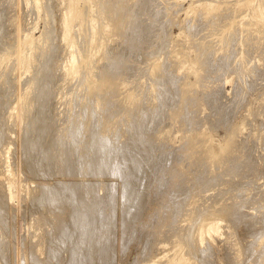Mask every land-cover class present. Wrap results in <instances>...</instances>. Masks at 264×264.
Masks as SVG:
<instances>
[{
	"label": "rangeland",
	"instance_id": "obj_1",
	"mask_svg": "<svg viewBox=\"0 0 264 264\" xmlns=\"http://www.w3.org/2000/svg\"><path fill=\"white\" fill-rule=\"evenodd\" d=\"M2 1V2H1ZM7 1L8 0H0V4L2 5V6H0V24L2 25H0L1 27H0V39H1V43L3 42V43H7V45H6V48H7V51H9L10 53V58H8V59H10V61L11 62H8L9 63V65H7L6 67H3L4 68V70L5 69H9L10 68V70L9 71H6V73H5V71L3 70V68H2V71H1V68H0V73L2 72L4 75H5V77H4V75L1 73L0 74V79L1 80H6V81H8V82H6V81H1L0 80V130L1 129H3L4 128V125L6 124V125H8V124H10V122L12 123V124H10V125H12V126H7V127H5V129L7 130V132L5 133V129H3V130H1L0 131V136L1 135H3V134H5V138H6V140L4 139V135L1 137V138H3V139H1L0 138V144H4V145H2L3 147H1V145H0V154H1V152H2V154H4V156L2 155V157L4 158V160L2 161V159H1V157H0V162H2V163H0V172L1 171H3L4 169H5V171L2 173H0V175H2L1 177H0V264H228V261H229V263H230V260H231V258H232V261H235V262H232L231 261V263L230 264H249V262L251 261V262H257V260H255L256 259V256H257V258H258V256H259V258H258V261L261 263H264L263 261H264V259H263V257H264V255H261L262 253H264V239H262L264 236V209H262V207L264 208V203H262L263 202V198H264V194L262 195V193H264V179H263V177H264V110H263V106H264V41H263V39H264V37L261 39L260 38V36L262 37V36H264V34H262V33H264L263 31H264V24H262V25H257V26H254L253 27V25H251L252 26V28H251V30L249 29V30H247L250 26H247L245 29L243 28V27H241L240 25L242 24V25H244V23L245 24H247L248 22H247V20H248V16H244L245 15V12H246V15H247V13L248 14H250V11L252 12V6L254 7V5H256L258 2L259 3H261V2H264L263 0H257L258 2H256V0H253V2H256V4H252V2H251V4L247 7V8H249V9H247L246 7H244V9H240L239 8V10H241V11H243L244 12V15H243V12H241V11H239V12H235L234 11V7H239V6H241L240 5V3L242 4V0H239V1H241V2H238L237 0L235 1V2H238L237 3V5L235 6L234 4H236V3H234V1L231 3V2H229V0H227V1H218V2H221V3H218L216 0H213V3L212 2H210V4H214L213 6L212 5H209V3H208V5H207V1L209 2L210 0H147V2H146V0H128V2H127V0H118V3H117V5L118 6H116L115 4H116V0H98V2L100 3V4H103V5H99V3L98 4H96L97 5V7L99 8V6H100V9H98V8H96L95 6V3H97V0H95L96 2L95 3H93L94 2V0H89V3L92 5V7H89L90 8V10H91V8L94 10V8H95V10L93 11V12H91L90 11V13H89V8H88V6L89 5H87V6H85V7H87V9H85V7H83V14L84 13H86L87 11L86 10H88V12L86 13L87 14V16H88V14H89V16L91 17V19L89 18V16H88V18L85 16L84 18H85V22H87L88 20V22H90V21H92V22H95L94 21V18H95V16H97L96 18L98 19L96 22H95V25L98 27V25L100 24V26L98 27V29H101L103 32L102 33H100V35L101 36H99V34H97L96 36L98 37L97 39H96V37H95V41H94V43H95V45H93V43H92V45H89V32H90V30H89V28L87 27L86 29H85V27L84 26H86V24L88 25V23H86V24H84L82 27L84 28L83 30H81V31H77V27H75V28H72L71 29V36H73V35H76V36H73V38L74 37H76L75 39H76V45L78 46V44H81V45H79V47H77V50H76V48L74 49V50H76V51H74L73 50V52H74V54H76V57H77V59L79 58V59H82L83 58V60L85 61L84 62V66L82 67V69H81V72L79 73V75H73L71 72H69V69H68V64L66 63V65L64 64L65 62H66V60H67V58H65L64 57V59L62 58L61 59V57L62 56H64V54L66 55V57H68L69 56V54H70V52H72V50L70 49V47H68L67 45H65L62 41H61V39H59L60 37L58 36L59 35V31H58V22H59V20H60V16H61V13H62V10H63V8L66 6V7H69L70 6V1H72V0H63V1H66L67 2V4H65V2H63L62 0H53L54 2H53V4H52V0H40L41 1V3H40V1H38V3H35L33 0H32V2H31V6L29 7V5H30V1L31 0H13V2H12V0H11V2H10V0L8 1V3H7ZM46 1V2H45ZM49 2V4H48V2ZM57 1V2H56ZM59 1H60V3H59ZM107 2V4H109L108 6L105 4V2ZM109 1V2H108ZM121 1V2H120ZM129 1H130V4H129ZM140 1L142 2V4L140 3ZM143 1H144V3H143ZM148 1H149V3H148ZM152 1H154V3L155 4H151V2ZM156 1H157V3H156ZM197 1V3H199L200 2V4L198 5L197 3H195ZM205 4H201L202 2ZM212 1V0H211ZM230 1H232V0H230ZM245 1V0H244ZM4 2V3H3ZM21 2H27L26 3V6H24L25 4L24 3H21ZM111 2V3H110ZM115 2V3H114ZM123 2H125V3H123ZM134 2H135V10H134V8H133V5L132 4H134ZM138 2V3H137ZM159 2H161L160 4H159ZM206 2V3H205ZM223 2V3H222ZM226 2L227 3H231L232 4V6H231V4H228V5H226ZM10 3V4H9ZM42 3H44V4H42ZM112 3H114L113 5H112ZM121 3H123V4H126V8L128 9V10H130L131 12H132V9L134 10L132 13H129L130 11H124V9H126L125 8V6L122 4L121 5ZM132 3V4H131ZM140 3V4H139ZM145 3L146 4H149V5H146V6H149V7H152V6H155L156 4L159 6V9L157 8L158 6L156 5V7H152V8H154L153 10H152V8H149V7H145ZM196 5H195V4ZM216 3H218V4H216ZM7 4L9 5V6H7ZM13 4V5H12ZM41 4L43 5V6H41ZM45 4H47V5H45ZM57 4V5H56ZM262 4H264V3H262ZM35 5V6H34ZM44 5H45V9H43V7H44ZM56 5V6H55ZM60 5V6H59ZM79 6L80 5H82L80 2H79V4H78ZM108 7H106V6ZM129 7H128V6ZM140 5V6H139ZM151 5V6H150ZM163 5V6H162ZM198 5V6H197ZM219 6L220 7V10H218V9H216V11H214L215 10V8H217V6ZM221 5H223V6H225V7H223V6H221ZM234 5V6H233ZM24 6V7H23ZM36 6H37V9H36ZM39 6H41V8L43 9V10H46L47 11V13H49V11L51 12V10H52V12H51V14L49 13V15H50V17H49V15L47 14V13H45V11L43 12L42 10H41V8L39 7ZM48 6V8H49V6H50V8L51 9H47L46 7ZM52 6V7H51ZM57 6H59L58 8H59V10H58V8H57ZM62 6H63V8H62ZM83 6V5H82ZM113 6H115L114 7V9L112 8ZM120 6V7H119ZM130 6H131V8H130ZM143 6H144V8H143ZM199 7V10L197 9V7ZM204 6L206 7V8H204ZM212 6V7H211ZM216 6V7H215ZM230 7V10L232 11V12H230V10H229V8L228 7ZM264 6V5H263ZM11 7V8H10ZM27 7V8H26ZM33 7H35L34 9H33ZM106 9H105V8ZM141 7V11H139V8ZM192 7V8H191ZM209 7H211V9H214V10H212V12L214 11V13L216 12V15H217V17H216V15L213 13V14H210V13H212L211 12V9L209 8ZM218 7V8H219ZM8 8V9H7ZM23 8H25V9H23ZM38 8H39V11H38ZM55 9V11H57L56 13H55V11L53 12V10ZM101 8H103V9H101ZM110 8H111V10H110ZM120 9V10H122L121 12H120V10H118V12L117 11H115L116 9ZM124 8V9H123ZM146 8H148V10L146 9ZM156 8H157V11L159 10V13L156 11ZM194 8V9H193ZM209 8V9H208ZM225 9V11H224V9ZM228 8V9H227ZM235 8V9H236ZM241 8H242V6H241ZM1 9H2V11H1ZM28 9H30V10H28ZM126 9V10H127ZM162 9H163V11H162ZM189 9V10H188ZM191 9V10H190ZM196 9V10H195ZM202 9V12L204 13L203 14V16H204V18H203V20H202V18L201 17H203V16H201L202 15V12L200 11ZM222 9V10H221ZM228 10V12H229V14L231 15L232 14V18L230 17V15H229V17L231 18V23H230V20H229V17L227 16V14H226V16H227V18H226V16H225V13H224V16H223V13L221 12V13H219V11H223V12H226L227 10ZM238 9V8H237ZM236 9V10H237ZM254 9V8H253ZM7 10V11H6ZM8 10H10V11H8ZM24 10V11H23ZM33 10V11H32ZM49 10V11H48ZM96 10H97V12L99 11V12H102V14H100L99 12L98 13H96ZM106 10H107V12L110 14V15H112V16H110L108 13H106ZM137 10V11H136ZM144 10V11H143ZM148 11V13L150 12L151 13V15L154 13H152V11H155V13H156V15H157V17H156V15L155 14H153L152 16L151 15H149L148 13H145V12H147ZM149 10H151V11H149ZM195 10V11H194ZM204 10V11H203ZM205 10H207V11H205ZM208 10H209V12L210 13H208ZM217 10H218V12H217ZM27 11V12H26ZM32 13H30V12ZM41 11V12H40ZM85 11V12H84ZM110 11V12H109ZM115 11V12H114ZM135 11L136 12H138V13H140V14H138V13H135ZM189 11V12H188ZM190 11H194L193 13L192 12H190ZM199 12V14H201L200 15V17H198L199 16V14H195V12ZM254 11V10H253ZM6 12V13H5ZM8 12V13H7ZM10 12V13H9ZM12 12V13H11ZM35 12H36V14H35ZM58 12H60V15H59V13ZM104 12V13H103ZM125 12V15L127 14V16L128 17H131V15H129V14H133V16L131 17V18H133L134 16L137 18H135L134 17V19H136V21H132V19L131 18H129V19H131V20H129L128 18H127V16H124L123 15V13ZM197 12V13H198ZM201 12V13H200ZM14 13H16V14H14ZM18 13V14H17ZM24 13V14H23ZM25 13H29V14H27V15H25ZM45 15H44V14ZM52 13H54V15H52ZM95 14V16H94V14ZM108 14V17H107V15L106 14ZM113 13V14H112ZM115 13V14H114ZM122 13V14H121ZM142 13H144V15H143V17H140V16H142ZM161 13H163V15L161 14ZM187 13H191L190 15H194L193 16V18H192V16H190L189 14H187ZM234 13V14H233ZM14 14V15H13ZM31 14V15H30ZM33 14H35V15H33ZM57 14V15H56ZM86 14H84V15H86ZM98 14V15H97ZM138 16H137V15ZM205 14H210L213 18H211V16L210 15H205ZM235 14H236V18H235ZM238 14V15H237ZM239 14H240V16H239ZM241 14H242V16L243 17H245V18H243L244 20H242V19H239V18H242L241 17ZM12 15V20L10 19V16ZM42 15V16H41ZM48 15V19L46 18H44V16L46 17ZM93 15V16H92ZM100 15V16H99ZM114 15V16H113ZM118 15V16H117ZM140 15V16H139ZM158 15H160L159 16V18H158ZM163 17H162V16ZM196 15V16H195ZM198 15V16H197ZM213 15H215V16H213ZM233 15H234V18H235V20H233L234 18H233ZM5 18L6 19V22L7 21H10L9 22V26H8V22L6 23L4 20H3V18ZM16 16V17H15ZM51 16H53L54 17V20H53V18L52 19H50L51 18ZM105 16V18L107 17L109 20H107V18H106V20L103 18ZM148 16H151V17H148ZM154 16L156 17V18H154ZM206 16H207V19H206ZM221 16H223L224 18H222ZM7 17H9V18H7ZM23 17V18H22ZM26 17V18H25ZM116 17V18H115ZM140 17V18H139ZM148 19H147V18ZM191 17V18H190ZM197 17V18H196ZM239 17V18H238ZM59 18V19H58ZM92 18H93V20H92ZM103 20H101V19ZM113 18V21H111V19ZM122 18H123V21H122ZM126 18V19H125ZM149 18H151V20L149 19ZM156 19L155 21L153 20V19ZM162 18V20H160ZM201 18V21L199 22V19ZM221 18V19H220ZM56 19H58V21L56 20ZM88 19V20H87ZM102 21V22H100V20ZM116 19L118 20V22L116 21ZM121 20V22H120V20ZM125 19V20H124ZM133 19V20H134ZM138 19H140V20H138ZM142 19V20H141ZM158 19V20H157ZM193 19V20H192ZM196 21H195V20ZM205 19V20H204ZM210 19V20H209ZM223 19V20H222ZM228 19V22L226 21V20ZM239 19V20H238ZM246 19V20H245ZM17 20V21H16ZM44 20H47V22L45 21V22H43ZM49 20H51V21H49ZM96 20V19H95ZM127 20H128V22H127ZM143 20H144V22L145 23H143ZM148 20V21H147ZM189 20V21H188ZM212 20H214V22H212ZM215 20H217V21H215ZM242 20V21H241ZM16 21V22H15ZM55 21V22H54ZM107 23H106V22ZM111 21V22H110ZM137 21H138V24H137ZM140 21V22H139ZM151 22V24H150V22ZM160 22V23H157V22ZM161 21H163L162 23H161ZM193 21V22H192ZM210 21V22H209ZM222 21V22H221ZM234 21H239V23L238 24H235V27L234 26H232L233 27V30L231 29L232 27L231 26H229V25H232L233 23H236V22H234ZM249 21V20H248ZM11 22L12 23H14L13 24V26H12V24H11ZM21 22H22V24H21ZM104 22H105V24H104ZM114 24H113V23ZM120 22V23H119ZM124 22H125V24H124ZM155 22H156V24H155ZM189 23V25H188V23ZM190 22H192L191 23V25H190ZM202 22V23H201ZM206 23V25H208L209 26V24H210V26H209V28H206L207 26L205 25V23ZM208 22H209V24H208ZM4 23V24H3ZM46 23V24H45ZM54 23V24H53ZM101 23L102 24H104V26L103 25H101ZM127 23V24H126ZM128 23H129V25H128ZM132 25H131V24ZM141 23V24H140ZM195 23L197 24V25H195ZM212 23V24H211ZM220 23V24H219ZM224 23V24H223ZM6 24V25H5ZM47 24H49L48 26H50V27H48L47 26ZM56 24V25H55ZM91 24V23H90ZM98 24V25H97ZM108 24V25H107ZM109 24H111V26H112V28H110L109 27V29H113L112 31H117L116 33L118 34V35H120L119 34V32H120V29H121V32H122V34H123V36L121 37V35L119 36V41H118V39H116V36H117V34H115V32H109V35L107 34V31H109L108 29L105 31V28L104 29H102V27H105V26H110ZM117 24V25H116ZM148 26H150V27H148ZM152 24H155V25H157V26H154V25H152ZM194 25V27H192L193 25ZM228 24V26L229 27H231V28H228L226 25ZM55 27H54V26ZM121 27H120V26ZM122 25L124 26L123 28H122ZM128 25V26H127ZM133 25H136V26H133ZM138 25H141V26H139V29H138ZM143 25V26H142ZM147 26V28H145V26ZM151 25H152V27H154V29L156 28V30H157V34L159 33V30H160V34L161 35H163V34H165V36L163 35L162 36V38H161V36L158 34V36H157V34H156V32H155V30L151 27ZM158 25H159V27L161 28V29H159V27H158ZM161 25V26H160ZM214 25V26H213ZM219 25V26H218ZM222 25V27H220ZM234 25V24H233ZM238 25V26H237ZM7 27V29H5L6 27ZM15 26V27H14ZM102 26V27H101ZM133 26V27H132ZM240 26V27H239ZM245 26V25H244ZM259 26V27H258ZM263 26V27H262ZM4 27V28H3ZM46 27H48L47 28V30H48V32H52V34L51 35H53L54 36V39H55V41L56 42H54V39H53V42H52V39L50 38V36H49V33L47 32V34H48V36H47V39H49V41H48V45L50 44V42H52L53 44H51V45H49L50 46V48H48L49 46L46 44V46H48L47 48L48 49H51V50H48L47 49V55L42 59V61H39V59H40V57L39 56H41V55H39V52H41V48L39 49V47H38V50H37V52H36V55L37 56H34V65H35V67H32V71L31 70H29V71H25V69L24 68H22V65H21V63H20V56H21V53H23V51H24V46H25V44H26V41L28 40V39H37L36 37H38V39L40 38V35H42V33L41 32H43V29H45ZM52 27H54L53 29H52ZM126 27H131V28H126ZM137 27V28H136ZM140 27H142V28H140ZM202 28V29H204V31L202 30V29H199V33H197L198 31H197V29L198 28ZM203 27H205V28H203ZM217 27V28H216ZM224 27H227V28H224ZM240 30V31H243L242 32V34H240L242 37H244V38H242L240 35H239V31L237 32L236 30H237V28ZM1 28H3L2 30H3V32H6V34L5 33H3V34H1ZM10 28V29H9ZM115 28H116V30H115ZM127 29V31H128V33L130 34H128V33H126V29ZM132 28H133V30H132ZM152 29V31H150L149 32V30H151ZM212 28V29H211ZM218 28H220V29H218ZM257 28V29H256ZM260 28V29H259ZM9 29V30H8ZM12 29V30H11ZM88 29V30H87ZM123 29H124V31H123ZM132 31H131V30ZM193 29H195V30H193ZM211 29V30H210ZM215 29V30H214ZM216 29H218L219 30V32H218V30H216ZM224 29V30H223ZM225 29H227L228 30V33L226 32V34H225V31H227V30H225ZM242 29H244L246 32L247 31H251L250 33L249 32H244V30H242ZM254 30V32H252L253 30ZM5 30V31H4ZM7 30V31H6ZM10 30L12 31V32H10ZM50 30V31H49ZM53 30V31H52ZM141 30H143V33H144V35H139L142 31ZM148 30V31H147ZM162 30V31H161ZM208 30V31H207ZM215 32H217V34H215L214 33V31ZM223 30V31H222ZM229 30L231 31H234V32H232L233 34H234V36H231V32H229ZM258 32H260V33H258ZM260 30V31H259ZM9 31V32H8ZM15 31V32H14ZM45 31V30H44ZM74 31V32H73ZM77 31V32H76ZM83 31H85V34H86V36H83L82 35V33L84 34V32ZM111 31V30H110ZM141 31V32H140ZM145 31V32H144ZM195 31H197L196 32V34H194L195 33ZM207 31V32H206ZM209 31H212V33L211 32H209ZM255 31H256V33H255ZM14 32V33H13ZM50 32V33H51ZM54 32H57V33H54ZM132 32H134V33H132ZM140 32V33H139ZM154 33L152 36L150 35V34H152V33ZM201 32V33H200ZM205 32V33H204ZM223 32V33H222ZM9 33V34H8ZM10 33H13V34H15V36L17 37V39H18V41H17V39L15 38V37H13V38H15L16 39V41H15V39H14V41H12V39H10V41H12L13 43H14V45L12 46V42H11V45H8V44H10V41H8V42H5V41H7V39H9L10 37L12 38V34H10ZM41 33V34H40ZM75 33V34H74ZM77 33V34H76ZM89 33V34H88ZM105 34V37H104V34ZM132 33V34H131ZM135 33H137V34H135ZM143 33H141V34H143ZM146 33H147V35H146ZM206 33H207V35L208 34H210V35H208V36H206L205 37V35H206ZM221 33H222V35L224 36H222L221 35ZM238 33V35L236 36V34ZM244 33H246V36H245V34ZM7 34H8V36H7ZM56 34H58V35H56ZM78 34H80L79 36H78ZM84 34V35H85ZM107 34V35H106ZM111 34H112V36H113V34H114V38L111 36ZM127 34V35H126ZM134 34V36H137L138 35V37H139V39L137 38V37H135L136 39H132L134 36H131V35H133ZM156 34V35H155ZM214 34V36L215 35H217V37L218 36H220V37H222V38H220V37H218V38H220L221 39V42L220 41H218V43H217V39L218 38H216V36L215 37H211V35H213ZM232 34V35H233ZM255 35V36H253V35ZM257 34H258V36H257ZM261 34V35H260ZM10 35V36H9ZM21 35V36H20ZM46 35V34H45ZM56 35V36H55ZM87 35H88V37H87ZM91 35V34H90ZM116 35V36H115ZM129 35V36H128ZM148 35H150L151 37H149ZM244 35V36H243ZM252 37H251V36ZM260 35V36H259ZM4 36V37H3ZM78 36V37H77ZM81 36V38H79ZM86 39V43H83V45H82V43H81V39L83 38V37ZM144 36V37H143ZM153 36H155L156 38H153ZM160 36V39H161V41H160V39L159 38H157V37H159ZM209 36L211 37V39H212V42H211V39L209 38ZM239 36H240V38H239ZM248 36V37H247ZM6 37H8V38H6ZM34 37V38H33ZM52 37V36H51ZM88 39H87V38ZM101 37H103L104 39L106 38V39H108V43H109V41L111 42V43H109V44H107V42H106V39H105V43H106V46H105V44H104V41L102 42L101 41ZM112 37V38H111ZM121 37V38H120ZM123 37H125V39L123 38ZM127 37V38H126ZM147 39H146V38ZM163 37H165V39H163ZM209 38V41L210 42H207L208 41V38ZM226 37V39H225V42H224V39L223 38H225ZM228 37H229V39H228ZM232 39H231V38ZM245 37H247V39L245 38ZM3 38V39H2ZM4 38H6V39H4ZM53 38V37H52ZM84 38L82 39V42L84 41ZM102 38V39H103ZM112 39V41H111V39ZM122 38L124 39V41L126 42H122ZM130 38L132 39V41H130ZM143 38H145L146 39V42H144V39ZM151 38V39H150ZM207 38V39H206ZM214 38V39H213ZM235 38V39H234ZM241 38L243 39V41H246V42H243L242 43V41H241ZM254 39V41H253V39ZM255 38H259V39H256V41H260L261 43H263V44H261L260 45V42L258 43V42H256L255 41ZM57 39H58V41H57ZM74 39V40H75ZM126 39H129V41H126ZM140 39H141V41H140ZM149 39H150V41H152L151 43H150V45L148 44V42H150L149 41ZM154 39H155V41H154ZM166 39H167V41H166ZM222 39H223V41H222ZM233 39H234V41H237V39H239V42L237 41V42H233ZM248 39H250V41H248ZM46 41V40H45ZM89 41V42H88ZM100 41V42H99ZM117 41V44H119V42H121L119 45H117L115 42ZM136 41V42H135ZM138 41H140V44L138 45ZM162 41H164V43L162 42ZM168 41H169V43H168ZM226 41H228V43H230L231 44V41H232V47H234V49L232 48V47H229V46H231V45H228L227 43H226ZM230 41V42H229ZM256 42L255 44L253 43V45H251L250 43H252V42ZM263 41V42H262ZM61 43V45H62V47L59 45L60 43ZM77 42H79L78 44H77ZM132 42H134V43H132ZM138 42V43H137ZM154 42V43H153ZM157 42H160V43H162V44H158ZM166 42V43H165ZM195 42H197L196 44H195ZM198 42L201 44V46H200V44H198ZM202 42H207L206 44L207 45H205V43H203V45H202ZM213 42H214V44H213ZM224 42V43H223ZM248 42H249V44H248ZM0 43V44H1ZM102 44V45H100V47H99V49H98V44ZM115 43V44H114ZM124 43H125V45H124ZM132 44V46H135V48L137 49H133V47H129V46H131V44ZM137 43V44H136ZM148 44V45H145L146 46V48L148 49V47L150 46V47H152V50L150 49V47H149V49L146 51V48H143L142 47V49L140 48V49H138L139 48V46L141 47V46H143L144 44ZM219 43H223V44H225V45H218ZM234 43V44H233ZM236 43V44H235ZM239 43V44H238ZM243 45H242V44ZM258 43V44H257ZM55 44H57L56 46H60V48H59V46L56 48L55 47ZM63 44L65 45V46H63ZM88 44V45H87ZM112 46H117V47H112L111 48V45ZM134 44V45H133ZM156 44V46H151V45H155ZM157 44L159 45L158 47H157ZM169 46V48H168V46ZM194 44H195V47H194ZM209 44H211V47H212V44H213V47L211 48L210 46H209ZM216 44V45H215ZM241 44V45H240ZM247 44L249 45L248 46V48H247ZM2 45V44H1ZM0 45V47H2V48H0L1 50V52L0 53H6L7 51H6V48H5V46H4V44L1 46ZM17 45V46H16ZM24 45V46H23ZM42 45V44H41ZM85 45H86V47H85ZM105 47H107V48H105ZM122 45V46H121ZM128 45V46H127ZM136 45H138L137 47H136ZM163 46L164 47V45H165V49L163 48V47H161V46ZM193 45V46H192ZM197 45V46H196ZM259 45V46H258ZM8 46V47H7ZM84 47L83 49H81L82 47ZM94 47V48H91V49H93V50H89V47ZM101 46L103 47V48H105V49H103V48H101ZM144 46V47H145ZM199 46H200V48H202V46H203V49H200L199 48ZM207 46H209V47H207ZM214 46H220L219 48L218 47H214ZM225 47V48H223V47ZM236 46H238V48H239V52L238 51H236L235 49H238ZM246 46V47H245ZM251 46H252V48H251ZM13 47H15V48H13ZM24 47V48H23ZM42 47V46H41ZM53 47H55V48H53ZM69 48V49H67V48ZM81 47V48H80ZM88 47V48H87ZM121 47H125L123 50L124 51H122V49H120ZM156 47V48H155ZM160 47V49L158 50V48ZM263 47V48H262ZM9 48V49H8ZM59 48V49H58ZM63 48H65V49H63ZM97 48V49H96ZM116 48H119L118 50L116 49ZM129 48V50H127ZM132 48V49H131ZM156 49V51L158 50V52L159 51H161V52H159L160 54H158V52H157V54L159 55V59L158 58H156L158 55H156L155 53H156V51H154V55L156 56H154L153 54H150L149 52H152L153 51V49ZM167 48H168V50H167ZM199 48V49H198ZM205 48H206V51H205ZM208 48H211V50H213V52H211V50L209 51V49ZM219 49V51H222V49H223V54H221V52L220 53H217V52H219L217 49ZM222 48V49H221ZM229 48H230V50H229ZM245 48H247V51L249 52V53H247L246 52V49ZM251 48V49H250ZM4 49V50H3ZM13 49V50H12ZM22 49H23V51H22ZM37 49V48H36ZM52 49H55V53H53V51L54 50H52ZM63 49V50H62ZM86 49H87V51H86ZM111 49V50H110ZM147 52H144V50ZM154 49V50H155ZM224 49H225V51H224ZM233 51H235V52H233ZM263 49V50H262ZM12 50V51H11ZM15 50H16V52H15ZM40 50V51H39ZM58 50V51H57ZM61 50H62V53L61 54H63V55H59L60 54V52H61ZM69 51V53L67 52V51ZM79 50H82L81 52H82V54H80L81 52H79ZM96 50H97V52H96ZM102 50V51H101ZM106 50V51H105ZM113 50H115V51H113ZM120 50V51H119ZM139 52L140 50H142L143 52H144V55H143V53L142 52H140V53H142L141 55L142 56H144L145 57V55L146 54H148V56L149 57H151V58H153V57H155V59L156 60H154L155 61V63L158 65H155V63L154 62H152L153 61V59H149L150 61H148V59H146L145 60V58H149L147 55H146V57L144 58H142V56L140 55V53H138L137 54V52ZM164 50V51H163ZM195 50V51H194ZM201 50V51H200ZM215 50H216V52H215ZM245 50V51H244ZM252 50H254V51H252ZM4 51V52H3ZM49 51H50V53H49ZM52 51V52H51ZM84 51V52H83ZM92 51V52H91ZM108 51V52H107ZM117 51H119V52H117ZM127 51V52H126ZM132 51H134V52H136V54L134 53V52H132ZM149 51V52H148ZM163 51V52H162ZM209 51V52H208ZM228 51H229V54H231V53H233V54H231V55H228ZM18 55H16L15 53ZM63 52H66V53H63ZM91 52V53H90ZM101 52V57H100V53ZM102 52H105L104 54H106V55H104L103 54V56H102ZM112 52V53H111ZM121 52V53H120ZM125 52V53H124ZM130 52H132V53H130ZM202 52H204V53H207L208 52V54L210 53V55L211 56H208V54H205L207 57H209V58H207L206 59V56L205 57H203V53H202V55H201V53ZM215 52V53H214ZM226 52V53H225ZM241 52H243L242 54H244V55H242V57H240L241 56ZM5 53H4V55H5ZM14 55V57H13V55ZM48 53H49V55H48ZM56 53H57V55L59 56V58L61 59V60H63V61H61L59 58H57L56 56ZM85 53H89V54H91L92 56H93V58H92V56L91 55H88V56H90V58L89 57H87V54H85ZM119 54L120 55V57H118V55H115V54ZM162 53V54H161ZM198 53V54H197ZM200 53V54H199ZM213 53V54H212ZM216 53H217V56H219V57H217L216 56ZM35 54V53H34ZM109 54H111V55H109V57H108V55ZM123 54H127V56L125 55H123ZM130 54H132V55H130ZM133 54H134V61L132 60L133 58ZM196 54V55H195ZM219 54V55H218ZM225 54H226V56H227V58H226V56H225ZM238 54H240V56H237V58H239L240 57V59H241V61H239L240 59H237L236 58V55H238ZM4 55H2L1 56V54H0V57H1V59L3 58V56ZM15 55L17 56V59L15 58ZM54 55V56H53ZM78 55V56H77ZM83 55H85V57H82L81 58V56H83ZM130 55V56H129ZM139 55V56H138ZM153 55V56H152ZM167 55V56H166ZM197 55H198V57H197ZM201 55V56H200ZM214 55H215V58L216 59H219L220 57V59H219V61H217L216 63H213V62H215V60H214ZM225 56V57H223V56ZM235 55V56H234ZM245 55H247V57H248V55L251 57V58H247ZM9 56V55H8ZM50 56H52V57H50ZM61 56V57H60ZM107 56V57H106ZM118 58H117V57ZM129 56V58H128V61L129 62H131V64L133 63L134 64V62L136 63V61H137V63H138V61H140L139 62V65L140 66H137V63L133 66V64L132 65H130L129 63H128V61H127V63L129 64H127V63H125L126 65H128L129 66V68L130 67H132L133 68V70H132V68H128L127 69V67L128 66H124V63H122V61L123 62H125V60L127 59V57ZM135 56H137V57H135ZM163 58H162V57ZM195 56L197 57V58H195ZM213 56V57H212ZM234 57V59L236 58V60L235 61H232V59H233V57ZM11 57L14 59V60H16L15 62H14V60L12 59L11 60ZM39 57V58H38ZM54 57H55V59H57V60H54V61H56V64H55V62L53 61V59H54ZM113 57V58H112ZM114 57H115V59H114ZM131 57V58H130ZM138 57H139V60H137L138 59ZM141 57V58H140ZM201 57H202V62L200 61V59H201ZM211 57V58H210ZM246 57V61L248 60V62H249V64L250 65H252V66H254V67H252V66H248V62L247 63H245V60H244V58ZM36 58V59H35ZM38 58V59H37ZM86 60H85V59ZM100 58V59H99ZM108 58V59H107ZM196 59V62H197V60H199L198 62H200V63H196V62H194V60ZM205 58V59H204ZM222 58H224L225 59V61H226V64H229V63H232V65H228L229 67H227V65L224 63H222V61H224V60H221ZM1 59H0V62H1ZM51 59L52 61H50V63L48 62L49 60ZM58 59L60 60V62L58 61ZM66 59V60H65ZM78 59V60H79ZM88 59H90V60H92L90 63L92 64L93 63V66L91 65V64H88V66H87V64L86 63H88V61H90V60H88ZM102 59V60H101ZM111 59H113L112 61H111ZM119 59V62H116L115 61V65H117L118 63V67H120L119 69H117L116 70V67L117 66H111V64L112 65H114V60H118ZM123 59V60H122ZM140 59H142V60H140ZM144 59V60H143ZM161 59H163L162 60V62H161ZM164 59H165V62H164ZM166 59H167V62H166ZM169 59V60H168ZM203 59H204V61H203ZM210 59H212V60H210ZM38 61L37 63H35V61ZM103 60H105V63H106V65H105V63H104V61ZM110 60V61H109ZM122 60V61H121ZM131 60V61H130ZM159 60V61H158ZM206 60H208V61H206ZM229 60V61H228ZM242 60H243V62H242ZM252 60V61H251ZM257 60V61H256ZM259 60H261V62H258ZM12 61H13V63L14 64H16V65H14L13 63H12ZM87 61V62H86ZM111 62V63H109V65L107 64L108 62ZM209 62L208 63V65L206 66V63H204V62ZM213 61V62H212ZM236 61H238V62H236ZM53 62V63H52ZM58 62V63H57ZM62 62V63H61ZM145 62H147V65H148V62H150L151 64L153 63V65L155 66V67H157V68H155L153 65H151L150 63H149V66H147L146 65V63ZM158 62H159V64H158ZM163 63L164 62V65L163 64H161V63ZM192 62H194V63H192ZM211 62L213 63L212 65H211ZM234 62V63H233ZM239 62H242L241 64L239 63ZM20 63V64H19ZM42 63V65H40ZM45 63H48V64H46V66H45ZM64 64V65H62L61 66V64ZM83 63V62H82ZM120 63H121V66H120ZM143 63H144V65H143ZM169 63H171V65L169 64ZM220 63V64H219ZM236 63V64H235ZM241 66H239L238 64ZM10 64L12 65V67H10ZM36 64H37V67H36ZM50 64H52L51 66H52V71H51V69L48 67V66H50ZM58 64V65H57ZM60 64V65H59ZM86 64V65H85ZM122 64H123V66H122ZM169 64V66H166L165 67V65H168ZM190 64V65H189ZM193 64V68H191L192 65ZM204 64V65H203ZM216 64H218V71L215 69V68H217L216 67ZM221 64H223L222 65V67L220 66ZM235 64V65H234ZM244 64H246V66H248V67H245V65ZM33 65V66H34ZM45 67H44V66ZM48 65V66H47ZM55 65H57V67L55 66ZM91 65V66H90ZM95 65V66H94ZM102 65V67H100ZM104 65V66H103ZM108 65V66H107ZM143 67H146V68H144V71H142V73H141V70H143V68L141 69V67L142 66ZM199 65V66H198ZM209 65H210V67H209ZM42 66V67H41ZM50 66V67H51ZM59 66H61V67H59ZM64 66H66V67H64ZM106 66V67H105ZM139 67V68H137V69H139V70H137L135 67ZM152 66H153V72L151 71L152 69ZM159 66H161V69H160V67ZM162 66H164L165 68H164V70H165V72L162 74V76H161V73L163 72V71H161V70H163L162 69ZM170 66H174L173 68H169ZM242 66H243V68H242ZM2 67V66H1ZM9 67V68H8ZM17 67V68H16ZM49 68L50 69V72H52V73H50L49 72V69L47 70V68ZM87 67V69H85ZM92 67H94V69L95 70H93V68ZM96 67H100V68H96ZM109 67H111V70H109L110 68ZM113 67V68H112ZM151 67V68H150ZM159 67V68H158ZM199 67H200V69H199ZM202 67V68H201ZM214 67V68H213ZM220 67V68H219ZM223 67H225V68H223ZM12 68V69H11ZM14 68V69H13ZM25 71H23L22 69ZM37 68V69H36ZM41 68H45V71H44V69H43V71L41 70ZM55 68V69H54ZM63 68H65V70L63 69ZM88 68H89V70L90 71H88ZM92 68V69H91ZM105 68L106 69H108V71L106 70V72H105ZM123 69V71H122V69ZM124 68H125V70H124ZM169 68V69H168ZM177 68V69H176ZM194 68H196V69H194ZM205 68H207V69H205ZM239 68V69H238ZM245 68V69H244ZM18 69V70H17ZM35 69H36V71H35ZM39 69V70H38ZM56 69H58V70H56ZM60 69H63L61 72H60ZM84 69H85V71H84ZM99 69V70H98ZM112 69L114 70V72L112 71ZM135 69V70H134ZM141 69V70H140ZM147 71H146V70ZM148 69H150L149 71H148ZM157 69H159V71L160 72H158L159 73V75L156 73L155 75H153V73H155L156 71L155 70ZM198 69V70H197ZM203 69V70H202ZM210 69L211 70H215L214 72H209L210 71ZM16 70V71H15ZM41 70V71H40ZM53 70H54V72H55V70H56V72L54 73L53 72ZM88 72H87V71ZM92 70V71H91ZM104 70V71H103ZM119 70V71H118ZM129 70V72L131 71V73L129 74V72H127ZM137 70V71H136ZM168 70L170 71V73L168 72ZM172 70V71H171ZM202 70V71H201ZM33 71H35V72H33ZM39 71V72H38ZM96 71H97V73H96ZM122 71V72H121ZM137 73H135V72ZM140 71V72H139ZM152 72V75L154 76V77H152L151 75H150V77L152 78H150L149 77V73L151 74V72ZM155 71V72H154ZM193 71V72H192ZM203 71L204 72H206V73H204V74H206V76L205 75H203ZM11 72H12V74L14 73V75H12L11 74ZM29 74H28V73ZM48 72V73H47ZM59 72V73H58ZM83 72V73H82ZM94 74H92V73ZM120 72V73H119ZM125 72V73H124ZM146 72H148V76L146 75L147 73ZM167 72V73H166ZM9 73V74H8ZM50 73V74H49ZM82 73V74H81ZM90 74V76H89V74ZM102 75H101V74ZM112 73V74H111ZM114 73V74H113ZM121 74L122 76L121 77H118V76H120L119 74ZM123 73V74H122ZM127 73H128V75H127ZM145 74V75H142V78H141V75L140 74ZM172 73V75H174V77L172 76V77H170L171 74ZM198 73V74H197ZM11 74V75H10ZM64 74H65V77H64ZM98 74V75H97ZM99 74H100V76H99ZM109 74H111V75H109ZM135 74V75H134ZM201 74L203 75L202 77H200L201 76ZM207 74H209L208 76H210V78L208 77L207 78ZM8 75V76H7ZM9 75L11 76V77H9ZM34 75V76H33ZM46 75H47V77H46ZM48 75H51V80H50V77L48 76ZM55 75V76H54ZM62 75V76H61ZM66 75H68L67 76V78L68 79H66ZM81 75V76H80ZM92 75V76H91ZM104 75V76H103ZM113 75H115V76H113ZM116 75H117V77H116ZM126 75V76H125ZM163 75H165V77H163ZM171 79V78H173V79H175L174 81H172V80H170V79H168V77ZM170 75V76H169ZM200 75V76H199ZM223 75H225V76H223ZM31 77V79H30V77ZM96 76H98V78L96 77ZM101 76L102 77H104L103 79H101ZM124 76V78L121 80V78ZM131 77V79H130V77ZM133 76V77H132ZM134 76L135 77H137L138 76V78L140 77V79H138V78H134ZM144 76V77H143ZM149 77V78H146V77ZM159 76V77H158ZM195 76H197L196 77V80L197 79H199V81L197 82L196 80H195ZM200 78H199V77ZM2 77H3V79H2ZM11 79V80H9V78ZM54 77H56L57 78V81H58V83L61 81V77H62V79H63V81H61L58 85H57V81H55L56 80V78L53 80V78ZM58 77H60L59 79H58ZM72 77H73V79H75V81L73 80V84L75 85V87H76V84H77V86H78V83L80 82V80H83V81H81L80 83H82L83 85H81V84H79V86H78V88L76 89V91L79 89V91H78V93L75 91H73L74 90V85L71 83V81L72 80H70V79H72ZM79 77V78H78ZM82 77V78H81ZM115 79H114V78ZM158 78V80H156V78ZM179 77H180V79H179ZM230 77V78H229ZM34 78V79H33ZM44 78H46V79H44ZM51 81L50 83L48 82L49 80ZM64 78L67 80L66 82H67V84L65 83V80H64ZM129 78V79H128ZM144 78H146L145 80H144ZM162 78V80H160V79ZM164 78H166V79H164ZM205 78V79H204ZM229 78V79H228ZM31 81H30V80ZM98 79V80H97ZM101 79V80H100ZM129 80V82H128V80ZM136 79H138V80H136ZM143 79V80H142ZM156 81H155V80ZM200 79H203L204 81H202V83H201V81H200ZM29 80V81H28ZM127 80V81H126ZM134 80L136 81V82H134ZM142 80V81H141ZM146 80H149V81H151V82H145ZM165 80H167V82L168 83H166V81ZM170 80V81H169ZM178 80V81H177ZM180 80V81H179ZM183 80V81H182ZM196 82H195V81ZM12 81V82H11ZM14 81V82H13ZM52 81H54L55 82V84H54V82H52ZM70 81V82H69ZM86 81L88 82V86L87 85H85V83H86ZM101 81V82H100ZM130 81L132 82V86H131V83H130ZM143 81H144V84H143ZM152 81H153V83H152ZM155 81V82H154ZM193 81H194V83L195 84H193ZM206 81H207V85H208V83H209V85L208 86H206L205 84L203 85V83H206ZM209 81V82H208ZM214 82V83H212V82ZM227 81V82H226ZM229 81V82H228ZM2 82H4V84L2 85ZM31 82V83H30ZM32 82H34V84L32 83ZM78 82V83H77ZM157 82V83H156ZM158 82L160 83V84H158ZM162 82V83H161ZM170 82V83H169ZM171 82L173 83L172 85H171ZM177 82V83H176ZM199 82L204 86H202L201 84L199 85V87H200V89H199V87L198 88H196L198 85H197V83L199 84ZM7 83V84H6ZM8 83H10V84H12L11 86H12V88H11V86H10V84H9V86H8ZM30 84V86H29V84ZM47 83V86L48 85H51L52 83L54 84H52L51 86H48V88H46L47 86L46 85H44V84H46ZM64 83V84H63ZM69 83V84H68ZM92 83H95L94 85H92ZM134 83V84H133ZM139 83V84H138ZM145 83L148 85L149 84V86H147V87H145L146 85H145ZM150 83H151V85H150ZM155 83H156V85L158 84V86H157V89L159 90H155L156 88H155ZM168 84V85H166V84ZM176 84V86H175V84ZM178 83H181V84H179L178 85ZM191 83H192V85H194V89H192V85H191ZM15 86H14V85ZM26 84H28V85H26ZM31 84H33L34 86H32ZM60 84H63V85H65L66 86V88H64L63 87V85H61L60 86ZM70 84H72V85H70ZM113 84H114V87H115V89L117 88L118 89V91H119V94H118V91H117V89H116V91H115V89H114V87H113ZM136 84H138L139 85V88H138V86L136 85ZM163 84V85H162ZM213 84V85H212ZM3 87H2V86ZM69 85V86H68ZM85 85V86H84ZM116 85V86H115ZM133 85H136L137 86V88H136V90L134 89V88H132V87H136V86H133ZM155 85V86H154ZM170 85V86H169ZM182 85L184 86V87H182ZM191 85V86H190ZM8 86V87H7ZM14 86V87H13ZM32 86V89L30 88ZM36 86V87H35ZM45 86V87H44ZM54 86H55V88H54ZM60 86V87H59ZM84 86V87H83ZM140 86H141V88H140ZM161 86V87H160ZM163 86V87H162ZM166 86V87H165ZM170 87V89H171V91H170V89H169V87ZM178 86V87H177ZM191 88H190V87ZM196 86V87H195ZM26 87V88H25ZM27 87H29L31 90H33L34 91V89H36L35 90V92H33V91H31L30 89H28ZM50 87H51V89H53V91L52 90H50ZM53 87V88H52ZM69 87V88H68ZM72 87V88H71ZM88 87V88H87ZM111 87V88H110ZM112 87H113V89H114V91H112ZM145 87V88H144ZM152 89V87H153V89L155 90V93H154V90L152 91V90H150V88ZM172 87H175V92H178V93H180V95L179 96H176V97H179V98H176L177 100H175V98H171V100H170V97L172 96V97H175V96H173L172 94H168L167 95V93L170 91V92H174V90L172 89ZM189 87V88H188ZM201 87H203L202 88V90L204 89V91H202L201 90ZM207 87V88H206ZM14 88V90H11V89H13ZM25 88V89H24ZM60 89V91H58L59 89ZM83 88V89H82ZM85 88H87V90H85ZM103 88V89H102ZM105 88H106V90H105ZM110 90V91H108V93L106 92L108 89ZM167 88V89H166ZM186 88V89H185ZM206 88V89H205ZM56 89V90H55ZM72 89V90H71ZM83 90V93H81L80 92V90ZM147 89V90H146ZM149 89V90H148ZM160 89H161V91H160ZM164 89V90H163ZM168 89H169V91H168ZM190 91H192V90H194V91H192L191 92V95H192V93H193V96H191L190 95V92L188 91V90ZM199 89V90H198ZM211 89V90H210ZM11 91V92H9V91ZM27 90V91H26ZM42 90V91H41ZM47 90H49V93H48V91ZM101 90H103L102 92H101ZM135 90V91H134ZM138 90L139 91H143V93L142 94H145V95H142L141 94V92H138ZM165 90H167V91H165ZM185 90H187V91H185ZM208 90V91H207ZM3 91V92H2ZM28 91H30V93H29V97H28ZM55 91V92H54ZM67 91V92H66ZM86 91V92H85ZM97 91V92H96ZM130 91H132V92H130ZM152 91V93H150ZM162 91H165V94H164V92H162ZM195 91H196V93H195ZM199 91V92H198ZM13 92H14V94H13ZM26 92V93H25ZM39 92H42V93H40L39 94ZM43 92H45V93H43ZM46 92H47V94H46ZM52 92V93H51ZM58 92H59V94L60 95H58ZM72 92V94H70V93ZM85 92V93H84ZM88 92V93H87ZM93 92H94V94L96 93V94H98L97 95V97H96V94L94 95L93 94ZM106 92V93H105ZM114 94H116L115 95V97L117 96V95H119L118 97H116V99L117 98H119V101L118 100H116L115 99V97H114V95L112 94V93ZM145 92V93H144ZM157 92V93H156ZM162 92V93H161ZM167 92V93H166ZM182 92H184V94H185V92H187L186 94H188L187 96H186V94L185 95H183V93ZM198 92V93H197ZM200 92H201V95H199L200 94ZM205 93V94H202V93ZM210 92V93H209ZM8 93H10L9 95H8ZM12 93V94H11ZM16 93V94H15ZM24 93V94H23ZM65 93H67V94H65ZM68 93L71 95H68ZM103 93V94H102ZM113 95H111V94ZM125 93V94H124ZM129 95H128V94ZM130 93H132V95H130ZM135 93H136V95H135ZM138 93V94H137ZM147 93V94H146ZM153 93H154V95H153ZM161 93V94H160ZM182 93V94H181ZM194 93H195V95H194ZM23 94V98H22V95ZM26 94V95H25ZM31 94V95H30ZM34 94V95H33ZM55 94H56V96L57 97H59V99H57V97H55ZM62 94H65V96L67 95V97H65V96H63ZM76 94V96H74ZM77 94H80V96L79 95H77ZM81 94H82V99L80 98L81 97ZM86 96H85V95ZM110 94V95H109ZM150 94V95H149ZM160 96H158V95ZM164 94V95H163ZM177 94H175V95H177ZM197 94V95H196ZM210 94V95H209ZM7 95V96H6ZM13 97H12V96ZM15 95V96H14ZM25 95V96H24ZM51 95V96H50ZM89 95V96H88ZM99 95H101L100 97H102V98H100V99H103V97L105 98L104 100H102L103 102H105V103H103V105L106 107V104L108 103V105L110 106V105H113L114 106V108H113V106H110V107H112V108H110L108 105H107V107H108V109H106V108H104V107H102V108H99V109H97L96 110V108H97V106H98V104L97 103H100V104H102V101L101 100H98L99 99ZM102 95H104V96H102ZM105 95H107V98L105 97ZM126 96V95H128V97L126 96V97H122V100H121V96ZM141 96V97H145L143 100L141 99V98H139V101H140V103L141 104H144V105H140L139 104V101L138 100H136L133 96ZM151 95H153V96H151ZM163 95V96H162ZM167 95V96H166ZM170 95V96H169ZM31 96V97H30ZM64 97V98H61V97ZM77 96H78V98H77ZM90 99H93V100H95L96 98V100H98V101H100V102H98V101H92V100H89V98ZM93 96V97H92ZM110 96H112V98L110 97ZM157 96V97H156ZM184 96V97H183ZM185 96H186V98H185ZM194 96H195V100H194ZM198 96V98H196ZM206 96V97H205ZM9 97V98H8ZM26 97H28L29 98V100L27 101V98ZM32 97H35V98H32ZM55 97V98H54ZM71 97V98H70ZM74 97H76V100H75V98ZM87 97V98H86ZM92 97V98H91ZM95 97V98H94ZM108 97H110L111 98V103L109 102L110 101V98L108 99ZM132 97V98H131ZM152 97H154V99H152ZM181 97V98H180ZM190 97H192L191 98V100H194V101H192L191 102V100H189L190 99ZM200 97L202 98V100H200ZM20 98H22V99H20ZM24 98H26V99H24ZM31 98V99H30ZM38 98V99H37ZM49 98V99H48ZM54 98V99H53ZM66 98V99H65ZM69 98H70V100H69ZM83 98H84V100H83ZM86 98V99H85ZM124 98H126V99H124ZM130 98V100H132V99H134V100H136V103H133L134 104V106L132 105L131 107H130V110H128L129 109V106H127L126 104H130V100H128ZM150 98H151V102H149L150 101ZM182 98H185L186 99V101L188 102H186V101H184ZM36 99V100H35ZM57 99V100H56ZM68 99V100H67ZM73 99V100H72ZM78 99H81V100H78ZM127 101V102H129V103H126L125 101ZM168 99V100H167ZM174 99V100H173ZM180 99H182V101H180ZM198 99V100H197ZM23 100V101H22ZM24 100H25V102H24ZM32 100V101H31ZM49 100V101H48ZM53 100V101H52ZM60 100H61V102H60ZM76 101V104H75V101ZM81 101L82 102V104H80L81 102H79L78 103V101ZM83 100V101H82ZM85 100H89L88 102L87 101H85ZM106 100V101H105ZM115 100L116 101H118V103H115ZM160 100V102H158ZM162 100V101H161ZM163 100H164V102L166 103H163ZM179 100V101H178ZM35 103H34V102ZM58 101V102H57ZM63 101V102H62ZM65 101V102H64ZM68 101H71V102H68ZM74 101V102H73ZM113 101H114V103H113ZM121 101V102H120ZM133 101V100H132ZM138 101V102H137ZM142 101V102H141ZM145 101H147V102H145ZM183 101H184V104L186 105H184L183 104ZM200 101V102H199ZM31 103L29 106H28V104L29 103ZM52 102V103H51ZM84 102H85V105L83 106V104H84ZM86 102H87V104H86ZM92 102V103H91ZM94 102V103H93ZM154 102H157V103H154ZM161 102H162V105H161ZM168 102H173L175 105H173V106H176V107H174V109H173V106H172V104L173 103H171V105L169 104L168 105ZM176 102V103H175ZM177 102H179L178 103V106H177ZM182 102V103H181ZM186 102V103H185ZM189 102H191V103H189ZM56 103V104H55ZM60 103V104H59ZM67 103V104H66ZM70 103V104H69ZM88 103H90L89 105H88ZM113 103V104H112ZM140 105V106H135V104L136 105H138V104ZM151 103V104H150ZM159 103V104H158ZM196 103V104H195ZM200 103V105H203V108H202V106H201V108L203 109H197L196 107L198 106L199 107V104ZM263 103V104H262ZM26 105V107H25V105ZM53 104V105H52ZM63 104H66V106H64ZM93 104L95 105V109L93 108ZM121 104V105H120ZM123 104V105H122ZM147 104V105H146ZM150 104V105H149ZM154 104V105H153ZM159 106H157V105ZM165 104V105H164ZM180 104V105H179ZM187 104H188V106H189V104H190V106L191 105H193L194 107H195V105H196V107L194 108H192V106L190 107H188L187 106ZM262 104V105H261ZM5 105V106H4ZM21 105H22V107H21ZM57 105V106H56ZM76 105V106H75ZM92 105V106H91ZM131 105V104H130ZM146 105V106H145ZM162 107H161V106ZM164 105V106H163ZM184 105V106H183ZM17 106V107H16ZM49 106V107H48ZM56 106V107H55ZM60 107V109H59V107ZM68 106H71V108H69ZM74 106L76 107V108H74ZM78 106H79V108H78ZM116 106V107H115ZM118 106V107H117ZM143 106V107H142ZM149 108H148V107ZM152 106V107H151ZM153 106H155V107H153ZM170 106V109L169 108H167V109H162V108H166V107H169ZM183 106L184 108H185V111H184V109H183V107L181 108V107ZM262 106V107H261ZM51 107V108H50ZM66 109V111L64 112V108ZM74 108V110H73V108ZM87 107V109H85ZM88 107H90V109L91 108H93V109H91V110H95V111H93V113H92V111L90 110V109H88ZM121 107H123V109L124 110H122L121 109ZM125 107V108H124ZM134 107V108H133ZM145 107V108H144ZM147 107V108H146ZM179 107H180V109L182 110V113L183 112H185L186 113V111H187V109H188V111L189 110H191V112L192 111H194L195 113H196V115L198 114V112L200 111V110H202L201 112H199V115H197V116H194L195 114H194V112H188L187 111V113L184 115V114H182L180 111V109H179ZM188 107V108H187ZM206 107V108H205ZM259 107H261V108H259ZM14 109V111H12L13 109ZM54 108L56 109V110H54ZM116 108V109H115ZM123 111V114L122 115H119V113H118V111L117 110H119L120 111V109ZM138 108V109H137ZM144 108V109H143ZM158 108V109H157ZM161 108V109H160ZM178 109V111H177V109ZM190 108V109H189ZM200 108V107H199ZM205 108V109H204ZM259 108V109H258ZM11 109V111L9 112V110ZM16 109V110H15ZM25 109H27V110H25ZM29 109V110H28ZM49 109V110H48ZM59 109V110H58ZM70 109V110H69ZM71 109H72V112H71ZM78 109H79V111H78ZM81 109V110H80ZM84 109V110H83ZM111 109V110H110ZM133 109V111H134V113H135V115L131 112V110ZM137 109V110H136ZM141 110V114H140V110ZM145 109H150L151 111L152 110H155V113H153L152 112V114H151V112H150V110H148V112L145 110ZM193 109H196L197 111H195V110H193ZM259 110V115H258V113L257 114H255L258 110ZM260 109H261V112H260ZM23 110H25V112L23 111ZM54 111V112H51V111ZM76 110V111H75ZM87 110H89V112L92 114V115H90V113L87 111ZM100 110H101V112H100ZM128 110V112L129 113H127V112H125V111H127ZM139 110V111H138ZM143 110V111H142ZM144 110H145V112H144ZM164 110V111H163ZM168 110L170 111V112H168ZM172 110H174V112L176 113V111L178 112V113H176V114H172ZM180 110V111H179ZM257 110V111H256ZM28 113H27V112ZM59 114V116L57 115V113ZM62 111V112H61ZM81 111V112H80ZM82 111H84V112H82ZM86 111V112H85ZM99 111V112H98ZM103 111V112H102ZM105 111V112H104ZM107 111V112H106ZM112 111H115V113L114 112H112ZM122 111H120V114L122 113ZM137 111V112H136ZM204 111V112H203ZM256 111V112H255ZM7 112V113H6ZM11 112H12V114H13V116L11 115ZM15 112H16V114H15ZM64 112V113H63ZM69 114H68V113ZM96 112H98V113H96ZM112 112V113H111ZM125 112V113H124ZM139 112V113H138ZM143 112H144V114H146V115H144L143 114ZM158 112V113H157ZM165 112H167V115H166V113ZM179 112L181 113V114H179ZM9 113H10V115L12 116H10L9 115ZM22 113V114H21ZM73 113V115H71ZM75 113V114H74ZM79 113V114H78ZM82 113L84 114V113H86V115L84 114V116H82L81 117V115H82ZM100 113H103V114H107L106 116L105 115H103V114H100ZM117 113V114H116ZM149 113H150V117H151V119H150V117L149 116H147V114L149 115ZM159 113L161 114L160 115V121H158V119H157V116L159 115ZM171 113V115L169 116V114ZM191 113V114H190ZM201 113V114H200ZM204 113V114H203ZM25 114H27L26 115V117L24 116ZM53 114V115H52ZM54 114L55 115H57V116H54ZM60 114H63V115H61V118H60ZM65 114V115H64ZM68 114V115H67ZM81 114V115H80ZM95 114H97L96 116H95ZM101 115V117H102V115H103V117L102 118H99V116ZM115 114V115H114ZM133 114V115H132ZM138 114V115H137ZM158 114V115H157ZM190 114V115H189ZM263 114V115H262ZM51 115V116H50ZM153 116V118H152V116ZM157 115V116H156ZM166 115V116H165ZM175 117H173V116ZM178 116V118L181 120V122H180V120L177 118V116ZM183 117H182V116ZM187 115V116H186ZM9 118H8V117ZM49 116V117H48ZM64 116H66V117H64ZM74 116H76V117H74ZM78 116V117H77ZM89 116H90V120L88 119L89 118ZM92 116V117H91ZM94 116V117H93ZM98 116V117H97ZM113 116V119L111 118ZM115 116V117H114ZM118 116V119L121 121H123V123H122V121H121V123H120V121L116 118ZM120 116V117H119ZM122 116V117H121ZM125 116H126V118H125ZM146 118H145V117ZM156 116V117H155ZM162 116H164V118L162 117ZM187 119H189V123L187 122L186 123V118ZM189 116V117H188ZM191 116H193L194 117V120H192L193 119V117H192V119H191ZM263 116V117H262ZM8 119H7V118ZM21 117H23V121L21 120L22 118ZM60 118V120H58V119H56V118ZM80 117V118H79ZM87 117V118H86ZM96 117V118H95ZM105 117L107 118V120L105 119ZM123 117H124V119H123ZM131 119H133V121L131 120V121H129L130 120V118ZM144 117V118H143ZM150 119V120H148L147 121V119L148 118ZM166 117H168V119L166 118ZM173 119H172V118ZM196 117V118H195ZM3 118V119H2ZM55 118V119H54ZM77 119V121L78 120H80L81 121V126H82V132H81V136H79L78 135V139H76V141L75 142H77L78 143V145L79 146H77V144H72L71 146H70V143H72V141H71V139H70V131H71V129L74 127L73 125H76L75 123H77V121H76V119ZM88 119L87 120V122L85 121L86 119ZM92 118V119H91ZM93 118H95V122L96 121H98V120H100V121H98V122H96L97 124H95V122L93 121L94 119ZM110 118H111V120H110ZM141 118V119H140ZM155 118V119H154ZM162 118H163V120H164V122L162 121ZM170 118V119H169ZM185 119V123L183 122V120ZM26 119V120H25ZM53 119H54V121L57 123V124H55V122H53ZM62 119V120H61ZM63 119H64V121H63ZM69 119H71V120H69ZM97 119V120H96ZM103 119V120H102ZM117 119V120H116ZM128 121H127V120ZM136 119H137V121L140 123L141 122V124H139V123H135V122H137L136 121ZM143 119H145L146 121H143ZM153 119V120H152ZM167 119V120H166ZM45 120V121H44ZM48 120V121H47ZM51 120V121H50ZM73 120L75 121V122H73ZM84 120V121H83ZM104 120H106V122L104 121ZM109 120V123L110 124H108L107 123V121ZM126 120V121H125ZM155 120V121H154ZM171 121V122H169V121ZM179 120V123L177 122ZM190 120H192V121H190ZM9 121V123H7ZM69 121H71V124L69 123ZM83 121V122H82ZM117 121V122H116ZM150 121V122H149ZM153 121V125L154 126H152V122ZM158 121V122H157ZM4 122V123H3ZM51 122H53L52 124L49 123ZM59 122V123H58ZM64 122V123H63ZM70 124H68V123ZM86 122V124H84ZM93 124H92V123ZM111 122L113 123V122H115V123H113L112 125H111ZM125 122V123H124ZM126 122H132V126L134 125V127L135 128H133V127H130L131 125H130V123H129V125H126V124H128V123H126ZM134 122V123H133ZM144 123V125H143V123ZM145 122L147 123V125L145 124ZM151 123L150 125L152 126V128H151V126H149V123ZM183 122V123H182ZM190 122L192 123V122H194V123H192L191 125H190ZM254 123V125H253V123ZM258 124H257V123ZM25 123V124H24ZM35 123V124H34ZM104 123V124H103ZM116 123H117V125L119 126V124H124V125H120L119 126V128H120V130H118L117 129V127H116ZM166 123H167V125H166ZM184 124V125H182V124ZM49 124V125H48ZM57 126V128L54 126ZM64 124H65V126H64ZM88 124V125H87ZM90 124V125H89ZM95 124V125H94ZM99 124V125H98ZM100 124L101 125H103V126H100ZM115 124V126L113 127V125ZM136 124V125H135ZM163 124H165L166 126H168V124L171 126H168V128L167 127H165V125H163ZM177 125V127H176V125ZM185 124H186V126H185ZM2 125V126H1ZM51 125H53V126H51ZM92 125V126H91ZM94 125V126H93ZM108 125V126H107ZM128 127H126V126ZM140 125H141V127H140ZM159 125V126H158ZM179 125V126H178ZM190 125V126H189ZM193 125V126H192ZM256 125V126H255ZM68 126H69V129H68ZM72 126V127H71ZM91 127V129H90V127ZM96 126H99V127H101V128H99V127H96ZM104 126H106V127H108V129L106 128V127H104ZM112 126V127H111ZM121 126H122V128H121ZM143 126V127H142ZM145 126H146V128H145ZM156 126H158V127H156ZM162 128H161V127ZM188 126H189V130H186V129H188ZM192 126V127H191ZM11 127H13L14 129L12 130L11 129ZM51 127H52V129H51ZM83 127H85V128H83ZM89 127V128H88ZM96 127V128H99V129H101V132H100V130H98V129H96L95 128V130H94V128ZM138 127L140 128V130L142 129V128H145L144 130L142 129L141 131H142V133H141V131L140 130H138ZM165 127V128H164ZM170 127V128H169ZM176 127V128H175ZM182 127H184V128H182ZM56 128V129H55ZM60 128V129H59ZM93 128V129H92ZM103 128H105L104 130H103ZM109 128H113L112 130L111 129H109ZM117 129V131H116V129ZM124 128H127V129H124ZM132 130H131V129ZM148 128H150L149 130H148ZM154 128V129H153ZM156 128V129H155ZM173 128V129H172ZM178 128V129H177ZM186 128V129H185ZM9 129H10V131H9ZM65 129H68L69 130V133H68V130H66L67 131V133H66V131H64L65 133H62L63 132V130ZM83 129H85V130H83ZM138 131H137V130ZM147 129V130H146ZM167 129V130H166ZM168 129H169V131H168ZM182 129H184V130H182ZM46 130H49L50 132H48L47 131V133H46ZM55 130H57V131H55ZM61 130V131H60ZM88 130V131H87ZM90 130H93L92 132H90ZM97 130H98V133H97ZM105 132V134H104V132ZM109 130V131H108ZM115 131V133H114V131L110 134V132L111 131ZM127 130V131H126ZM137 131V132H135V131ZM2 131H4L3 132V134H2ZM12 131V132H11ZM55 133H54V132ZM61 132V134L63 135V136H61V134L59 133V132ZM87 131V132H86ZM106 131H107V133H106ZM118 131H120V132H118ZM134 134V133H136L137 135H133L131 132ZM134 131V132H133ZM147 133V134H144L145 132ZM147 131H149L150 133H152L153 135H155V137L154 136H152L150 133H148ZM156 131V132H155ZM158 131V132H157ZM165 131V132H164ZM168 131V132H167ZM188 131V132H187ZM189 131H190V133H189ZM43 132V133H42ZM58 132V133H57ZM84 132V133H83ZM86 132V133H85ZM109 132V133H108ZM118 132V133H117ZM124 132L128 135H126V134H124ZM130 132V133H129ZM8 133V134H7ZM9 133H11V134H9ZM51 135H50V134ZM53 133V134H52ZM91 133H95V136L93 135V138H96L97 137V140H99L98 138H101L102 136H103V138L104 137H111V135L112 136H114V135H116L115 137H117V139L120 137V136H122V138H119V140H121L120 142H119V140H116V143L118 144H116V148H118V146H119V149H117V152H118V150H120V152H119V154L117 153V157H119V159L121 160H119L118 161V158H116L117 159V163L119 164V162H121L120 164V166H122V168H124V169H122L121 171V176H123V178H122V182H117L116 183V181H120V180H117L116 179V177H118V175L116 174V173H114L115 175H113V173H107V171H102V172H100V170H101V166H99L100 165V163L102 164V161L103 160H105V159H107V156L106 157H104L103 156V158L102 157H100L99 158V156H97V155H93L92 154V152L93 153H95L92 149H94L93 147H94V144L92 143V141L93 142H95V140L96 139H93L91 136ZM101 133H103V135H100ZM120 133L122 134V135H120ZM164 133H166V135L164 134ZM170 133H172V134H170ZM7 134V135H6ZM49 135L47 138H46V136L47 135ZM56 134V135H55ZM58 134V135H57ZM68 135V137H67V135ZM80 134V133H79ZM83 134V135H82ZM87 136H86V135ZM89 134L91 135V136H89ZM100 135L101 137H99V136H96V135ZM107 134V135H106ZM130 134V135H129ZM138 134H139V136H140V138H139V136H138ZM170 136H169V135ZM11 135V136H10ZM45 136V138L47 139V141H46V139H44L42 136ZM55 135V136H54ZM86 137H85V136ZM123 135H124V138H123ZM132 135L135 137L136 136V138H133L132 137ZM167 136V137H164V138H162V136ZM172 135V136H171ZM202 136V138L204 137V140L203 139H201L200 138V136ZM9 136V137H8ZM51 136H53V137H51ZM56 136H57V138L59 139V138H61V140H60V142L62 143H60L59 142V140H57V138H56ZM66 136V140H65V137ZM84 136V137H83ZM89 136V137H88ZM125 136H127V137H125ZM138 136V137H137ZM146 136V137H145ZM149 136H150V138H151V136H152V138L153 139H155V141L153 140V139H151L150 140V138H149ZM160 136H161V139H160ZM195 136H197L196 138H195ZM237 136V137H236ZM9 139H8V138ZM90 137H91V140L89 141V139H90ZM143 137L145 138V139H143ZM148 137V138H147ZM169 137H171L170 139L172 140H170V139H167V138H169ZM14 141H12L11 139ZM40 138V140H38ZM54 139L55 141H53L52 139ZM56 138V139H55ZM64 138V142L65 143H63V141H62V139ZM85 138L87 139V143H89L88 145L90 146L91 144V147H89L88 145H87V143H85L86 142V140H85ZM129 140H128V139ZM130 138H132V139H130ZM200 138V141L199 140H196V139H199ZM232 138H234L235 140H237V145L235 144V140L234 139H232ZM239 140H238V139ZM249 138V139H248ZM8 139V140H7ZM39 141L38 143H37V140ZM49 139H51L54 143H57V144H59L58 146H57V144L55 145L54 143H53V145H52V141L51 140H49ZM69 139V140H68ZM81 139H82V141H81ZM125 139V140H124ZM134 139V140H133ZM138 141H137V140ZM140 139V140H139ZM148 139V140H147ZM164 139V140H163ZM231 139L232 140H234V141H231ZM243 139V140H242ZM244 139H246V140H244ZM9 140H10V145H12V147L9 145ZM33 141L34 140V142H32V144H34L33 145V147H35V149H36V152H35V149L30 145L31 144V142L30 141ZM36 140V141H35ZM68 140V141H67ZM124 140V141H123ZM127 140V141H126ZM130 140H132L130 143H132V144H129V141ZM136 140V142H134V143H136L135 144V146H133V141H135ZM162 140H163V142H162ZM165 140L167 141V142H165ZM242 140V141H241ZM3 141H6V143H7V141H8V144H6L5 142H3ZM41 141H43L44 142V146H46V145H51V146H53V147H48V146H46V147H44L43 145H42V142ZM51 143H49V142ZM126 141V142H125ZM146 141V142H145ZM169 141H171V142H169ZM197 141H199V143L197 142ZM205 141V142H204ZM239 141V142H238ZM256 141V142H255ZM40 142H41V146H40ZM81 143V145H80V143ZM82 142H83V144H82ZM91 142V143H90ZM125 142V143H124ZM148 142H150V145H149V143ZM155 142V143H154ZM160 142H162V144L163 143H167V144H163V146H162V144L160 143ZM195 142H197L196 144H195ZM231 142H234V144L233 143H231ZM245 142V143H244ZM30 143V144H29ZM37 143V144H36ZM47 143V144H46ZM67 143V144H66ZM69 143V144H68ZM127 143V146L125 145ZM146 143V144H145ZM153 143V144H152ZM192 144V145H190V144ZM229 143L231 144V145H229ZM8 146H6V145ZM35 144H36V146H35ZM46 144V145H45ZM63 144H64V146H63ZM185 144V145H184ZM187 144L189 145V146H191V147H188L187 146ZM232 144H233V146H234V148H233V146H232ZM17 145V146H16ZM30 146V148L32 149H30V148H28L29 146ZM37 145H39L38 146V148H37ZM54 145L55 146H57L56 147V149L58 148V147H60L61 148V150H65V151H59L58 149L56 150V151H58V153H59V155L61 156L60 158H59V155H58V153L56 152V151H54L53 149L55 148L54 147ZM67 145H69V146H67ZM76 147H75V146ZM84 145H87L86 147L84 146ZM124 145H125V147H124ZM199 145H201V146H199ZM202 145H204V146H202ZM208 147H206V146ZM245 145V146H244ZM64 148H66V149H64ZM121 146H123V148L124 149H122V147ZM131 146H133L132 148H131ZM138 146V147H137ZM152 146V147H151ZM160 146V147H159ZM162 146V147H161ZM184 146H186V147H184ZM194 146V147H193ZM199 146V147H198ZM227 146H229V148L227 147ZM232 146V148L231 149H235V150H237V151H235V150H230V147ZM7 147V148H6ZM14 147L16 148V150L17 151H15L14 150ZM41 147V148H40ZM47 147L48 148H50L49 150L47 149ZM70 147H72V149L70 148ZM74 147V148H73ZM83 147V148H82ZM84 147H85V150H84ZM101 148H104L105 146H100ZM107 147V146H106ZM115 147V146H114ZM130 148V149H126V148ZM137 147V149H134V150H132L133 148H136ZM149 149H148V148ZM158 147H159V149H158ZM181 147V148H180ZM188 147V149L189 150H191L190 152H189V150L188 149H186ZM201 147H203L202 148V150L200 149ZM237 147V148H236ZM244 147H246V149L244 148ZM5 148V149H4ZM9 148H10V150H9ZM42 148H43V150L44 151H42ZM45 148V149H44ZM51 148H52V151H51ZM77 150H76V149ZM81 150H80V149ZM90 148H92L91 150H90ZM185 148V149H184ZM192 148H194L195 150H193L192 151ZM227 148V149H226ZM27 149H28V151L30 150V151H34L33 153L32 152H30L29 151V154L32 156H30L29 154H28V151H27ZM40 149H41V151H40ZM74 149L76 150L75 151V154L73 153V151H74ZM107 150H108V147L106 148ZM151 149V150H150ZM153 149H155L154 151H152ZM179 149H180V151H179ZM184 151H182V150ZM208 149V150H207ZM2 150H4V151H2ZM11 150H13V151H11ZM69 150V151H68ZM82 150H84V151H82ZM87 150H90V152L89 151H87ZM121 150L123 151H125L124 152V155L122 154V156L120 155V153H123V152H121ZM136 150V151H135ZM197 150H199V152L197 151ZM201 150V151H200ZM204 150V151H203ZM210 150V152H207V151H209ZM225 150H229V152H233L232 154L231 153H227V155L225 154L226 153V151ZM238 150H239V152H238ZM8 151V152H7ZM13 152V153H11V152ZM47 152L48 151V153L49 154H47V155H49V157L46 155V154H44L43 152ZM77 151H79V152H77ZM81 151L83 152V153H81ZM92 151V152H91ZM132 151L134 152V153H132ZM186 151L188 152V153H190L189 155H188V153L186 154ZM194 151H195V153H194ZM235 151V152H234ZM241 151V152H240ZM243 151V152H242ZM4 152V153H3ZM15 152V153H14ZM51 152L53 153V154H51ZM56 154H55V153ZM65 152V153H64ZM130 154H129V153ZM181 152H182V155H181ZM192 152V153H191ZM196 152H198V153H202L201 155H199L198 153H196ZM206 152V153H205ZM223 153V155H222V153ZM237 152V153H236ZM8 153H10V154H13V156L12 155H10V154H8ZM26 153H27V155H29L30 156V158H28L27 156H26ZM35 153H37V154H35ZM63 153H64V155H63ZM78 153H80L81 154V158H82V160H83V158H84V160H83V162L81 161L80 162V159L78 158V157H80L79 155L80 154H78ZM88 153H90L91 154V156H89L88 155ZM183 153H185V154H183ZM209 153V154H208ZM25 154V155H24ZM39 154V155H38ZM51 154V155H50ZM55 154V155H54ZM126 154V155H125ZM132 154V155H131ZM145 156H144V155ZM193 154H195V155H193ZM209 155V158L211 157V155H214V156H212V157H215V158H213V160H212V157L209 159L208 158V160H206V158L204 159V155L206 156V157H208L207 155ZM220 154H221V156H220ZM228 154H230V156L228 155ZM241 154H243V155H241ZM248 154V155H247ZM7 155H10L11 156V158L9 157V156H7ZM39 156V157H37L36 158V156ZM54 155V157L52 158L51 156H53ZM57 155V156H56ZM62 155L64 156V157H62ZM82 155H85L86 156V158L84 157V156H82ZM88 155V156H87ZM99 155H101V154H99ZM127 155H128V158H125V157H127ZM129 155H131V156H129ZM169 155V156H168ZM184 155H185V157H184ZM197 156V158L199 157L200 159H198V161L199 160H205V162L203 163V162H196V157H193V156ZM199 155V156H198ZM203 155V158H201V156ZM236 155H238V156H236ZM241 155V156H240ZM244 155H245V157H244ZM24 158L25 156H26V158H24V160H23V158ZM44 156H46V157H44ZM95 156V157H94ZM182 156V157H181ZM188 156V159L186 158ZM191 156V157H190ZM216 156H218V157H216ZM229 156V157H228ZM7 157H9L10 158V161H9V158H7ZM35 159H34V158ZM49 158V160H43V158ZM50 157H51V159L53 160V159H56L55 161L56 162H53V163H51L50 164V161L52 162V160H50ZM89 157H91L90 159H87V158H89ZM121 157H123V158H121ZM137 157V158H136ZM138 157H140V158H138ZM143 157V158H142ZM145 157V158H144ZM150 157V158H149ZM169 157V158H168ZM226 157H228L227 159V163H228V161H229V163H228V166H227V163L225 164V162H223L225 159H226ZM230 157H232V158H230ZM241 157V158H240ZM249 157V158H248ZM13 158V159H12ZM105 158V159H104ZM125 158V159H124ZM130 158H132V161H131V159ZM136 158V159H135ZM142 158V159H141ZM166 158V160H164ZM179 158V159H178ZM181 158H182V160H181ZM185 158H186V160H185ZM189 158H190V160L191 161H193V162H195V163H193V162H191L190 160H189ZM194 158V159H193ZM218 158H220L221 160V162L219 161V160H217ZM244 158V159H243ZM12 159V160H11ZM34 159V160H33ZM37 159V160H36ZM58 159H61V160H63V159H65L64 160V162L63 161H60V160H58ZM77 159V160H76ZM85 159H87V160H85ZM103 159V160H102ZM124 159V160H123ZM127 159V160H126ZM145 159V160H144ZM175 162H179L178 160H181L180 162H182V161H186V164H184V162H182V163H180V165H179V163L177 164L176 162L174 163V162H172V160ZM235 159V160H234ZM236 159H238V160H236ZM241 159V160H240ZM33 160V161H32ZM57 160H58V162H57ZM88 160H90V166L88 165V163L87 162H89ZM99 160H100V163H99ZM126 160V161H125ZM130 160V161H129ZM169 160V161H168ZM195 160V161H194ZM209 160H211V162L209 161ZM215 160H217V162L215 161ZM15 161V162H14ZM21 161H23L22 163H21ZM78 161V162H77ZM85 161V162H84ZM125 161V162H124ZM129 161V162H128ZM137 161L139 162L138 164V166H137V164H135L134 165V163H137ZM141 161V162H140ZM144 161V162H143ZM169 162V164H168V162ZM209 161V162H208ZM213 161H215L216 163H214ZM233 161V162H232ZM235 161V162H234ZM244 161V163H242ZM247 161V162H246ZM13 164H12V163ZM80 162V163H79ZM126 162H128L129 164H127L126 165ZM132 162H134V163H132ZM189 162H191V163H189ZM219 162L221 163V164H223V165H225L226 166V170L228 171V172H223V174H222V171H226V170H224V167L225 166H223V165H221V164H219ZM223 162V163H222ZM230 162H232V163H230ZM237 162V163H236ZM9 163H11V164H9ZM36 163V164H35ZM56 163H58L57 164V166L55 165ZM79 163V164H78ZM83 163H85V164H83ZM124 165H123V164ZM141 163V164H140ZM142 163H143V165H142ZM151 163V164H150ZM171 163V164H170ZM187 163H188V165H187ZM199 163H200V167H202V166H204V164L206 163H213V164H216V166H218V167H216L215 169L213 168V167H215V165L213 166V165H211L210 164V167H211V169H208V168H210V167H208L209 165H207V167H206V169H205V166L201 169L200 167H198L199 166ZM4 165V167H3V165ZM15 164V165H14ZM31 164V165H30ZM33 164V165H32ZM50 164V165H49ZM63 165V166H61V165ZM83 164V165H82ZM98 164V165H97ZM150 164V165H149ZM164 164V165H163ZM174 164H176V165H174ZM202 164V165H201ZM7 165H8V167H9V169L7 168ZM11 165V166H10ZM24 165V166H23ZM27 165V166H26ZM30 165V166H29ZM36 167H35V166ZM53 165V166H52ZM81 165L84 167V165H85V167L87 168H83V169H81L82 170V172L80 171V173H79V167H81ZM168 165V166H167ZM179 165V166H178ZM182 165H184L183 167V171H182ZM187 165V166H186ZM194 165H198L197 167L196 166H194ZM230 165H231V169H230ZM234 165V166H233ZM23 166V167H22ZM37 168L38 167V169H36V171L34 170V168ZM56 166V167H55ZM97 166H99V172H100V175H98L99 174V172H98V167ZM129 166V167H128ZM131 166V167H130ZM190 166H191V170H193V172H194V174H193V172L190 170ZM195 167V168H193L192 169V167ZM236 166V167H235ZM256 166H257V168H256ZM28 168V170H29V172H28V170H26L27 168ZM30 167V168H29ZM32 167V168H31ZM61 167H62V169H61ZM97 167V168H96ZM171 167H172V169H171ZM187 167V169H188V171L187 170H185V168ZM221 168V169H218V168ZM232 167H233V170H232ZM22 168H26V169H22ZM130 168H132L131 170H130ZM198 168H199V170H198ZM57 169V170H56ZM60 169H61V171H60ZM96 169V170H95ZM128 169V171L129 172H124L123 170H127ZM165 169V170H164ZM168 169V170H167ZM171 169V170H170ZM204 169V170H203ZM217 169V170H216ZM25 170H26V173H25ZM32 170H33V172H32ZM39 172H38V171ZM55 170H56V172H55ZM63 170V171H62ZM65 170V171H64ZM67 170V171H66ZM68 170H71V172L73 171V173H71V172H69ZM84 170V171H83ZM96 171V173H95V171ZM132 170H134V171H132ZM146 170V171H145ZM176 170V171H175ZM201 170H203L202 172L205 174H202V172H201ZM206 170H207V172H208V170L210 171H212L213 170V172L211 173V172H206ZM214 170H216V171H218V172H216V171H214ZM222 170V171H221ZM254 172H253V171ZM24 171V173L27 175H25L24 173H22ZM58 171V172H57ZM88 171V172H87ZM90 171V172H89ZM133 172V174H132V172ZM137 171V172H136ZM161 171V172H160ZM163 171H165V172H163ZM196 171V172H195ZM219 171H221L220 172V174L218 175V173H219ZM232 171V172H231ZM234 171H236V172H234ZM9 174H8V173ZM28 172V173H27ZM33 174V177H32V174ZM37 172V173H36ZM40 172H42V174L40 173ZM65 172H68V174L67 173H65ZM98 172V173H97ZM188 172V173H187ZM214 172L216 173V177L217 178H215V176H213V175H215L214 174ZM30 173V174H29ZM35 173V174H34ZM61 173V174H60ZM65 173V174H64ZM71 173V174H70ZM123 173H126L127 174V176H125L126 174H123ZM128 173L129 174H131V176L130 175H128ZM138 173V174H137ZM147 173V174H146ZM196 173V174H195ZM202 175H201V174ZM211 173V174H210ZM225 173V174H224ZM226 173H227V175H226ZM251 173V174H250ZM24 174V175H23ZM39 175V177L42 179V181L40 182L41 184H42V187L43 188H41L40 186H39V184L40 183H38L39 181H40V179L37 177V175ZM56 174V176H54ZM59 174V175H58ZM111 174H112V176H114L113 178L111 177ZM190 175L191 176V178L192 179H190L189 178V176L188 175ZM200 174V175H199ZM208 174H210V175H208ZM229 174H230V177H229ZM236 174H238V175H236ZM53 175V176H52ZM63 175V176H62ZM65 175V176H64ZM198 175H199V177H198ZM207 175V176H206ZM213 176V178L211 179L210 177H208V176ZM232 175H234V176H232ZM30 176L32 177V179L30 178ZM37 178H36V177ZM59 176V177H58ZM62 176V177H61ZM67 176H70V177H73V178H75V176H76V179H74V182H73V179L71 180L70 179V177H67ZM116 176V177H115ZM143 176V177H142ZM153 176V177H152ZM197 176V177H196ZM201 176H202V178L204 179L205 177V179L203 180V182H201V180H202V178H201ZM205 176V177H204ZM211 176V177H212ZM2 177H4L3 179H2ZM54 177V179H52V178ZM56 177V178H55ZM108 177H110V178H112V179H110V178H108ZM159 177V178H158ZM194 177H196V178H194ZM228 177V178H227ZM234 177H236V178H238V179H236V178H234ZM57 178H59L58 180H56ZM115 178V179H114ZM143 178V179H142ZM207 178H209V179H207ZM233 180H232V179ZM2 179V180H1ZM30 179V180H29ZM34 179H37V180H39L38 182L35 180V181H32V180H34ZM78 179V181L76 182V180ZM130 179V180H129ZM159 179V180H158ZM179 179V180H178ZM183 181H182V180ZM194 179V181H192ZM227 179V180H226ZM232 181H231V180ZM52 181V183H50L51 181ZM71 180V181H70ZM144 180V181H143ZM150 180V181H149ZM159 182H158V181ZM187 180H189L188 182H187ZM199 180V181H198ZM229 180V181H228ZM238 180V181H237ZM3 181V182H2ZM30 181H32V182H30ZM49 181V182H48ZM125 183H124V182ZM142 181H143V184H142ZM163 181V182H162ZM191 181V182H190ZM237 181V182H236ZM30 182V183H29ZM42 182H44V183H42ZM46 182H48V183H46ZM57 182H59V184H55V183H57ZM69 182H72L71 184H75L74 186L73 185H71L70 186V184H69ZM103 182V184H101ZM187 182V183H186ZM193 182H194V184H193ZM197 182V183H196ZM206 182V183H205ZM233 182H234V184H233ZM238 182H239V184L241 185H239L238 184ZM163 183V184H162ZM190 183V184H189ZM35 184V185H34ZM38 184V185H37ZM44 184H47V185H44ZM68 184H69V186H68ZM92 184L93 185H95L96 184V186H92ZM98 184V185H97ZM99 184H101V186L99 185ZM112 184H114L113 186H112ZM193 184V185H192ZM200 184V185H199ZM231 186H230V185ZM236 184H237V186H236ZM31 186V188H30V186ZM50 185V186H49ZM51 185H53V186H51ZM55 185V186H54ZM110 185H111V187H110ZM116 185V186H115ZM180 185H181V188H180ZM233 185H235V187H236V189H235V187L233 186ZM246 185V186H245ZM248 185V186H247ZM261 185L263 186V187H261ZM47 186V187H46ZM50 188H49V187ZM59 188H58V187ZM67 186V187H66ZM73 186V187H72ZM99 186V187H98ZM105 186H106V188H105ZM177 188H176V187ZM193 186H195L196 187V189H195V187L193 188ZM202 188H201V187ZM230 186V187H229ZM33 187H34V189H33ZM45 187H46V189H45ZM61 187V188H60ZM68 187H70L69 189V193H67L68 192ZM75 187V188H74ZM88 187H89V189H88ZM92 187V188H91ZM103 187V188H102ZM113 187V188H112ZM163 187V188H162ZM179 187V188H178ZM185 187H186V189H185ZM232 187V188H231ZM38 188H39V190H38ZM53 188V190H54V188H55V191H52L51 189ZM112 190H111V189ZM187 188H188V190H187ZM190 188H192L191 189V193H190ZM229 188V189H228ZM231 188V189H230ZM41 189H43V190H41ZM48 189H50V190H48ZM57 189V190H56ZM62 189V190H61ZM107 189V190H106ZM163 189V190H162ZM178 189H183L184 190V192L182 191V190H178ZM195 189V190H194ZM234 189V190H233ZM243 189V190H242ZM261 189H263V191L261 190ZM30 192H29V191ZM44 190H46V191H44ZM64 190H66V191H64ZM228 190H230L232 193H230V191L228 192ZM32 191H34V192H32ZM37 191V192H36ZM57 191V192H56ZM58 191H60V192H62V191H64L65 193H67V195L64 193V192H62L61 193V195L62 196H59L57 193H60V192H58ZM106 191H108V192H106ZM113 193H112V192ZM158 191V192H157ZM189 191V192H188ZM233 191H234V193H233ZM239 191V192H238ZM242 191V192H241ZM257 191V192H256ZM262 191V192H261ZM41 192H45L44 194L43 193H41ZM26 193H33V194H26ZM37 193H39V194H37ZM111 193H112V195H111ZM134 193V194H133ZM160 193V194H159ZM44 196H43V195ZM57 196H59V197H55L56 195ZM63 194H65L64 196H63ZM173 194V195H172ZM191 195V196H189V195ZM229 194H231V195H229ZM255 194V195H254ZM37 195H40V196H38V197H36ZM54 195V196H53ZM111 195V196H110ZM158 195V196H157ZM28 196H29V198H28ZM31 196H32V198L34 199V200H38L39 198V201H35V205H34V200H33V202H32V198H31ZM44 198H43V197ZM187 196H188V198L189 197H191L192 199V201L190 200V199H188L187 198ZM229 196H231V197H229ZM235 196V197H234ZM27 197V198H26ZM35 197L36 198H38V199H35ZM55 197V199H53V202H51L52 201V198H54ZM63 197V198H62ZM170 197V198H169ZM194 197V198H193ZM31 198V199H30ZM41 198H42V200H41ZM228 198V199H227ZM233 198V199H232ZM234 198L236 199L235 201H233L234 200ZM238 198V199H237ZM172 199L174 200L173 202H172ZM230 199V200H229ZM232 199V200H231ZM242 199V200H241ZM31 200V201H30ZM50 200V201H49ZM186 200H188L187 201V203L185 204V202H186ZM229 202H231L232 203V201L233 202H235V203H239L240 204V206L238 207V205L236 206V204H231V203H228V201ZM241 202H240V201ZM30 201V202H29ZM49 201V202H48ZM181 201H185L184 203H181ZM239 201V202H238ZM243 201V202H242ZM48 202V203H47ZM189 202V203H188ZM191 202H192V204H191ZM28 203V204H27ZM31 203V204H30ZM37 203V204H36ZM50 203V204H49ZM175 203V204H174ZM225 204V207H227V208H225L224 207V209H225V211H224V209H222V207L224 206V205H222V204ZM261 203L263 204V206L261 207ZM70 204V205H69ZM174 204V205H173ZM180 204H182L183 206H181ZM193 204H195L194 206H193ZM230 204V206H228V205ZM28 205V206H27ZM36 205H37V207H36ZM172 205V206H171ZM176 205V206H175ZM179 205V206H178ZM235 205V207H233ZM33 206V207H32ZM35 206V207H34ZM40 206L42 207L41 209L42 210H40V211H42V212H40L39 211V209H40ZM49 208H48V207ZM164 206V207H163ZM174 207V208H173ZM176 207H182L183 209L181 210L180 208H176ZM188 207H190V208H188ZM228 207H230V208H232V210L230 209V211L229 210H227L228 209ZM239 209L238 211H236L237 210V208ZM260 208V209H258V208ZM37 210H36V209ZM25 209H27V210H25ZM33 209H35L34 211L35 212H38L39 211V213L38 214H36L35 212V217L33 216L34 215V213H32L33 212ZM69 209H70V213H69ZM176 209L178 210V212H179V209H180V212L179 213H177V211H176ZM258 209V210H257ZM262 209V210H261ZM30 210L32 211V212H30ZM59 210V212H57ZM190 210V211H189ZM223 212H225V213H223ZM235 212H234V211ZM262 212H261V211ZM25 211H27V212H25ZM193 212V214L192 215H190L192 212ZM31 214H33V215H31ZM49 212V214H48V216H47V214L46 213H48ZM52 214H51V213ZM57 212V213H56ZM62 212V213H61ZM176 214H175V213ZM189 212H191L190 214H189ZM219 212H220V215H219ZM260 212V215L258 214V213ZM54 213H56V214H58V213H61L60 215H59V217H58V215H55ZM201 213H203L204 215H202ZM222 213V214H221ZM228 213V214H227ZM230 213V214H229ZM236 215H235V214ZM262 213V214H261ZM41 216H40V215ZM199 214V215H198ZM201 214V215H200ZM226 216H224V215ZM238 214H240V215H238ZM30 215V216H29ZM40 216L39 217V219H37L38 217L37 216ZM46 215V216H45ZM51 215V216H50ZM53 215V216H52ZM195 215H196V217H195ZM200 216V217H198V216ZM207 215V216H206ZM230 215V216H229ZM247 215V216H246ZM259 215V216H258ZM261 215H263V218L262 217H260ZM27 216H29V217H31V218H28ZM33 216V217H32ZM60 216H62V218L60 217ZM203 218H202V217ZM237 216V217H236ZM239 216V217H238ZM243 216V217H242ZM256 216V217H255ZM257 216H258V218H257ZM42 217H46V218H43V220L41 221L40 219H42ZM50 218V219H48V218ZM56 217V218H55ZM58 217V218H57ZM204 217L205 218H207V219H204ZM227 217H229V218H227ZM240 217H241V219H240ZM53 218H54V220H53ZM61 219V221L64 223L63 224V227L64 228H62L63 230L61 231L60 229H59V231L58 230H56L57 228H58V224H57V227L56 226H54V224H56L57 222H54L55 220L56 221H59V220H57V219ZM176 218V219H175ZM191 218V219H190ZM195 218V219H194ZM196 218H198V220L196 219ZM202 218V219H201ZM235 218V219H234ZM237 218V219H236ZM242 218H243V220H247V222L248 223H250V224H248L247 222H245V221H243V224H242ZM255 218H257V219H255ZM260 218H262V219H260ZM27 219H30L31 221H26ZM39 220V221H35V220ZM48 219V220H47ZM189 219H190V221L191 220H193L194 222H196L197 223V225H199V227H200V224H201V222H203L202 224H203V226H206L208 223H212V224H214L213 225V229H212V232L210 233V236H206V234H204L205 236H206V238H203L204 239V241H203V243L202 244H200L199 242H198V235L195 233L196 232V230L198 229V227L196 226V224L193 226L192 225V223L191 222H193V221H191V222H189ZM199 219H201L200 221H199ZM224 219V220H223ZM226 219H228V220H226ZM232 219V220H231ZM239 219V220H238ZM32 220H33V222H35L34 224H36V225H34L33 223H31L32 222ZM47 220V221H46ZM203 220H205V221H203ZM253 220V221H252ZM263 220V221H262ZM176 221V222H175ZM257 221V222H256ZM39 222V223H38ZM200 224H199V223ZM241 222V223H240ZM27 223H28V225H27ZM38 223V224H37ZM43 223V224H42ZM189 223V224H188ZM237 223V224H236ZM240 223V224H239ZM254 223V224H253ZM259 223H261V224H259ZM33 226H32V225ZM40 224L43 226H40ZM189 226H191L192 225V228L190 227H188V225ZM202 224H201V226H202ZM234 224H236V225H234ZM259 224V225H258ZM239 225H240V227H239ZM251 226V227H247V226ZM29 228H28V227ZM34 226H36L35 228L37 229V232H34L35 234V236H33V231H34ZM39 226V227H38ZM32 227V228H31ZM56 227V228H55ZM235 227H237V228H235ZM262 227H263V229H262ZM38 228H40L41 230H39ZM43 228H44V230H43ZM197 228V229H196ZM261 228V229H260ZM29 229H31V230H29ZM36 229H35V231H36ZM243 229V230H242ZM248 229V230H247ZM251 229V230H250ZM33 230V231H32ZM55 231V233L54 234H52L54 231ZM245 230V231H244ZM28 231L30 232V233H28ZM40 231H41V233H40ZM46 231V232H45ZM60 232V233H58V232ZM195 231V232H194ZM242 231H244V232H242ZM248 231V232H247ZM251 231V232H250ZM263 232V234H261L262 232ZM2 232V233H1ZM38 232L42 235V232H45V233H43L44 235H42V237H40L39 235H38ZM48 232L50 233V234H48ZM58 234H57V233ZM187 232L190 234V236L188 237L187 236ZM192 232V233H191ZM245 232H247V233H249L250 232V234H246ZM257 232H260V234L259 233H257ZM28 233V234H27ZM37 233V234H36ZM195 233V234H194ZM31 234V235H30ZM46 234V235H45ZM195 235V237H196V239H195V237H194V235ZM253 234H255L256 235V237L258 238H256L255 237V235H253ZM261 235V236H258V235ZM49 235H52L54 238H52V236H49ZM30 236V237H29ZM39 236V237H38ZM43 236H45L46 237V240H45V237H43ZM47 236H49V237H47ZM56 236H57V238H56ZM203 236V235H202ZM32 237V238H31ZM33 237H34V239H33ZM192 237H193V239H192ZM204 237V236H203ZM261 237V238H260ZM35 238H37V239H35ZM41 238V239H40ZM43 238H44V240H43ZM184 238V239H183ZM260 238V239H259ZM50 239H52L51 241H50ZM253 239V240H252ZM38 240V241H37ZM56 240V241H55ZM195 240V241H194ZM232 240V241H231ZM234 240V241H233ZM246 240H248V241H246V243H245V241ZM256 242H255V241ZM260 240V241H259ZM262 240V241H261ZM37 241V242H36ZM182 241H184V242H182ZM237 241V242H236ZM254 241V242H253ZM39 242V243H38ZM48 242V243H47ZM52 242V243H51ZM232 244V246H236V247H234V248H232V247H230L231 246V244ZM235 242H236V244L239 242V247L242 249L241 251H239L240 250V248L235 244ZM252 242V243H251ZM261 242V243H260ZM43 243V244H42ZM184 243V244H183ZM246 245H245V244ZM253 243H254V246H256V245H260V247L259 246H257V247H254L253 246ZM256 243V244H255ZM258 243V244H257ZM36 244L38 245V248H36L37 246H36ZM227 244H229V245H227ZM250 244V245H249ZM252 244V245H251ZM39 245H45V246H39ZM47 245V246H46ZM209 245V246H208ZM211 245V246H210ZM249 246V249H248V246ZM263 245V246H262ZM243 246V247H242ZM261 246H262V248H261ZM202 247H203V250H202ZM205 247H207L208 249H209V251H208V249L207 248H205ZM209 247H211V248H209ZM230 248V250L231 251H233V253L229 250V248ZM245 247V248H244ZM252 247H254V249L256 248V253H253V255H256V256H254L253 257V259L255 260H253V259H251L252 258V251L253 252H255L254 251V249L252 248ZM40 248V249H39ZM191 248H192V251H193V253L191 252ZM197 248V249H196ZM198 248L199 249H201V250H198ZM259 248H261V251L259 250ZM46 249V250H45ZM207 249V250H206ZM235 249H236V251H235ZM252 249V250H251ZM33 250V251H32ZM246 250H248V251H250V252H248V251H246ZM257 250H258V252H259V254L257 253ZM45 253H44V252ZM50 251L52 252V253H50ZM194 251H195V253H194ZM198 251H200V252H198ZM201 251H202V253L204 254L205 253V251H206V253H205V255H202V253H201ZM204 251V252H203ZM207 251L209 252V253H207ZM228 251V252H227ZM44 254H43V253ZM197 252V253H196ZM235 252L237 253V252H241L242 254H240V255H237V254H239V253H237V254H235ZM190 253H192L193 254V256L194 255H196V257L195 258H193V256H191V254ZM201 254V255H199V256H197V254ZM228 253V256L226 257V254ZM231 253L233 254V255H231ZM243 253H246V254H244L245 256L246 255H250V253H251V258H249L250 260H248L247 259V257H244V255H243ZM247 253H249V254H247ZM207 254V255H206ZM258 254V255H257ZM209 255V256H208ZM261 255V256H260ZM204 257L205 256V258H206V256L209 258V257H211V258H209V260H208V258H206V259H204V258H201V257ZM231 256H236L235 258H236V260H233L234 259V257H231ZM200 257V258H199ZM261 257V258H260ZM198 258V259H197ZM43 259V260H42ZM228 259V260H227ZM230 259V260H229ZM196 260H198V261H196ZM200 260V261H199ZM206 262H205V261ZM246 260H247V262H246ZM253 260V261H252ZM210 261V262H209ZM208 262V263H207ZM246 262V263H245ZM259 263V264H260ZM261 263V264H262ZM251 264V263H250ZM253 264V263H252ZM255 264H258V262L257 263H255Z\"/></svg>",
	"mask_w": 264,
	"mask_h": 264
},
{
	"label": "bare ground",
	"instance_id": "obj_2",
	"mask_svg": "<svg viewBox=\"0 0 264 264\" xmlns=\"http://www.w3.org/2000/svg\"><path fill=\"white\" fill-rule=\"evenodd\" d=\"M8 1H9V0H8ZM8 1H7V3H8ZM23 1H24V0H23ZM28 1H29V0H28ZM33 1H34V0H33ZM38 1H40V0H35L34 2H35V3H38ZM62 1H63V0H62ZM110 1H111V0H110ZM124 1H125V0H124ZM131 1H132V0H131ZM170 1H171V0H170ZM204 1H205V0H204ZM206 1H207V0H206ZM216 1H217V0H216ZM218 1H220V0H218ZM218 1H217V2H218ZM221 1H224V0H221ZM225 1H227V0H225ZM225 1H224V2H225ZM233 1H234V0H232V1L229 0V2H231V3H232ZM235 1H236V0H235ZM235 1H234V3H236V4H234L235 6L237 5L238 2H241V1H239V0H237L238 2H235ZM258 1H259V0H258ZM258 1L256 0V2H258ZM263 1H264V0H263ZM1 2H2V1H1ZM10 2H11V0H10ZM12 2H13V0H12ZM31 2H32V0L30 1V5H29V7L31 6ZM45 2H46V1H45ZM47 2H48V1H47ZM51 2H52V4H53L54 1L52 0ZM56 2H57V1H56ZM63 2H65V4H67L66 1H63ZM79 2H80L83 6H82V5L79 6V5H78ZM95 2H96V1L94 0L93 3H95ZM99 2H100V1H99ZM99 2H98V0H97V3H95V5L98 4ZM104 2H105V1H104ZM108 2H109V1H108ZM115 2H116L115 5L118 6V5H119V4L117 5L118 0H116ZM115 2H114V3H115ZM120 2H121V1H120ZM127 2H128V0H127ZM146 2H147V0H146ZM201 2H202V1H201ZM210 2L213 3V0H212V1L210 0L209 2L207 1V5H208V3H209V5H212V6H213L214 4H210ZM251 2H252V4H253V3L256 4V2H253V0H245V1L242 0V4L240 3V5L242 6V8H241V6L237 7L238 9H237L236 7H234V11H235V12H236V11L239 12V11H241V10H239V8H240V9H244V7L247 8V7L251 4ZM3 3H4V2H3ZM21 3H24V4H25L24 6H26V3H27V2H26V3H25V2H21ZM40 3H41V1H40ZM59 3H60V1H59ZM61 3H62V2H61ZM61 3H60V4H61ZM110 3H111V2H110ZM114 3H112V5H113ZM123 3H125V2H123ZM123 3H121V5H122ZM137 3H138V2H137ZM140 3L142 4L141 1H140ZM140 3H139V4H140ZM143 3H144V1H143ZM148 3H149V1H148ZM156 3H157V1H156ZM160 3H161V2H159V4H160ZM195 3H197V1H196ZM195 3H194V4H195ZM205 3H206V2H205ZM218 3H221V2H218ZM218 3H216V4H218ZM222 3H223V2H222ZM231 3H227V2H226V5L231 4ZM262 3H264V2H261V3L258 2L256 5L253 4L254 7L252 6V12L250 11V14L247 13V15H246V12H245V15H244V12L241 11V12H243V15H244V16H248V15H249V16H248V20H249V21L247 20L248 23L245 24V23H246V22H245V23H244L245 26L242 25V24H243V23H242V24L240 25L241 27H243V28L245 29L247 26H250L249 28L247 27V28H248L247 30H249V29L251 30V28H252L251 25H253V27H254V26H257V25L260 26V25L264 24V6H263L264 4H262ZM9 4H10V3H9ZM27 4H28V3H27ZM42 4H44V3H42ZM42 4H41V6H43ZM48 4H49V2H48ZM105 4H106L107 6L109 5V4H107V2H105ZM129 4H130V1H129ZM131 4H132V3H131ZM151 4H152V5L155 4L154 1H152ZM197 4L199 5L200 2L197 3ZM201 4H204V3L202 2ZM12 5H13V4H12ZM45 5H47V4H45ZM45 5H44L43 9H45ZM49 5H50V4H49ZM53 5H54V4H53ZM56 5H57V4H56ZM56 5H55V6H56ZM87 5H89L88 8H89V7H92V5L89 3V0H72V1H70V6H69V7H66V6H65V7L63 8V6H62L63 10H62V13H61V16H60V20H59V22H58V26H57V27L59 28V29H58V31H59V35H58V34H56V35H58V36L60 37L59 39H61V41H62L65 45H67L68 47H70V49L72 50V52H70V54H69L68 57H66L65 54H64V56H62V57L60 56V57H61V59H62V58L64 59V57L67 58V60L65 59L66 62H65L64 64H65V65H66V63L68 64L69 72H71L74 76H75V75H79V73L81 72V69H82V67L84 66L83 64H84V62H85V61L83 60L82 57H85V55L81 56L82 59H79V58H78V59H79V60H78L77 57H76V54H74L73 50H74L75 48H76V50H77V47H79V45H81V44H78L79 42H77L78 46L76 45V42H75V41H76V39H75L76 37L73 38V36H76V35L71 36V29L77 27V28H76L77 31H78V30L81 31V30L84 29L82 26H83L84 24L88 23V25L86 24V26H84V27H85V29L88 27L89 30H90L89 33H90L91 35L88 33V34H89V39H90V40H89L90 42L88 41V42H89V45H92V43H93V45H95V43H94L95 40H94V39H95V37H96V39L98 38L96 35L99 34V36H101L100 33L103 32L101 29H98V27L100 26V24H99V25L97 24L98 27L95 25V22L98 20V19H97L98 17L95 16L94 13H93V14H94V16H95V18H94V21H95V22H92V21L88 22V21H89L88 19H87L88 21L85 22V18H84V17L86 16V17L88 18V16H89V14H88V16H87V14H86V13L88 12V10H89V13H90L91 10H92L91 12H93V11L95 10V8H94V10L92 9L93 7L91 8V10H90V8H89L88 10H86L87 12L84 13V14H86V15H84V14H83V7H85V6H87ZM99 5L101 6V5H103V4H100V3H99ZM106 5H105V6H106ZM123 5H124L125 8H126V4H123ZM132 5H133V8H134V10H135V6H134V5H135V2H134V4H132ZM142 5H143V4H142ZM146 5H149V4H146V3H145V7H149V6H146ZM156 5H157V4H156ZM156 5H155V6H152V7H156ZM195 5H196V4H195ZM198 5H197V6H198ZM204 5H205V4H204ZM234 5H233V6H234ZM0 6H2V5L0 4ZM7 6H9V5L7 4ZM24 6H23V7H24ZM34 6H35V5H34ZM41 6H39V7L41 8ZM59 6H60V5H59ZM59 6H57V8H58ZM100 6H99V8L97 7V5H96L95 7L98 8V9H100ZM107 6H106V7H107ZM127 6H128V5H127ZM139 6H140V5H139ZM150 6H151V5H150ZM157 6H158V5H157ZM162 6H163V5H162ZM197 6H196V7H197ZM212 6H211V7H212ZM216 6H217V5H216ZM216 6H215V7H216ZM221 6H223V5H221ZM231 6H232V4H231ZM51 7H52V6H51ZM101 7H102V6H101ZM114 7H115V6H113L112 8L114 9ZM119 7H120V6H119ZM128 7H129V6H128ZM152 7H149V8H152ZM199 7H200V6H199ZM199 7H197L198 10H199ZM211 7H209V8L211 9ZM218 7H219V6H217V8H215V10H214V9H211V12H212V10L216 11V9L220 10V7H219V8H218ZM223 7H225V6H223ZM227 7H228V6H227ZM10 8H11V7H10ZM26 8H27V7H26ZM34 8H35V7H33V9H34ZM46 8H47V9H51L50 6H49V8H48V6H47ZM104 8H105V7H104ZM107 8H108V7H107ZM130 8H131V6H130ZM143 8H144V6H143ZM143 8H142V9H143ZM157 8L159 9V6H158ZM157 8H156V11H157ZM191 8H192V7H191ZM204 8H206V7L204 6ZM209 8H208V9H209ZM228 8H229V10H230V7H228ZM228 8H227V9H228ZM235 8H236L237 10H236ZM246 8H245V9H246ZM253 8H254V9H253ZM7 9H8V8H7ZM23 9H25V8H23ZM36 9H37V6H36ZM43 9L41 8V10H42L43 12L45 11V13H47V11H46V10H43ZM53 9H54V8H53ZM85 9H87V7H85ZM101 9H103V8H101ZM105 9H106V8H105ZM123 9H124V8H123ZM126 9H127V8H126ZM126 9H124V11H126V12H127V11H130V10H128V9L126 10ZM140 9H141V7L139 8V11L142 10V9H141V10H140ZM146 9L148 10V8H146ZM153 9H154V8H152V10H153ZM193 9H194V8H193ZM223 9H224V8H223ZM227 9H226V10H227ZM245 9H244V10H245ZM247 9H249V8H247ZM28 10H30V9H28ZM58 10H59V8H58ZM110 10H111V8H110ZM118 10H120V9L117 8L115 11L118 12ZM134 10L132 9V12H133ZM147 10H146V11H147ZM154 10H155V9H154ZM159 10H160V9H159ZM159 10L157 11L158 13H159ZM188 10H189V9H188ZM190 10H191V9H190ZM195 10H196V9H195ZM195 10H194V11H195ZM218 10H217V12H218ZM221 10H222V9H221ZM238 10H239V11H238ZM249 10H250V9H249ZM253 10H254V11H253ZM1 11H2V9H1ZM6 11H7V10H6ZM8 11H10V10H8ZM23 11H24V10H23ZM32 11H33V10H32ZM38 11H39V8H38ZM48 11H49V10H48ZM54 11H55V9L53 10V12H54ZM115 11H114V12H115ZM121 11H122V10H120V12H121ZM136 11H137V10H136ZM136 11H135V13H138V12H139V11H138V12H136ZM143 11H144V10H143ZM149 11H151V10H149ZM162 11H163V9H162ZM194 11H193V12H194ZM200 11L202 12V9H201ZM203 11H204V10H203ZM205 11H207V10H205ZM214 11H213L212 13H210L209 10H208V13L213 14ZM224 11H225V9H224ZM26 12H27V11H26ZM29 12H30V11H29ZM40 12H41V11H40ZM51 12H52V10H51ZM51 12L49 11L50 14H51ZM56 12H57V11H55V13H56ZM84 12H85V11H84ZM98 12H99V11H98ZM98 12H97V10H96V13H98ZM109 12H110V11H109ZM132 12L130 11L129 13H132ZM153 12H154V13H153ZM157 12H156V13H157ZM163 12H164V11H163ZM188 12H189V11H188ZM190 12H192V11H190ZM193 12H192V13H193ZM197 12H198V11H197ZM197 12H195V14H199V12H198V13H197ZM201 12H200V13H201ZM221 12L223 13V16H224V13H225V16H226L227 13H228V14H227L228 17H229V15H230L229 12H228V10H227L226 12L219 11V13H221ZM230 12H232V11L230 10ZM5 13H6V12H5ZM7 13H8V12H7ZM9 13H10V12H9ZM11 13H12V12H11ZM30 13H31V12H30ZM49 13H47V14L49 15ZM58 13H59V15H60V12H58ZM99 13L102 14V12H99ZM103 13H104V12H103ZM106 13H108L107 10H106ZM106 13H105V14H106ZM140 13H141V12H140ZM140 13H138V14H140ZM145 13H148V11L145 12ZM149 13H150V12H149ZM149 13H148V14H149ZM152 13L156 15L155 11H152ZM14 14H16V13H14ZM14 14H13V15H14ZM17 14H18V13H17ZM23 14H24V13H23ZM27 14H29V13H25V15H27ZM31 14H32V13H31ZM31 14H30V15H31ZM35 14H36V12H35ZM35 14H33V15H35ZM43 14H44V13H43ZM108 14H109V13H108ZM108 14H106L107 17H108ZM110 14H111V13H110ZM110 14H109V15H110ZM112 14H113V13H112ZM114 14H115V13H114ZM121 14H122V13H121ZM153 14H152V15H153ZM161 14L163 15V13H161ZM187 14L190 15L191 13H187ZM203 14H204V13L202 12V15L199 14V16H198V15H197V16L200 17V15L203 16ZM210 14H205V15L208 16V15H210ZM214 14L216 15V12H215ZM233 14H234V13H233ZM44 15H45V14H44ZM48 15H47L46 17L44 16V18L46 19V18L48 17ZM52 15H54V13H52ZM56 15H57V14H56ZM97 15H98V14H97ZM123 15H124V16H127V14L125 15V12L123 13ZM129 15H131V17L133 16V14H129ZM136 15H137V14H136ZM140 15H141V14H140ZM140 15H139V16H140ZM143 15H144V13H142V16H140V17H143ZM145 15H146V14H145ZM145 15H144V16H145ZM149 15H151V13H150ZM152 15H151V16H152ZM162 15H161V16H162ZM215 15H213V16H215ZM237 15H238V14H237ZM9 16H10V15H9ZM41 16H42V15H41ZM54 16H55V15H54ZM92 16H93V15H92ZM99 16H100V15H99ZM110 16H112V15H110ZM113 16H114V15H113ZM117 16H118V15H117ZM137 16H138V15H137ZM151 16H148V17H151ZM159 16H160V15H158V18H159ZM190 16H192V18H193L194 15H190ZM195 16H196V15H195ZM207 16H206V19H207ZM210 16H211V15H210ZM223 16H221V17L224 18ZM227 16H226V18H227ZM239 16H240V14H239ZM1 17H2V16H1ZM11 17H12V15L10 16V19L12 20ZM15 17H16V16H15ZM49 17H50V15H49ZM96 17H97V18H96ZM107 17H106V18H107ZM131 17H128V16H127L128 19L131 18ZM134 17H135V16H134ZM134 17L131 18L132 21H136L137 18L135 17L136 19H134ZM140 17H139V18H140ZM156 17H157V15H156ZM156 17L154 16V18H156ZM162 17H163V16H162ZM216 17H217V15H216ZM230 17L232 18V14L230 15ZM230 17H229V20H230V23H231V18H230ZM241 17H242V18H239V17H238V18L244 20L243 18H245V17H243L242 14H241ZM2 18H3V17H2ZM5 18H6V17H5ZM5 18H3V20H4ZM7 18H9V17H7ZM22 18H23V17H22ZM25 18H26V17H25ZM52 18H53V20H54V17H53V16H51L50 19H52ZM89 18L91 19L90 16H89ZM103 18L106 20L105 16H104ZM110 18H111V17H110ZM110 18H109V19H110ZM115 18H116V17H115ZM146 18H147V17H146ZM190 18H191V17H190ZM196 18H197V17H196ZM201 18H202V20H203L204 16L201 17ZM201 18L199 19V22L201 21ZM211 18H213V17L211 16ZM233 18H234V15H233ZM235 18H236V14H235ZM235 18H234L233 20H235ZM47 19H48V18H47ZM58 19H59V18H58ZM58 19H56V20L58 21ZM95 19H96V20H95ZM100 19H101V18H100ZM100 19H99V20H100ZM109 19L107 18V20H109ZM125 19H126V18H125ZM125 19H124V20H125ZM131 19H129V20H131ZM133 19H134V20H133ZM147 19H148V18H147ZM149 19L151 20V18H149ZM152 19H153V18H152ZM220 19H221V18H220ZM239 19H238V20H239ZM92 20H93V18H92ZM101 20H102V19H101ZM101 20H100V22L103 21V20H102V21H101ZM119 20H120V19H119ZM138 20H140V19H138ZM141 20H142V19H141ZM153 20L155 21L156 19H153ZM157 20H158V19H157ZM160 20H162V18H161ZM192 20H193V19H192ZM194 20H195V19H194ZM196 20H197V19H196ZM196 20H195V21H196ZM204 20H205V19H204ZM209 20H210V19H209ZM222 20H223V19H222ZM225 20H226V19H225ZM242 20H241V21H242ZM245 20H246V19H245ZM4 21L6 22V19H5ZM16 21H17V20H16ZM16 21H15V22H16ZM45 21L47 22V20H44L43 22H45ZM49 21H51V20H49ZM111 21H113V18L111 19ZM111 21H110V22H111ZM116 21L118 22L117 19H116ZM122 21H123V18H122ZM147 21H148V20H147ZM188 21H189V20H188ZM197 21H198V20H197ZM215 21H217V20H215ZM226 21L228 22V19H227ZM7 22H8V26H9V22H10V21H7ZM7 22H6V23H7ZM54 22H55V21H54ZM105 22H106V21H105ZM105 22H104V24H105ZM107 22H108V21H107ZM107 22H106V23H107ZM120 22H121V20H120ZM120 22H119V23H120ZM127 22H128V20H127ZM139 22H140V21H139ZM149 22H150V21H149ZM162 22H163V21H161V23H162ZM192 22H193V21H192ZM192 22H190V25H191ZM209 22H210V21H209ZM209 22H208V24H209ZM212 22H214V20H212ZM217 22H218V21H217ZM221 22H222V21H221ZM234 22H236V23H233L234 25L232 24V25H229V26H231V27L234 26V27H235V24H238V23H239V21H234ZM237 22H238V23H237ZM47 23H48V22H47ZM90 23H91V24H90ZM96 23H97V22H96ZM108 23H109V22H108ZM112 23H113V22H112ZM143 23H145L144 20H143ZM157 23H160V22L158 21ZM187 23H188V22H187ZM201 23H202V22H201ZM204 23H205V22H204ZM1 24H2V23H1ZM1 24H0V25H1ZM3 24H4V23H3ZM11 24H12V26H13L14 23L11 22ZM21 24H22V22H21ZM45 24H46V23H45ZM53 24H54V23H53ZM104 24L101 23V25H103V26H104ZM113 24H114V23H113ZM124 24H125V22H124ZM126 24H127V23H126ZM130 24H131V23H130ZM137 24H138V21H137ZM140 24H141V23H140ZM150 24H151V22H150ZM155 24H156V22H155ZM155 24H152V25L157 26V25H155ZM211 24H212V23H211ZM219 24H220V23H219ZM223 24H224V23H223ZM5 25H6V24H5ZM48 25H49V24H47V26H48ZM55 25H56V24H55ZM107 25H108V24H107ZM109 25H110V26H108V27H107V26H105V27H102V26H101L102 29L105 28V31H106L107 29L109 30V31H107V34H108V35H109V32H115V31H112L113 29H109V27L112 28L111 24H109ZM116 25H117V24H116ZM128 25H129V23H128ZM128 25H127V26H128ZM131 25H132V24H131ZM146 25H147V24H146ZM152 25H151V27H152ZM188 25H189V23H188ZM192 25H193V24H192ZM195 25H197V24L195 23ZM205 25H206V23H205ZM246 25H247V26H246ZM1 26H2V25H1ZM1 26H0V27H1ZM10 26H11V25H10ZM10 26H9V27H10ZM50 26H51V25H50ZM50 26H48V27H50ZM53 26H54V25H53ZM119 26H120V25H119ZM129 26H130V25H129ZM133 26H136V25H133ZM133 26H132V27H133ZM139 26H141V25H138V29H139ZM142 26H143V25H142ZM144 26H145V25H144ZM147 26H148V25H147ZM147 26H145V28H147ZM160 26H161V25H160ZM206 26H207L206 28H209L210 24H209V26H208V25H206ZM213 26H214V25H213ZM218 26H219V25H218ZM226 26H227L228 28H231V27L228 26V24H227ZM237 26H238V25H237ZM240 26H239V27H240ZM259 26H258V27H259ZM5 27H6V26H5ZM14 27H15V26H14ZM48 27H46L45 29H43V32H41L42 35H40V38H39V39H38L39 36L36 37V38H37L36 40H35V39H34V40H33V39H28V40L26 41L25 46L23 45L25 48L23 47V48H24V51H23V49H22L23 53H21V56H20V63H21V65H22V68L25 69V71H29V70L32 71V67H35V65L33 64V63H34V56H37V55H38V54L36 55V52H37V50H38V47H39V49L41 48V52H39V55H41V56H39V57H40L39 61H42V59L47 55V49L50 48L49 45L53 44L52 42H53V39H54V36H53L54 34L51 35L52 32H51L50 30H49V31H50L51 33L48 32V30H47ZM54 27H55V26H54ZM54 27H52V29H53ZM120 27H121V26H120ZM123 27H124V26L122 25V28H123ZM148 27H150V26H148ZM158 27H159V25H158ZM192 27H194V25H193ZM220 27H222V25H221ZM227 27H224V28H227ZM262 27H263V26H262ZM3 28H4V27H3ZM3 28H1V31H2L1 34H3V33L6 34V32H3V30H2ZM126 28H131V27H126ZM126 28H125V29H126ZM136 28H137V27H136ZM140 28H142V27H140ZM152 28L154 29V27H152ZM197 28H198V27H197ZM203 28H205V27H203ZM216 28H217V27H216ZM228 28H227V29H228ZM236 28H237V27H236ZM5 29H7V27H6ZM9 29H10V28H9ZM9 29H8V30H9ZM147 29H148V28H147ZM150 29H151V28H150ZM159 29H161V28L159 27ZM199 29H202V28H198V29H197L198 32L195 31L194 34H196V32L199 33ZM211 29H212V28H211ZM211 29H210V30H211ZM218 29H220V28H218ZM218 29H216V30H218ZM227 29H225V30H227ZM231 29L233 30V27H232ZM239 29H240V28H239ZM239 29L237 28L236 31H237V32L239 31V32H240L239 35H240V34H242L243 31H240L241 29H240V30H239ZM244 29H242V30H244ZM256 29H257V28H256ZM259 29H260V28H259ZM11 30H12V29H11ZM11 30H10V32H12ZM44 30H45V31H44ZM87 30H88V29H87ZM110 30H111V31H110ZM115 30H116V28H115ZM130 30H131V29H130ZM132 30H133V28H132ZM132 30H131V31H132ZM154 30H155V32H156V34H157V30H158V29L156 30V28H155ZM193 30H195V29H193ZM202 30L204 31V29H202ZM214 30H215V29H214ZM214 30H213V31H214ZM220 30H221V29H220ZM223 30H224V29H223ZM223 30H222V31H223ZM232 30H231V31H232ZM252 30H253V29H252ZM4 31H5V30H4ZM6 31H7V30H6ZM52 31H53V30H52ZM77 31H76V32H77ZM79 31H78V32H79ZM123 31H124V29H123ZM133 31H134V30H133ZM141 31H142V32H141ZM141 31H140V32L143 33V30H141ZM147 31H148V30H147ZM150 31H152V29L149 30V32H150ZM161 31H162V30H161ZM207 31H208V30H207ZM207 31H206V32H207ZM231 31L229 30V32H231ZM256 31H257V30H256ZM256 31H255V33H256ZM259 31H260V30H259ZM8 32H9V31H8ZM14 32H15V31H14ZM14 32H13V33H14ZM47 32L49 33V36H50V38L52 39V42H50L49 45L47 44L48 41H49V39H47V36H48ZM73 32H74V31H73ZM83 32H84V34H85V31H83ZM116 32H117V31H116ZM116 32H115V34L118 33V32H117V33H116ZM140 32H139V33H140ZM144 32H145V31H144ZM152 32H153V31H152ZM152 32H151V33H152ZM155 32H154V33H155ZM209 32L212 33V31H209ZM218 32H219V30H218ZM226 32L228 33V30L225 31V34H226ZM232 32H234V31H232ZM232 32H231V33H232ZM244 32H246V31L244 30ZM247 32H249V31H247ZM247 32H246V33H247ZM250 32H251V31H250ZM250 32H249V33H250ZM252 32H254V30H253ZM257 32H258V31H257ZM260 32H261V31H260ZM260 32H258V33H260ZM263 32H264V31H263ZM13 33H10V34H12V38L10 37V38L7 39V41H5V42L10 41V39H12V41H14L15 38L17 39V37H16L15 34H13ZM41 33H40V34H41ZM54 33H57V32H54ZM120 33H121V34H120ZM124 33H125V32H124ZM124 33H123V34H124ZM126 33H128L127 29H126ZM129 33H130V32H129ZM129 33H128V34H129ZM132 33H134V32H132ZM132 33H131V34H132ZM141 33H140L139 35H144V33H143V34H141ZM154 33H152V34H150V35L152 36ZM200 33H201V32H200ZM204 33H205V32H204ZM211 33H210V34H211ZM214 33L217 34V32H215V31H214ZM222 33H223V32H222ZM222 33H221V35H222ZM246 33H244L245 36H246ZM8 34H9V33H8ZM8 34H7V36H8ZM45 34H46V35H45ZM74 34H75V33H74ZM76 34H77V33H76ZM84 34L82 33L83 36H86V34H85V35H84ZM103 34H104V33H103ZM107 34H106V35H107ZM119 34L121 35V37L123 36V34H122V32H121V29H120ZM135 34H137V33H135ZM156 34H155V35H156ZM158 34L161 36V38H162L163 35L165 36V34H163V35L160 34V30H159V33H158ZM158 34H157V36H158ZM210 34H208V35H210ZM232 34H233V33H232ZM232 34H231V36H234V34H233V35H232ZM235 34H236V33H235ZM250 34H251V33H250ZM262 34H264V33H262ZM3 35H4V34H3ZM56 35H55V36H56ZM79 35H80V34H78V36H79ZM120 35H118V34H117V36L115 35V36H116V39H118ZM126 35H127V34H126ZM129 35H130V34H129ZM129 35H128V36H129ZM146 35H147V33H146ZM150 35H148V36L151 37ZM196 35H197V34H196ZM208 35H207V33H206L205 37L208 36ZM237 35H238V33L236 34V36H237ZM252 35H253V34H252ZM260 35H261V34H260ZM260 35H259V36H260ZM9 36H10V35H9ZM20 36H21V35H20ZM51 36H52L53 38H52ZM78 36H77V37H78ZM83 36H82V37H83ZM109 36H110V35H109ZM111 36H112V34H111ZM113 36H114V34H113ZM113 36H112V37H113ZM131 36H134V34L131 35ZM160 36L157 37V38L160 39ZM166 36H167V35H166ZM166 36H165V37H166ZM215 36H216V38L220 37V36L217 37V35H215ZM215 36H214V34L211 35V37H215ZM222 36H223V35H222ZM240 36H241V35H240ZM240 36H239V38H240ZM243 36H244V35H243ZM250 36H251V35H250ZM253 36H255V35H253ZM257 36H258V34H257ZM0 37H1V36H0ZM3 37H4V36H3ZM13 37H15V38H13ZM87 37H88V35H87ZM87 37H86V38H87ZM104 37H105V34H104ZM112 37H111V38H112ZM121 37H120V38H121ZM135 37H137V38L139 39L138 35H137V36H134L132 39H136ZM143 37H144V36H143ZM165 37H163V39H165ZM211 37L209 36L210 39H211ZM223 37H224V36H223ZM241 37H242V36H241ZM247 37H248V36H247ZM247 37H245V38L247 39ZM251 37H252V36H251ZM263 37H264V36H262V37L260 36L261 39H262ZM6 38H8V37H6ZM6 38H4V39H6ZM33 38H34V37H33ZM79 38H81V36H80ZM83 38H84V37H83ZM83 38H82V39H83ZM102 38H103V37H101L100 39H101L102 42L104 41V44H105V46H106L105 39H106L107 37H106L105 39H104V38L102 39ZM111 38H110V39H111ZM113 38H114V37H113ZM123 38L125 39V37H123ZM123 38H122V42L124 41ZM126 38H127V37H126ZM145 38H146V37H145ZM145 38H143V39H144V42H146V39H147V38H146V39H145ZM153 38H156V37L153 36ZM207 38H208V37H207ZM207 38H206V39H207ZM209 38H208V41H207V42H210V41H209ZM220 38H222V37H220ZM220 38L217 39V43H218V41L221 42V39H220ZM230 38H231V37H230ZM232 38H233V37H232ZM232 38H231V39H232ZM242 38H244V37H242ZM242 38H241L242 43H243V42H246V41H243ZM2 39H3V38H2ZM16 39H15V41H16ZM55 39H56V38H55ZM55 39H54V42H56ZM74 39H75V40H74ZM82 39H81V43H82V45H83V43H86V39L84 38V41H83V42H82ZM87 39H88V38H87ZM132 39L130 38V41H132ZM150 39H151V38H150ZM150 39H149V41H150ZM213 39H214V38H213ZM223 39H224V42H225L226 37L223 38ZM223 39H222V41H223ZM228 39H229V37H228ZM234 39H235V38H234ZM234 39H233V42H237V41L239 42V39H237V41H234ZM252 39H253V38H252ZM256 39H259V38H255V41H256ZM45 40H46V41H45ZM12 41H10V44H8V45H11V42H12ZM15 41H14V42H15ZM17 41H18V39H17ZM17 41H16V42H17ZM57 41H58V39H57ZM107 41H108V39H106V42H107ZM111 41H112V39H111ZM118 41H119V39H118ZM126 41H129V39H126ZM140 41H141V39H140ZM140 41H138L139 43L137 42L138 45L140 44ZM154 41H155V39H154ZM160 41H161V39H160ZM166 41H167V39H166ZM241 41H240V42H241ZM248 41H250V39H248ZM253 41H254V39H253ZM263 41H264V39H263ZM263 41H262V42H263ZM99 42H100V41H99ZM124 42H125V41H124ZM135 42H136V41H135ZM151 42H152V41L148 42V44L150 45ZM155 42H156V41H155ZM162 42L164 43V41H162ZM207 42H206V43H207ZM211 42H212V39H211ZM224 42H223V43H224ZM229 42H230V41H229ZM240 42H239V43H240ZM251 42H252V41H251ZM256 42L259 43L260 41H256ZM256 42H255V43H256ZM0 43H1V39H0ZM8 43H9V42H8ZM12 43H13V42H12ZM59 43H60V42H59ZM109 43H111V42L109 41ZM109 43L107 42V44H109ZM115 43L117 44V41H116ZM115 43H114V44H115ZM120 43H121V42H119V44H120ZM125 43H126V42H125ZM125 43H124V45H125ZM132 43H134V42H132ZM137 43H136V44H137ZM146 43H147V42H146ZM146 43H145L143 46H141V47L139 46V48L137 47L138 45H136V47H137L138 49H140V48L142 49V47H143V48H146L145 45H148V44H146ZM153 43H154V42H153ZM157 43L159 44L160 42H157ZM165 43H166V42H165ZM168 43H169V41H168ZM196 43H197V42H195V44H196ZM203 43H205V42H202V45H203ZM206 43H205V45H207ZM223 43H222V44H223ZM226 43H227L228 45H231V46H229V47H232V41H231V44L228 43V41H226ZM239 43H238V44H239ZM242 43H241V44H242ZM246 43H247V42H246ZM253 43H254V42H252V43H250V44L253 45ZM255 43H254V44H255ZM258 43H257V44H258ZM1 44H2V45L4 44V46H5V48H6L7 43H3V42H2ZM1 44H0V45H1ZM5 44H6V45H5ZM41 44H42V45H41ZM46 44H47L49 47L46 46ZM64 44H63V46H65ZM119 44H117V45H119ZM130 44H131V43H130ZM158 44H157V47L159 46ZM160 44H162V43H160ZM195 44H194V47H195ZM198 44H200V43L198 42ZM213 44H214V42H213ZM213 44H212V47H213ZM222 44L219 43L218 45H222ZM233 44H234V43H233ZM235 44H236V43H235ZM241 44H240V45H241ZM248 44H249V42H248ZM248 44H247V48H248V46H249ZM261 44H263V43L260 42V45H261ZM2 45H1V46H2ZM13 45H14V43L12 44V46H13ZM53 45H54V44H53ZM56 45H57V44H55V47H56V48H57L59 45L62 47L61 43H60L58 46H56ZM87 45H88V44H87ZM98 45H99V46H98V49H99L100 45H102V44L100 43V44H98ZM110 45H111V44H110ZM133 45H134V44H133ZM166 45H167V44H166ZM215 45H216V44H215ZM223 45H225V44H223ZM242 45H243V44H242ZM263 45H264V44H263ZM16 46H17V45H16ZM41 46H42V47H41ZM51 46H52V45H51ZM60 46H59V48H60ZM95 46H96V45H95ZM95 46H94V47H95ZM103 46H104V45H103ZM105 46H104V47H105ZM121 46H122V45H121ZM127 46H128V45H127ZM144 46H145V47H144ZM151 46H156V44H155V45H151ZM160 46H161V45H160ZM167 46H168V45H167ZM192 46H193V45H192ZM196 46H197V45H196ZM200 46H201V44H200ZM200 46H199V48H200ZM209 46L211 47V44H209ZM209 46H207V47H209ZM253 46H254V45H253ZM258 46H259V45H258ZM261 46H262V45H261ZM2 47H3V46H2ZM2 47H0V48H2ZM7 47H8V46H7ZM47 47H48V48H47ZM55 47H53V48H55ZM81 47H82V46H81ZM81 47H80V48H81ZM85 47H86V45H85ZM94 47H91V46H90V47H89V50H90L91 48H94ZM107 47H108V46H107ZM107 47H105V48H107ZM112 47L115 48V47H117V46H115V45L112 46V45H111V48H112ZM129 47H133V49H136L135 46H132V44H131V46H129ZM149 47H150V46H149ZM149 47H148V49H149ZM161 47H163V46H161ZM164 47H165V45H164ZM164 47H163V48H164ZM212 47H211V48H212ZM214 47H218V48H219L220 46H214ZM222 47H223V46H222ZM236 47L238 48V46H236ZM245 47H246V46H245ZM13 48H15V47H13ZM36 48H37V49H36ZM59 48H58V49H59ZM66 48H67V47H66ZM83 48H84V47H82L81 49H83ZM87 48H88V47H87ZM101 48H103V47L101 46ZM105 48H103V49H105ZM122 48H123V47H121L120 49H122ZM124 48H125V47H124ZM124 48H123V49H124ZM155 48H156V47H155ZM155 48H154V49H155ZM168 48H169V46H168ZM168 48H167V50H168ZM199 48H198V49H199ZM211 48H208L209 51L211 50ZM223 48H225V47H223ZM232 48L234 49V47H232ZM247 48H245V49H246V52L249 53V52H248L249 50L247 51ZM251 48H252V46H251ZM251 48H250V49H251ZM262 48H263V47H262ZM8 49H9V48H8ZM63 49H65V48H63ZM63 49H62V50H63ZM67 49H69V48H67ZM84 49H85V48H84ZM96 49H97V48H96ZM116 49L118 50L119 48H116ZM123 49H122V51H124ZM125 49H126V48H125ZM131 49H132V48H131ZM148 49L146 48V51H147ZM150 49L152 50V47H150ZM154 49H153L152 52H149V51H148V52H149L150 54H153L154 51H156V49H155V50H154ZM159 49H160V47L158 48V50H159ZM164 49H165V48H164ZM200 49H203V46H202V48H200ZM216 49H217V48H216ZM221 49H222V48H221ZM225 49H226V48H225ZM225 49H224V51H225ZM263 49H264V48H263ZM263 49H262V50H263ZM0 50H1V49H0ZM3 50H4V49H3ZM12 50H13V49H12ZM12 50H11V51H12ZM48 50H51V49H48ZM52 50H54L53 53L56 52L55 49H52ZM62 50H61V52H60L59 55H63V54H61V53H62ZM76 50H74V51H76ZM91 50H93V49H91ZM110 50H111V49H110ZM127 50H129V48H128ZM136 50H137V49H136ZM136 50H135V51H136ZM143 50H144V49H143ZM158 50H157L156 53H155L156 55L160 54L159 52H161V51L158 52ZM213 50H214V49H213ZM213 50H211V52H213ZM217 50L219 51V49H217ZM229 50H230V48H229ZM231 50H232V49H231ZM235 50L238 51L239 48H238V49H235ZM1 51H2V50H1ZM1 51H0V52H1ZM6 51H7V48H6ZM39 51H40V50H39ZM57 51H58V50H57ZM66 51H67V50H66ZM81 51H82V50H79V52H81ZM86 51H87V49H86ZM101 51H102V50H101ZM105 51H106V50H105ZM113 51H115V50H113ZM119 51H120V50H119ZM119 51H117V52H119ZM146 51L144 50V52H146ZM163 51H164V50H163ZM163 51H162V52H163ZM194 51H195V50H194ZM200 51H201V50H200ZM205 51H206V48H205ZM209 51H208V52H209ZM232 51H233V50H232ZM244 51H245V50H244ZM252 51H254V50H252ZM3 52H4V51H3ZM15 52H16V50H15ZM15 52H14V53H15ZM51 52H52V51H51ZM67 52L69 53V51H67ZM83 52H84V51H83ZM91 52H92V51H91ZM91 52H90V53H91ZM96 52H97V50H96ZM107 52H108V51H107ZM126 52H127V51H126ZM132 52H134V51H132ZM132 52H130V53H132ZM136 52H137V51H136ZM136 52H134V53L136 54ZM140 52H142L143 55H144V52H143L142 50H140L139 52H137V54L140 53ZM157 52H158V54H157ZM208 52H207V53L202 52V53H203V57H205V56H206L205 54H208ZM215 52H216V50H215ZM215 52H214V53H215ZM220 52H221V54H223V53H224V52H223V49H222V51H219V52H217V53H220ZM222 52H223V53H222ZM233 52H235V51H233ZM238 52H239V51H238ZM4 53H5V52H4ZM4 53H3V54L0 53L1 56L4 55ZM9 53H10V52L7 51V52L5 53V55L3 56L2 59H1V57H0V59H1V62H0V68H1V71H2V68H3V67H6L7 65H9L8 62H11L10 59H8V58H10V54H9ZM14 53H13V54H14ZM34 53H35V54H34ZM37 53H38V52H37ZM49 53H50V51H49ZM49 53H48V55H49ZM63 53H66V52H63ZM104 53H105V52H102V56H103ZM111 53H112V52H111ZM120 53H121V52H120ZM120 53H119V54H120ZM124 53H125V52H124ZM142 53H140V55H141ZM146 53H147V52H146ZM200 53H201V52H200ZM200 53H199V54H200ZM202 53H201V55H202ZM217 53H216V56H217ZM225 53H226V52H225ZM239 53H240V52H239ZM242 53H243V52H241V56H240V54L236 55V58H237V56L242 57V55H244V54H242ZM263 53H264V52H263ZM11 54H12V53H11ZM13 54H12V55H13ZM15 54H16V53H15ZM80 54H82V52H81ZM85 54H87V57L90 58V56H88V55H91V54H89V53H85ZM99 54H100V57H101V52H100ZM114 54H115V53H114ZM119 54H115V55H118V57H120ZM137 54H136V55H137ZM161 54H162V53H161ZM197 54H198V53H197ZM212 54H213V53H212ZM231 54H233V53H231ZM231 54H229V51H228V55H231ZM8 55H9V56H8ZM16 55H17V54H16ZM16 55H15V58L17 59V56H18V55H17V56H16ZM56 55H57V53H56ZM104 55H106V54H104ZM107 55H108V54H107ZM109 55H111V54H109ZM109 55H108V57H109ZM123 55H124V56H125V55L127 56V54H123ZM130 55H132V54H130ZM130 55H129V56H130ZM146 55L148 56V54H146ZM146 55H145V57H146ZM153 55H154V54H153ZM153 55H152V56H153ZM195 55H196V54H195ZM201 55H200V56H201ZM204 55H205V56H204ZM218 55H219V54H218ZM223 55H224V54H223ZM223 55H222V56H223ZM228 55H227V56H228ZM53 56H54V55H53ZM77 56H78V55H77ZM91 56H92V55H91ZM129 56L127 57V59L125 60V62L122 61L123 59L121 60L122 63H124V66L126 65L125 63H127ZM138 56H139V55H138ZM141 56H142V55H141ZM149 56H150V55H149ZM149 56H148V57H149ZM154 56H155V55H154ZM166 56H167V55H166ZM208 56H211L210 53L208 54ZM219 56H220V55H219ZM219 56H217V57H219ZM225 56H226V54H225ZM225 56H223V57H225ZM227 56H226V58H227ZM234 56H235V55H234ZM245 56L247 57V55H245ZM13 57H14V55H13ZM39 57H38V58H39ZM50 57H52V56H50ZM56 57L59 58L58 55H57ZM106 57H107V56H106ZM116 57H117V56H116ZM118 57H117V58H118ZM135 57H137V56H135ZM143 57H144V56H142V58H143ZM145 57H144V58H145ZM155 57H156V56H155ZM155 57H153L154 59L151 58V57H149V58H145V60L148 59V61H150L151 59H153L152 62L155 63V61H154V60H156ZM158 57H159V55H158L156 58H158ZM161 57H162V56H161ZM197 57H198V55H197ZM197 57L195 56V58H197ZM212 57H213V56H212ZM228 57H229V56H228ZM232 57H233V56H232ZM240 57L237 58V59H240ZM246 57L244 58V60L246 59ZM15 58H14V59H15ZM38 58H37V59H38ZM92 58H93V56H92ZM101 58H102V57H101ZM112 58H113V57H112ZM130 58H131V57H130ZM132 58H133L132 60L134 61V60H135V59H134V54H133V57H132ZM140 58H141V57H140ZM159 58H160V57H159ZM159 58H158V59H159ZM162 58H163V57H162ZM207 58H209V57L206 56V59H207ZM210 58H211V57H210ZM213 58H214V60L216 59V58H215V55H214ZM220 58H221V57H220ZM220 58H219V59H220ZM236 58L234 59V57H233L232 61H235ZM247 58H251V57L248 55ZM12 59H13V58L11 57V60H12ZM14 59H13V60H14ZM35 59H36V58H35ZM59 59H60V58H59ZM59 59H58V61L60 62L61 59H60V60H59ZM84 59H85V58H84ZM90 59H91V58H90ZM90 59H88V60H90ZM99 59H100V58H99ZM107 59H108V58H107ZM114 59H115V57H114ZM149 59H150V60H149ZM192 59H193V58H192ZM204 59H205V58H204ZM204 59H203V61H204ZM219 59H216L215 62H213V61H212V62H213V63H216L217 61H219ZM241 59H242V58H241ZM241 59H240L239 61H241ZM48 60H49V59H48ZM54 60H57V59H55V57H54L53 61H54ZM85 60H86V59H85ZM101 60H102V59H101ZM112 60H113V59H111V61H112ZM137 60H139V57H138ZM140 60H142V59H140ZM143 60H144V59H143ZM162 60H163V59H161V62H162ZM168 60H169V59H168ZM193 60H194V59H193ZM210 60H212V59H210ZM221 60H224V61H222V63L224 62V63L226 64V61H227V60L225 61L224 58H222ZM15 61H16V60H14V62H15ZM50 61H52V60L50 59L48 62L50 63ZM61 61H63V60H61ZM91 61H92V60H90V61H88V63H86L87 66H88V64H91V63H90ZM103 61H104V63H105V60H103ZM109 61H110V60H109ZM115 61H116V62H119V59H118V60H114V65L111 64V66H117V67H116V70H117V69H119L120 67H118V64H119V63H118L117 65H115V64H116ZM130 61H131V60H130ZM158 61H159V60H158ZM198 61H199V60H197V62H198ZM200 61L202 62V57H201ZM206 61H208V60H206ZM206 61H205L204 63H206V66H207L209 62H206ZM228 61H229V60H228ZM251 61H252V60H251ZM256 61H257V60H256ZM37 62H38V61L36 60L35 63H37ZM54 62H55V64H56V61H54ZM82 62H83V63H82ZM86 62H87V61H86ZM107 62H108V61H107ZM112 62H113V61H112ZM139 62H140V61H138V63H137V61H136L137 66H140V65H139ZM150 62H151V61H150ZM150 62H148V65H147V62H145V63H146L147 66H149V63H150ZM161 62H160V63H161ZM164 62H165V59H164ZM164 62L161 63V64L164 65ZM166 62H167V59H166ZM194 62H196V59L194 60ZM194 62H192V63H194ZM197 62H196V63H197ZM212 62H211V65L213 64ZM236 62H238V61H236ZM242 62H243V60H242ZM242 62H239V63L241 64ZM247 62H248V60H247V61L245 60V63H247ZM249 62H250V61H249ZM249 62H248V66L250 65ZM258 62H261V60H259ZM12 63H13V61H12ZM20 63H19V64H20ZM52 63H53V62H52ZM57 63H58V62H57ZM61 63H62V62H61ZM61 63H60V64H61ZM109 63H111V62H108L107 64L109 65ZM128 63H129L130 65L133 64V63L131 64V62H129V61H128ZM128 63H127V64H128ZM136 63L134 62L133 66H134ZM198 63H200V62H198ZM198 63H197V64H198ZM202 63H203V62H202ZM224 63H223V64H224ZM233 63H234V62H233ZM13 64H14V63H13ZM13 64H12V65H13ZM37 64H38V63H37ZM37 64H36V67H37ZM46 64H48V63H45V66H46ZM60 64H59V65H60ZM64 64H61V66L64 65ZM86 64H85V65H86ZM129 64H128V65H129ZM150 64H151V63H150ZM158 64H159V62H158ZM169 64L171 65V63H169ZM169 64H168V65H165V67H166V66H169ZM219 64H220V63H219ZM223 64H221L220 66L222 67ZM229 64L232 65V63H229ZM229 64H226L227 67H229V66H228ZM235 64H236V63H235ZM235 64H234V65H235ZM237 64H238V63H237ZM12 65L10 64V67H12ZM14 65H16V64H14ZM33 65H34V66H33ZM40 65H42V63H41ZM51 65H52V64H50V66H51ZM57 65H58V64H57ZM57 65H55V66L57 67ZM91 65L93 66V63H92ZM91 65H90V66H91ZM105 65H106V63H105ZM108 65H107V66H108ZM128 65H126V66H128ZM143 65H144V63H143ZM151 65H153V63H152ZM155 65H157V64L155 63ZM189 65H190V64H189ZM195 65H196V64H195ZM195 65H194V66H195ZM203 65H204V64H203ZM238 65H239V64H238ZM244 65H245V67H248V66H246V64H244ZM1 66H2V67H1ZM43 66H44V65H43ZM45 66H44V67H45ZM47 66H48V65H47ZM50 66H48V67L51 69L52 66H51V67H50ZM61 66H59V67H61ZM94 66H95V65H94ZM103 66H104V65H103ZM120 66H121V63H120ZM122 66H123V64H122ZM124 66H123V67H124ZM133 66H132V67H133ZM137 66L135 67L136 69L139 68V67H137ZM141 66H142V65H141ZM147 66H146V67H147ZM153 66H154V65H153ZM153 66H152V68L150 67V68L152 69V70H151L152 72H153ZM157 66H158V65H157ZM191 66H192L191 68L194 67L193 64H192ZM198 66H199V65H198ZM217 66H218V64H216V67H217ZM239 66H240V65H239ZM250 66H252V65H250ZM250 66H249V67H250ZM38 67H39V66H38ZM38 67H37V68H38ZM41 67H42V66H41ZM64 67H66V66H64ZM100 67H102V65H101ZM100 67H96V68H100ZM105 67H106V66H105ZM132 67H130V68H132ZM146 67H143V66L141 67V69L143 68V70L140 69V70H141V73H142V71H144V68H146ZM154 67H155V66H154ZM159 67H160V69H161V66H159ZM159 67H158V68H159ZM165 67L162 66V69H163V70H161V71H163V72L161 73V76H162V74L165 72V70H164ZM173 67H174V66H173ZM173 67L170 66L169 68H173ZM209 67H210V65H209ZM240 67H241V66H240ZM249 67H248V68H249ZM252 67H254V66H252ZM6 68H7V67H6ZM8 68H9V67H8ZM16 68H17V67H16ZM22 68H21V69H22ZM37 68H36V69H37ZM46 68H47V67H46ZM49 68H47V70H48ZM57 68H58V67H57ZM92 68H93V70H95L94 67H92ZM92 68H91V69H92ZM109 68H110L109 70H111V67H109ZM112 68H113V67H112ZM128 68H129V66L127 67V69H128ZM130 68H129V69H130ZM147 68H148V67H147ZM155 68H157V67H155ZM169 68H168V69H169ZM174 68H175V67H174ZM201 68H202V67H201ZM213 68H214V67H213ZM219 68H220V67H219ZM223 68H225V67H223ZM242 68H243V66H242ZM11 69H12V68H11ZM13 69H14V68H13ZM36 69H35V71H36ZM43 69H44V71H45V68H41L42 71H43ZM50 69H49V72H50ZM54 69H55V68H54ZM63 69L65 70V68H63ZM63 69H60V72H61ZM85 69H87V67H86ZM85 69H84V71H85ZM121 69H122V68H121ZM176 69H177V68H176ZM194 69H196V68H194ZM199 69H200V67H199ZM205 69H207V68H205ZM215 69L217 70L218 67L215 68ZM238 69H239V68H238ZM244 69H245V68H244ZM249 69H250V68H249ZM3 70H4V68H3ZM5 70H6V71H9L10 68H9L8 70H7V69H5ZM5 70H4V71H5ZM17 70H18V69H17ZM22 70H23V69H22ZM38 70H39V69H38ZM41 70H40V71H41ZM56 70H58V69H56ZM56 70H55V72H56ZM98 70H99V69H98ZM106 70L108 71V69L105 68V72H106ZM114 70H115V69H114ZM114 70L112 69L113 72H114ZM119 70H120V69H119ZM119 70H118V71H119ZM124 70H125V68H124ZM130 70H131V69H130ZM132 70H133V68H132ZM134 70H135V69H134ZM137 70H139V69H137ZM137 70H136V71H137ZM145 70H146V69H145ZM149 70H150V69H148V71H149ZM154 70H155V69H154ZM197 70H198V69H197ZM202 70H203V69H202ZM202 70H201V71H202ZM6 71H5V73H6ZM15 71H16V70H15ZM23 71H24V70H23ZM25 71H24V72H25ZM35 71H33V72H35ZM51 71H52V69H51ZM86 71H87V70H86ZM88 71H90L89 68H88ZM88 71H87V72H88ZM91 71H92V70H91ZM103 71H104V70H103ZM122 71H123V69H122ZM122 71H121V72H122ZM125 71H126V70H125ZM146 71H147V70H146ZM151 71H150V72H151ZM155 71H156V72H155ZM155 71H154L155 73H153V75H155L156 73L159 75V73H158V72H160L159 69H158V70L156 69ZM171 71H172V70H171ZM214 71H215L214 69H213V70L210 69L209 72H214ZM217 71H218V70H217ZM36 72H37V71H36ZM38 72H39V71H38ZM53 72H54V70H53ZM55 72H54V73H55ZM108 72H109V71H108ZM127 72H129V70H128ZM134 72H135V71H134ZM139 72H140V71H139ZM152 72H151V74L149 73V77H150V75H151L152 77H154V76L152 75ZM168 72L170 73L169 70H168ZM192 72H193V71H192ZM1 73H2V72H1ZM1 73H0V74H1ZM27 73H28V72H27ZM29 73H30V72H29ZM29 73H28V74H29ZM47 73H48V72H47ZM50 73H52V72H50ZM50 73H49V74H50ZM58 73H59V72H58ZM82 73H83V72H82ZM82 73H81V74H82ZM91 73H92V72H91ZM96 73H97V71H96ZM119 73H120V72H119ZM119 73H118V74H119ZM124 73H125V72H124ZM130 73H131V71L129 72V74H130ZM132 73H133V72H132ZM132 73H131V74H132ZM135 73H136V72H135ZM137 73H138V72H137ZM137 73H136V74H137ZM146 73H147L146 75L148 76V72H146ZM166 73H167V72H166ZM204 73H206V72L203 71V75L206 76V74H204ZM2 74H3V73H2ZM6 74H7V73H6ZM8 74H9V73H8ZM11 74H12V72H11ZM11 74H10V75H11ZM88 74H89V73H88ZM92 74H93V73H92ZM94 74H95V73H94ZM94 74H93V75H94ZM100 74H101V73H100ZM100 74H99V76H100ZM111 74H112V73H111ZM111 74H109V75H111ZM113 74H114V73H113ZM122 74H123V73H122ZM139 74H140V73H139ZM197 74H198V73H197ZM3 75H4V74H3ZM10 75H9V77H11ZM12 75H14V73H13ZM97 75H98V74H97ZM101 75H102V74H101ZM119 75H120V76H118V77H121V76H122L121 74H119ZM127 75H128V73H127ZM134 75H135V74H134ZM140 75H141V78H142V75H145V74H140ZM170 75H171V76H170ZM170 75H169L170 77H172V76L174 77V75H172V73H171ZM203 75L201 74V76H200V75H199V76L202 77ZM208 75H209V74H207V78H208V77L210 78V76H208ZM7 76H8V75H7ZM33 76H34V75H33ZM48 76L50 77V80H51V75H48ZM54 76H55V75H54ZM61 76H62V75H61ZM67 76H68V75H66V79H68ZM80 76H81V75H80ZM89 76H90V74H89ZM91 76H92V75H91ZM103 76H104V75H103ZM113 76H115V75H113ZM125 76H126V75H125ZM166 76H167V75H166ZM199 76H198V77H199ZM223 76H225V75H223ZM0 77H1V76H0ZM4 77H5V75H4ZM9 77H8V78H9ZM29 77H30V76H29ZM31 77H32V76H31ZM31 77H30V79H31ZM46 77H47V75H46ZM64 77H65V74H64ZM96 77L98 78V76H96ZM116 77H117V75H116ZM116 77H115V78H116ZM129 77H130V76H129ZM132 77H133V76H132ZM143 77H144V76H143ZM145 77H146V76H145ZM149 77H146V78H149ZM158 77H159V76H158ZM163 77H165V75H163ZM167 77H168V76H167ZM196 77H197V76L194 77L195 80H196ZM200 77H199V78H200ZM55 78H56V77H54L53 80H54ZM59 78H60V77H58V79H59ZM78 78H79V77H78ZM81 78H82V77H81ZM99 78H100V77H99ZM99 78H98V79H99ZM103 78H104V77L101 76V79H103ZM113 78H114V77H113ZM115 78H114V79H115ZM123 78H124V76L121 78V80H122ZM134 78H138V76H137V77L134 76ZM146 78H144V80H145ZM150 78H151V77H150ZM150 78H149V79H150ZM155 78H156V77H155ZM229 78H230V77H229ZM229 78H228V79H229ZM2 79H3V77H2ZM30 79H29V80H30ZM33 79H34V78H33ZM44 79H46V78H44ZM47 79H48V78H47ZM66 79L64 78L65 83L67 84V82H66L67 80H66ZM98 79H97V80H98ZM101 79H100V80H101ZM128 79H129V78H128ZM128 79H127V80H128ZM130 79H131V77H130ZM138 79H140V77H139ZM138 79H136V80H138ZM151 79H152V78H151ZM151 79H150V80H151ZM159 79H160V78H159ZM164 79H166V78H164ZM168 79H170V78L168 77ZM172 79H173V78H171L170 80H172ZM179 79H180V77H179ZM204 79H205V78H204ZM0 80H1V79H0ZM9 80H11V79L9 78ZM29 80H28V81H29ZM48 80H49V79H48ZM50 80L48 81L49 83L51 82ZM70 80H72V81H71L72 84H73V80L75 81V79H73V77H72V79H70ZM127 80H126V81H127ZM142 80H143V79H142ZM142 80H141V81H142ZM154 80H155V79H154ZM156 80H158V78H156ZM156 80H155V81H156ZM160 80H162V78H161ZM170 80H169V81H170ZM174 80H175V79H173L172 81H174ZM180 80H181V79H180ZM180 80H179V81H180ZM195 80H194V81H195ZM201 80L204 81L203 79H200V81H201ZM1 81H6V80L4 79V80H1ZM30 81H31V80H30ZM55 81H57V78H56ZM61 81H63L62 77H61ZM61 81H60V82H61ZM81 81H83V80H80V82H81ZM122 81H123V80H122ZM138 81H139V80H138ZM148 81H149V80H146L145 82H148ZM155 81H154V82H155ZM158 81H159V80H158ZM162 81H163V80H162ZM165 81H166V83H168L167 80H165ZM177 81H178V80H177ZM182 81H183V80H182ZM194 81H193V84H195ZM196 81L198 82L199 79H197ZM196 81H195V82H196ZM202 81H201V83H202ZM6 82H8V81H6ZM11 82H12V81H11ZM13 82H14V81H13ZM52 82H54V81H52ZM60 82H59V83H60ZM63 82H64V81H63ZM69 82H70V81H69ZM80 82H79V83L77 82V83H78V86H79V84L83 85V84H82L83 82H82V83H80ZM100 82H101V81H100ZM128 82H129V80H128ZM134 82H136V81L134 80ZM139 82H140V81H139ZM149 82H151V81H149ZM208 82H209V81H208ZM211 82H212V81H211ZM226 82H227V81H226ZM228 82H229V81H228ZM30 83H31V82H30ZM32 83L34 84V82H32ZM59 83H58V81H57V85H58ZM61 83H62V82H61ZM130 83H131V86H132V82H131V81H130ZM152 83H153V81H152ZM156 83H157V82H156ZM156 83H155V85H156ZM161 83H162V82H161ZM166 83H165V84H166ZM169 83H170V82H169ZM176 83H177V82H176ZM201 83H200V82H199V84L197 83L198 86H197V87L195 86V87L198 88L199 85H200ZM212 83H214V82H212ZM3 84H4V82H2V85H3ZM6 84H7V83H6ZM9 84H10V83H8V86H9ZM28 84H29V83H28ZM28 84H26V85H28ZM33 84H31V85L34 86L36 83H35L34 85H33ZM52 84H53V83H52ZM52 84H51V85H52ZM54 84H55V82H54ZM54 84H53V85H54ZM63 84H64V83H63ZM63 84H60V86L63 85ZM68 84H69V83H68ZM72 84H70V85H72ZM74 84H75V83H74ZM74 84H73V85H74ZM94 84H95V83H92V85H94ZM133 84H134V83H133ZM138 84H139V83H138ZM138 84H136V85H137L138 88H139V85H138ZM143 84H144V81H143ZM158 84H160V83L158 82ZM158 84H157L156 86L154 85L155 88H156V89H155V88H154V89H155L156 91L158 90V89H157ZM172 84H173V83L171 82V85H172ZM174 84H175V83H174ZM179 84H181V83H178V85H179ZM204 84H205L206 86L209 85V83H208V85H207V81H206V83H203V85H204ZM2 85H1V86H2ZM4 85H5V84H4ZM11 85H12V84H10V86H11ZM13 85H14V84H13ZM44 85L47 86V83L44 84ZM51 85H48V86H51ZM85 85L88 86V82H87V81H86ZM85 85H84V86H85ZM136 85H133V86H136ZM145 85H146L145 87L149 86V84L147 85L146 83H145ZM150 85H151V83H150ZM162 85H163V84H162ZM166 85H168V84H166ZM191 85H192V83H191ZM191 85H190V86H191ZM201 85H202V84H201ZM203 85H202V86H203ZM212 85H213V84H212ZM8 86H7V87H8ZM14 86H15V85H14ZM14 86H13V87H14ZM29 86H30V84H29ZM32 86L30 87L31 89H32ZM48 86H47L46 88H48ZM60 86H59V87H60ZM64 86H65V85H63V87H64ZM68 86H69V85H68ZM78 86H77V84H76V87H77V88H78ZM84 86H83V87H84ZM115 86H116V85H115ZM137 86H136V87H132V88H134V89L136 90ZM169 86H170V85H169ZM169 86H168V87H169ZM172 86H173V85H172ZM175 86H176V84H175ZM190 86H189V87H190ZM2 87H3V86H2ZM35 87H36V86H35ZM44 87H45V86H44ZM61 87H62V86H61ZM63 87H62V88H63ZM76 87H75V85H74V87H73V88H74V90H73L74 92H75L76 89H77ZM113 87H114V84H113ZM113 87H112V91H114V89H115V87H114V89H113ZM145 87H144V88H145ZM160 87H161V86H160ZM162 87H163V86H162ZM165 87H166V86H165ZM177 87H178V86H177ZM182 87H184V86L182 85ZM189 87H188V88H189ZM203 87H204V86H203ZM203 87H201V90H202ZM0 88H1V87H0ZM11 88H12V86H11ZM25 88H26V87H25ZM25 88H24V89H25ZM27 88L30 89L29 87H27ZM52 88H53V87H52ZM54 88H55V86H54ZM64 88H66V86H65ZM68 88H69V87H68ZM71 88H72V87H71ZM75 88H76V89H75ZM80 88H81V87H80ZM80 88H79V89H80ZM87 88H88V87H87ZM87 88H85V90H87ZM110 88H111V87H110ZM140 88H141V86H140ZM147 88H148V87H147ZM149 88H150V87H149ZM190 88H191V87H190ZM206 88H207V87H206ZM206 88H205V89H206ZM31 89H30V90H31ZM48 89H49V88H48ZM58 89H59V88H58ZM79 89L76 91L77 93H78ZM82 89H83V88H82ZM82 89L80 90V92L82 91L81 93H83V90H82ZM102 89H103V88H102ZM107 89H108V88H107ZM116 89H117V88H116ZM116 89H115V91H116ZM152 89H153V87H152ZM152 89L150 88V90H152ZM154 89H153V90H154ZM166 89H167V88H166ZM169 89H170V87H169ZM169 89H168V91H169ZM172 89L174 90L175 87H172ZM185 89H186V88H185ZM192 89H194V85H192ZM199 89H200V87H199ZM199 89H198V90H199ZM11 90H14V88L11 89ZM35 90H36V89H34V91H33V90H31V91L35 92ZM50 90L53 91V89H51V87H50ZM55 90H56V89H55ZM62 90H63V89H62ZM62 90H61V91H62ZM71 90H72V89H71ZM105 90H106V88H105ZM110 90H111V89H110ZM110 90L108 89L106 92L108 93V91H110ZM135 90H134V91H135ZM146 90H147V89H146ZM148 90H149V89H148ZM153 90H152V91H153ZM155 90H154V93H155ZM163 90H164V89H163ZM175 90H176V89H175ZM175 90H174V92H173V91L170 92V91H171V89H170V91H169L168 93L166 92L167 95H168L169 93H170V94H172V93L174 94V95H173V94H172V95L175 96V97H172V96H171V97H170V100H171V98H175V100H177L176 98H179V97H176V96H179L180 93L175 92ZM187 90H188V89H187ZM187 90H185V91H187ZM210 90H211V89H210ZM8 91H9V90H8ZM14 91H15V90H14ZM26 91H27V90H26ZM41 91H42V90H41ZM47 91H48V93H49V90H47ZM58 91H60V89H59ZM61 91H60V92H61ZM102 91H103V90H101V92H102ZM117 91H118V89H117ZM152 91H151L150 93H152ZM158 91H159V90H158ZM158 91H157V92H158ZM160 91H161V89H160ZM165 91H167V90H165ZM165 91H162V92H164V94H165ZM188 91H189V90H188ZM188 91H187V92H188ZM192 91H194V90H192ZM192 91H191V90L189 91V92H190V95H191V92H192ZM202 91H204V89H203ZM207 91H208V90H207ZM2 92H3V91H2ZM9 92H11V91H9ZM54 92H55V91H54ZM66 92H67V91H66ZM85 92H86V91H85ZM85 92H84V93H85ZM96 92H97V91H96ZM106 92H105V93H106ZM130 92H132V91H130ZM138 92H141V91L138 90ZM157 92H156V93H157ZM162 92H161V93H162ZM187 92H185V94H186ZM198 92H199V91H198ZM198 92H197V93H198ZM25 93H26V92H25ZM29 93H30V91H28V97H29ZM40 93H42V92H39V94H40ZM43 93H45V92H43ZM51 93H52V92H51ZM69 93H70V92H69ZM69 93H68V95L72 94V92H71L70 94H69ZM87 93H88V92H87ZM111 93H112V92H111ZM111 93H110V94H111ZM142 93H143V91L141 92V94H142ZM144 93H145V92H144ZM154 93H153V95H154ZM161 93H160V94H161ZM177 93H178L179 95H178ZM182 93H183V95H185L184 92H182ZM182 93H181V94H182ZM195 93H196V91H195ZM195 93H194V95H195ZM209 93H210V92H209ZM9 94H10V93H8V95H9ZM11 94H12V93H11ZM13 94H14V92H13ZM15 94H16V93H15ZM23 94H24V93H23ZM23 94L21 95L22 98H23ZM46 94H47V92H46ZM65 94H67V93H65ZM65 94H62V95L65 96ZM93 94H94V92H93ZM95 94H96V93H95ZM95 94H94V95H95ZM98 94H99V93H98ZM98 94H96V97H97ZM102 94H103V93H102ZM110 94H109V95H110ZM112 94H113V93H112ZM112 94H111V95H112ZM118 94H119V91H118ZM124 94H125V93H124ZM127 94H128V93H127ZM137 94H138V93H137ZM146 94H147V93H146ZM164 94H163V95H164ZM175 94H177V95H175ZM202 94H205V93L203 92ZM25 95H26V94H25ZM25 95H24V96H25ZM30 95H31V94H30ZM33 95H34V94H33ZM47 95H48V94H47ZM58 95H60L59 92H58ZM58 95H57V96H58ZM77 95L80 96V94H77ZM84 95H85V94H84ZM113 95H114V97H115L116 94L114 93ZM113 95H112V96H113ZM128 95H129V94H128ZM128 95H126V96L128 97ZM130 95H132V93H130ZM135 95H136V93H135ZM142 95H145V94H142ZM142 95H141V96H142ZM149 95H150V94H149ZM153 95H151V96H153ZM157 95H158V94H157ZM163 95H162V96H163ZM167 95H166V96H167ZM187 95H188V94H186V96H187ZM196 95H197V94H196ZM199 95H201V92H200ZM209 95H210V94H209ZM6 96H7V95H6ZM11 96H12V95H11ZM14 96H15V95H14ZM50 96H51V95H50ZM57 96H56V94H55V97H57ZM63 96H62L61 98H64ZM70 96H71V95H70ZM74 96H76V94H75ZM85 96H86V95H85ZM88 96H89V95H88ZM88 96H87V97H88ZM100 96H101V95L98 96V97H99L98 100H101V101H102V100L105 99L104 97H103V99H100V98H102V97H100ZM102 96H104V95H102ZM112 96H110V97L112 98ZM118 96H119V95H117L116 97H118ZM126 96H124V95L121 96V100H122V97H126ZM141 96L138 95V96H133V97H134L135 99L137 98L136 100L139 101V98H141V99L143 98V97H141ZM145 96H146V95H145ZM154 96H155V95H154ZM158 96H159V95H158ZM169 96H170V95H169ZM180 96H181V95H180ZM186 96H185V98H186ZM188 96H189V95H188ZM191 96H193V93H192ZM12 97H13V96H12ZM28 97H26V98H27V101L29 100ZM30 97H31V96H30ZM55 97H54V98H55ZM65 97H67V95H66ZM87 97H86V98H87ZM92 97H93V96H92ZM92 97H91V98H92ZM105 97L107 98V95H105ZM110 97H108V99H109ZM116 97H115V99H116ZM156 97H157V96H156ZM159 97H160V96H159ZM183 97H184V96H183ZM205 97H206V96H205ZM8 98H9V97H8ZM22 98H20V99H22ZM26 98H24V99H26ZM32 98H35V97H32ZM54 98H53V99H54ZM70 98H71V97H70ZM70 98H69V100H70ZM74 98H75V100H76V97H74ZM77 98H78V96H77ZM80 98L82 99V94H81V97H80ZM86 98H85V99H86ZM88 98H89V97H88ZM94 98H95V97H94ZM111 98H110V101H109L110 103H111V101H112ZM131 98H132V97H131ZM144 98H145V97H144ZM144 98H143V99H144ZM180 98H181V97H180ZM185 98H182V99L184 100ZM191 98H192V97H190L189 100H191ZM196 98H198V96H197ZM30 99H31V98H30ZM37 99H38V98H37ZM48 99H49V98H48ZM57 99H59V97H57ZM57 99H56V100H57ZM65 99H66V98H65ZM81 99H78V100H81ZM96 99H97V98H96ZM96 99L93 100V99H90V98H89V100H92V101H95V102L98 101V100H96ZM112 99H113V98H112ZM124 99H126V98H124ZM124 99H123V100H124ZM143 99H142V100H143ZM152 99H154V97H152ZM182 99H180V101H182ZM186 99H187V98H186ZM186 99H185L184 101H186ZM198 99H199V98H198ZM198 99H197V100H198ZM35 100H36V99H35ZM67 100H68V99H67ZM72 100H73V99H72ZM75 100H74V101H75ZM78 100H77V101H78ZM83 100H84V98H83ZM83 100H82V101H83ZM89 100H88V101H89ZM116 100L119 101V98H117ZM116 100H115V103H118V101H116ZM128 100H130V98H129ZM132 100H133V101H132ZM132 100H130V104H131V105H130V104H126L127 106H129V109H128V110H130V107H131L132 105L134 106L133 103H136V100H134V99H132ZM144 100H145V99H144ZM144 100H143V101H144ZM167 100H168V99H167ZM173 100H174V99H173ZM194 100H195V96H194ZM194 100H191V102L194 101ZM200 100H202L201 97H200ZM22 101H23V100H22ZM31 101H32V100H31ZM48 101H49V100H48ZM52 101H53V100H52ZM74 101H73V102H74ZM85 101H87V100H85ZM88 101H87V102H88ZM105 101H106V100H105ZM124 101H125V100H124ZM138 101H137V102H138ZM161 101H162V100H161ZM171 101H172V100H171ZM178 101H179V100H178ZM184 101H183V104H184ZM187 101H188V100H187ZM187 101H186V102H187ZM195 101H196V100H195ZM24 102H25V100H24ZM33 102H34V101H33ZM57 102H58V101H57ZM60 102H61V100H60ZM62 102H63V101H62ZM64 102H65V101H64ZM68 102H71V101H68ZM79 102H81V101H78V103H79ZM87 102H86V104H87ZM98 102H100V101H98ZM120 102H121V101H120ZM125 102H126V103H129V102H127V101H125ZM141 102H142V101H141ZM145 102H147V101H145ZM149 102H151V98H150V101H149ZM158 102H160V100H159ZM186 102H185V103H186ZM191 102H189V103H191ZM199 102H200V101H199ZM28 103H29V102H28ZM31 103H32V102H31ZM31 103H29L28 106H29ZM34 103H35V102H34ZM51 103H52V102H51ZM91 103H92V102H91ZM93 103H94V102H93ZM96 103H97V102H96ZM103 103H105V102L102 101V104L97 103V104H98L97 108H96L95 105L93 104V108H94V109L96 108V110L99 109V108H102V107L106 108L107 105H108V103L106 104V107L103 105ZM113 103H114V101H113ZM113 103H112V104H113ZM154 103H157V102H154ZM163 103H165L164 100H163ZM171 103H173V102H168V105H169V104L171 105ZM175 103H176V102H175ZM178 103H179V102H177V106H178ZM181 103H182V102H181ZM187 103H188V102H187ZM192 103H193V102H192ZM192 103H191V104H192ZM55 104H56V103H55ZM59 104H60V103H59ZM66 104H67V103H66ZM66 104H63V105L66 106ZM69 104H70V103H69ZM75 104H76V101H75ZM80 104H82V102H81ZM89 104H90V103H88V105H89ZM137 104H138V103H137ZM139 104H140V105H144L145 103H144V104H141L140 101H139ZM139 104H138V105L135 104V106H140ZM150 104H151V103H150ZM150 104H149V105H150ZM158 104H159V103H158ZM165 104H166V103H165ZM165 104H164V105H165ZM195 104H196V103H195ZM262 104H263V103H262ZM262 104H261V105H262ZM24 105H25V104H24ZM52 105H53V104H52ZM84 105H85V102H84L83 106H84ZM120 105H121V104H120ZM122 105H123V104H122ZM146 105H147V104H146ZM146 105H145V106H146ZM153 105H154V104H153ZM156 105H157V104H156ZM161 105H162V102H161ZM161 105H160V106H161ZM164 105H163V106H164ZM173 105H175V104L173 103L172 106H173ZM179 105H180V104H179ZM184 105H185V104H184ZM184 105H183V106H184ZM198 105H199L200 108H199L198 106L196 107V105H195V107L199 110V109H202V108H203V105H204V104H203V105H200V103H199ZM4 106H5V105H4ZM56 106H57V105H56ZM56 106H55V107H56ZM75 106H76V105H75ZM75 106H74V108H76ZM91 106H92V105H91ZM108 106H109V105H108ZM110 106H113V105H110ZM110 106H109V107H110ZM157 106H158V105H157ZM183 106H182V107H183ZM185 106H186V105H185ZM187 106H188V104H187ZM189 106H190V104H189ZM189 106H188V107H189ZM191 106H192V108L194 107L193 105H191ZM191 106H190V107H191ZM201 106H202V108H201ZM16 107H17V106H16ZM21 107H22V105H21ZM25 107H26V105H25ZM29 107H30V106H29ZM48 107H49V106H48ZM58 107H59V106H58ZM60 107H61V106H60ZM60 107H59V109H60ZM66 107H67V106H66ZM68 107L71 108V106H68ZM115 107H116V106H115ZM117 107H118V106H117ZM142 107H143V106H142ZM147 107H148V106H147ZM147 107H146V108H147ZM149 107H150V106H149ZM149 107H148V108H149ZM151 107H152V106H151ZM153 107H155V106H153ZM158 107H159V106H158ZM161 107H162V106H161ZM174 107H176V106H173V109H174ZM180 107H181V106H180ZM180 107H179V109H180ZM182 107H181V108H182ZM188 107H187V108H188ZM195 107H194V108H195ZM261 107H262V106H261ZM261 107H259V108H261ZM26 108H27V107H26ZM50 108H51V107H50ZM61 108H62V107H61ZM63 108H64V107H63ZM72 108H73V107H72ZM74 108H73V110H74ZM78 108H79V106H78ZM93 108H91V109H93ZM110 108H112V107H110ZM113 108H114V106H113ZM113 108H112V109H113ZM124 108H125V107H124ZM131 108H132V107H131ZM133 108H134V107H133ZM144 108H145V107H144ZM144 108H143V109H144ZM167 108L170 109V106H169V107H166V108H162V109H167ZM185 108H186V107H185ZM185 108L183 107L184 111H185ZM205 108H206V107H205ZM205 108H204V109H205ZM259 108H258V109H259ZM12 109H13V108H12ZM56 109H57V108H56ZM56 109L54 108V110H56ZM59 109H58V110H59ZM85 109H87V107H86ZM88 109H90V107H88ZM91 109H90V110H91ZM106 109H108V107H107ZM115 109H116V108H115ZM119 109H120V108H119ZM121 109L124 110L123 107H121ZM121 109H120V111H122ZM137 109H138V108H137ZM137 109H136V110H137ZM157 109H158V108H157ZM160 109H161V108H160ZM176 109H177V108H176ZM189 109H190V108H189ZM258 109H257V110H258ZM261 109H262V108H261ZM261 109H260V112H261ZM15 110H16V109H15ZM25 110H27V109H25ZM25 110H23V111L25 112ZM28 110H29V109H28ZM48 110H49V109H48ZM69 110H70V109H69ZM80 110H81V109H80ZM83 110H84V109H83ZM110 110H111V109H110ZM128 110L125 111V112L129 113L130 111L128 112ZM139 110H140V109H139ZM139 110H138V111H139ZM145 110L148 112V110H150V109H148V110L145 109ZM145 110H144V112H145ZM174 110H175V109H174ZM174 110H172V111H173L172 114H173V113H174V114L178 113V112H177L178 109H177L176 113L174 112ZM180 110H181V109H180ZM180 110H179V111H180ZM193 110L197 111L196 109H193ZM202 110H203V109H202ZM202 110H200L199 112H201ZM257 110H256V111H257ZM263 110H264V106H263ZM10 111H11V109L9 110V112H10ZM12 111H14V109H13ZM65 111H66V109L64 108V112H65ZM75 111H76V110H75ZM78 111H79V109H78ZM87 111L89 112V110H87ZM91 111H92V113H93V111H95V110H91ZM117 111H118L119 115H122V114H123V111H122L121 114H120V111H119V110H117ZM134 111H135V110H134ZM134 111H133V109L131 110V112L135 115ZM142 111H143V110H142ZM153 111H154V112H153ZM163 111H164V110H163ZM187 111H188V109H187ZM187 111H186V113H187ZM189 111L191 112V110H189ZM189 111H188V112H189ZM256 111H255V112H256ZM26 112H27V111H26ZM51 112H54V111L52 110ZM55 112H56V111H55ZM57 112H58V111H57ZM57 112H56V113H57ZM61 112H62V111H61ZM64 112H63V113H64ZM71 112H72V109H71ZM80 112H81V111H80ZM82 112H84V111H82ZM85 112H86V111H85ZM98 112H99V111H98ZM98 112H96V113H98ZM100 112H101V110H100ZM102 112H103V111H102ZM104 112H105V111H104ZM106 112H107V111H106ZM112 112L115 113V111H112ZM112 112H111V113H112ZM125 112H124V113H125ZM131 112H130V113H131ZM136 112H137V111H136ZM139 112H140V114H141V110H140ZM139 112H138V113H139ZM144 112H143V114H144ZM150 112H151V114H152V112L155 113V110H152V111L150 110ZM168 112H170V111L168 110ZM180 112L182 113V110H181ZM180 112H179V114H181ZM192 112H194V111H192ZM192 112H191V113H192ZM199 112H198L197 115H199ZM203 112H204V111H203ZM258 112H259V110H258L255 114H257ZM6 113H7V112H6ZM27 113H28V112H27ZM58 113H59V112H58ZM58 113H57V115L59 116ZM67 113H68V112H67ZM89 113H90V112H89ZM157 113H158V112H157ZM165 113H166V115H167V112H165ZM186 113L183 112L182 114L185 115ZM191 113H190V114H191ZM196 113H197V112H196ZM196 113L194 112V114H195L194 116H197ZM261 113H262V112H261ZM13 114H14V113H13ZM13 114H12V112H11V115H12V116H13ZM15 114H16V112H15ZM21 114H22V113H21ZM68 114H69V113H68ZM68 114H67V115H68ZM74 114H75V113H74ZM78 114H79V113H78ZM84 114L86 115V113H84ZM84 114H83V113H82V115L80 114L81 117L84 116ZM100 114H103V113H100ZM100 114H99V115H100ZM116 114H117V113H116ZM133 114H132V115H133ZM155 114H156V113H155ZM161 114H162V113H161ZM161 114L159 113V115L157 114L158 116L156 115L158 121H160V120H159V119H160L159 117H160ZM187 114H188V113H187ZM190 114H189V115H190ZM200 114H201V113H200ZM203 114H204V113H203ZM263 114H264V113H263ZM263 114H262V115H263ZM9 115H10V113H9ZM11 115H10V116H11ZM26 115H27V114H25L24 116L26 117ZM52 115H53V114H52ZM57 115L54 114V116H57ZM61 115H63V114H60V118H61ZM64 115H65V114H64ZM71 115H73V113H72ZM90 115H92V114L90 113ZM96 115H97V114H95V116H96ZM103 115H105V114H103ZM103 115H102V117H103ZM106 115H107V114H106ZM106 115H105V116H106ZM114 115H115V114H114ZM137 115H138V114H137ZM144 115H146V114H144ZM162 115H163V114H162ZM166 115H165V116H166ZM170 115H171V113L169 114V116H170ZM258 115H259V113H258ZM10 116H9V117H10ZM12 116H11V117H12ZM50 116H51V115H50ZM147 116L150 117V113H149V115L147 114ZM151 116H152V115H151ZM156 116H155V117H156ZM172 116H173V115H172ZM176 116H177V115H176ZM181 116H182V115H181ZM186 116H187V115H186ZM263 116H264V115H263ZM263 116H262V117H263ZM7 117H8V116H7ZM7 117H6V118H7ZM9 117H8V118H9ZM48 117H49V116H48ZM64 117H66V116H64ZM74 117H76V116H74ZM77 117H78V116H77ZM91 117H92V116H91ZM93 117H94V116H93ZM97 117H98V116H97ZM102 117H101V115L99 116V118H102ZM114 117H115V116H114ZM119 117H120V116H119ZM121 117H122V116H121ZM144 117H145V116H144ZM144 117H143V118H144ZM162 117L164 118V116H162ZM173 117H174V116H173ZM182 117H183V116H182ZM184 117H185V116H184ZM188 117H189V116H188ZM192 117H193V116H191V119H192ZM8 118H7V119H8ZM21 118H22L21 120L23 121V117H21ZM60 118L57 117L56 119L60 120ZM79 118H80V117H79ZM82 118H83V117H82ZM86 118H87V117H86ZM86 118H85V119H86ZM95 118H96V117H95ZM95 118H93V119H94V120H93L94 122H95ZM111 118L113 119V116H112ZM111 118H110V120H111ZM116 118L118 119V116H117ZM125 118H126V116H125ZM129 118H130V117H129ZM145 118H146V117H145ZM147 118H148V117H147ZM152 118H153V116H152ZM163 118H162V121L164 122ZM166 118L168 119V117H166ZM171 118H172V117H171ZM174 118H175V117H174ZM177 118H178V116H177ZM185 118H186V117H185ZM195 118H196V117H195ZM2 119H3V118H2ZM54 119H55V118H54ZM54 119H53V122H55ZM75 119H76V118H75ZM88 119L90 120V116H89ZM88 119H86L85 121L87 122ZM91 119H92V118H91ZM105 119L107 120L106 117H105ZM117 119H116V120H117ZM123 119H124V117H123ZM140 119H141V118H140ZM140 119H139V120H140ZM150 119H151V117H150ZM150 119L148 118L147 121L150 120ZM154 119H155V118H154ZM167 119H166V120H167ZM169 119H170V118H169ZM172 119H173V118H172ZM178 119H179V118H178ZM183 119H184V118H183ZM186 119H187V118H186ZM25 120H26V119H25ZM61 120H62V119H61ZM69 120H71V119H69ZM80 120H81V119H80ZM80 120L77 121V119H76V121H77V123H75L76 125H73L74 127H73L72 129L70 128V129H71V131H70V133H71V134H70V139H71V141H72V143H70V146H71L72 144H77V146H79L78 143L75 142V141H76V139L79 138L78 135L81 136V132H82V126H81L82 123H81ZM89 120H88V121H89ZM96 120H97V119H96ZM102 120H103V119H102ZM106 120H104V121L106 122ZM118 120H119V119H118ZM126 120H127V119H126ZM126 120H125V121H126ZM131 120L133 121V119L130 118L129 121H131ZM139 120H138V121H139ZM152 120H153V119H152ZM179 120H180V119H179ZM179 120L177 121L178 123H179ZM192 120H194V117H193ZM192 120H190V121H192ZM44 121H45V120H44ZM47 121H48V120H47ZM50 121H51V120H50ZM63 121H64V119H63ZM83 121H84V120H83ZM83 121H82V122H83ZM98 121H100V120H98ZM98 121H96V122H98ZM111 121H112V120H111ZM119 121H120V120H119ZM121 121H122V120H121ZM121 121H120V123H121ZM123 121H124V120H123ZM123 121H122V123H123ZM127 121H128V120H127ZM136 121H137V119H136ZM138 121L135 122V123H136V124L139 123ZM143 121H146V120L143 119ZM154 121H155V120H154ZM158 121H157V122H158ZM168 121H169V120H168ZM188 121H189V119L186 120V123H187ZM53 122H52V123H53ZM73 122H75V121L73 120ZM86 122H85L84 124H86ZM96 122H95V124H97ZM116 122H117V121H116ZM149 122H150V121H149ZM149 122H148V123H149ZM169 122H171V121H169ZM180 122H181V120H180ZM183 122L185 123V119L183 120ZM183 122H182V123H183ZM1 123H2V122H1ZM1 123H0V124H1ZM3 123H4V122H3ZM7 123H9V121H8ZM48 123H49V122H48ZM50 123H51V122H50ZM50 123H49V124H50ZM52 123H51V124H52ZM58 123H59V122H58ZM63 123H64V122H63ZM67 123H68V122H67ZM69 123L71 124V121H69ZM69 123H68V124H69ZM91 123H92V122H91ZM107 123L110 124V123H109V120L107 121ZM113 123H115V122H113ZM113 123L111 122V125H112ZM124 123H125V122H124ZM126 123H128V122H126ZM129 123H130V122H129ZM129 123L126 124V125H129ZM133 123H134V122H133ZM142 123H143V122H142ZM151 123H152V126H154V125L156 124V123H155V124L153 125V121H152ZM151 123H149V126H151V125H150ZM171 123H172V122H171ZM182 123H181V124H182ZM188 123H189V122H188ZM192 123H194V122H192ZM192 123L190 122V125H191ZM252 123H253V122H252ZM256 123H257V122H256ZM10 124H12V123L10 122ZM10 124H8V125L5 124L3 129H5V127H7V126H9V127L12 126V125H10ZM24 124H25V123H24ZM34 124H35V123H34ZM49 124H48V125H49ZM55 124H57V123L55 122ZM70 124H69V125H70ZM92 124H93V123H92ZM95 124H94V125H95ZM103 124H104V123H103ZM136 124H135V125H136ZM139 124H141V122H140ZM145 124L147 125L146 122H145ZM257 124H258V123H257ZM53 125H54V124H53ZM53 125H51V126H53ZM87 125H88V124H87ZM89 125H90V124H89ZM94 125H93V126H94ZM98 125H99V124H98ZM120 125H124V124H119V126H120ZM126 125H125V126H126ZM130 125H131V126H130ZM130 125H129L130 127L135 128L134 125L132 126V122L130 123ZM143 125H144V123H143ZM156 125H157V124H156ZM163 125H165V124H163ZM166 125H167V123H166ZM166 125H165V127H167V128H168V126H170L169 124H168V126H166ZM175 125H176V124H175ZM182 125H184V124H182ZM190 125H189V126H190ZM253 125H254V123H253ZM1 126H2V125H1ZM54 126H55V125H54ZM57 126H58V125H57ZM57 126H55V127L57 128ZM64 126H65V124H64ZM91 126H92V125H91ZM100 126H103V125L100 124ZM107 126H108V125H107ZM114 126H115V124L113 125V127H114ZM117 126H118V125H117V123H116V127H117ZM119 126L117 127L118 130H120ZM147 126H148V125H147ZM152 126H151V128H152ZM158 126H159V125H158ZM158 126H156V127H158ZM178 126H179V125H178ZM185 126H186V124H185ZM189 126H188V129H186V128H185V129H186V130H189ZM192 126H193V125H192ZM192 126H191V127H192ZM255 126H256V125H255ZM71 127H72V126H71ZM89 127H90V126H89ZM89 127H88V128H89ZM96 127H99V126H96ZM96 127H95V128H96ZM104 127H106V126H104ZM111 127H112V126H111ZM126 127H127V126H126ZM140 127H141V125H140ZM142 127H143V126H142ZM160 127H161V126H160ZM165 127H164V128H165ZM170 127H171V126H170ZM170 127H169V128H170ZM176 127H177V125H176ZM176 127H175V128H176ZM186 127H187V126H186ZM56 128H55V129H56ZM83 128H85V127H83ZM93 128H94V127H93ZM93 128H92V129H93ZM95 128H94V130H95ZM99 128H101V127H99ZM99 128H96V129L100 130V132H101V129H102V128H101V129H99ZM106 128L108 129V127H106ZM121 128H122V126H121ZM127 128H128V127H127ZM127 128H124V129H127ZM133 128H132V129H133ZM145 128H146V126H145ZM145 128H142V129L144 130ZM161 128H162V127H161ZM182 128H184V127H182ZM3 129H1V130H3ZM6 129H7V128H6ZM6 129H5V130H6ZM11 129L13 130L14 128L11 127ZM51 129H52V127H51ZM59 129H60V128H59ZM68 129H69V126H68ZM68 129H66V130H68ZM70 129H69V130H70ZM90 129H91V127H90ZM104 129H105V128H103V130H104ZM109 129H111V128H109ZM112 129H113V128H112ZM112 129H111V130H112ZM115 129H116V128H115ZM117 129H116V131H117ZM130 129H131V128H130ZM132 129H131V130H132ZM142 129H141V130H142ZM149 129H150V128H148V130H149ZM153 129H154V128H153ZM155 129H156V128H155ZM172 129H173V128H172ZM177 129H178V128H177ZM1 130H0V131H1ZM7 130H8V129H7ZM7 130L5 131V133L7 132ZM62 130H63V129H62ZM66 130L64 129L62 133H65L64 131H66ZM69 130H68V133H69ZM83 130H85V129H83ZM98 130H97V133H98ZM103 130H102V131H103ZM111 130H110V131H111ZM121 130H122V129H121ZM121 130H120V131H121ZM127 130H128V129H127ZM127 130H126V131H127ZM136 130H137V129H136ZM138 130H140L139 127H138ZM138 130H137V131H138ZM141 130H140V131H141ZM146 130H147V129H146ZM166 130H167V129H166ZM182 130H184V129H182ZM9 131H10V129H9ZM47 131L50 132L49 130H46V133H47ZM55 131H57V130H55ZM60 131H61V130H60ZM87 131H88V130H87ZM87 131H86V132H87ZM92 131H93V130H90V132H92ZM104 131H105V130H104ZM104 131H103V132H104ZM108 131H109V130H108ZM113 131H114V130H113ZM113 131H111L110 134H111ZM120 131H118V132H120ZM122 131H123V130H122ZM134 131H135V130H134ZM134 131H133V132H134ZM137 131H135V132H137ZM168 131H169V129H168ZM168 131H167V132H168ZM3 132H4V131H2V134H3ZM11 132H12V131H11ZM53 132H54V131H53ZM58 132H59V131H58ZM58 132H57V133H58ZM86 132H85V133H86ZM118 132H117V133H118ZM130 132H131V131H130ZM130 132H129V133H130ZM144 132H145V131H144ZM147 132L150 133L149 131H147ZM155 132H156V131H155ZM157 132H158V131H157ZM164 132H165V131H164ZM187 132H188V131H187ZM42 133H43V132H42ZM54 133H55V132H54ZM59 133L61 134V132H59ZM66 133H67V131H66ZM79 133H80V134H79ZM83 133H84V132H83ZM106 133H107V131H106ZM108 133H109V132H108ZM114 133H115V131H114ZM131 133H132V132H131ZM141 133H142V131H141ZM189 133H190V131H189ZM7 134H8V133H7ZM7 134H6V135H7ZM9 134H11V133H9ZM49 134H50V133H49ZM52 134H53V133H52ZM92 134L95 136V133H91V135H92ZM98 134H99V133H98ZM98 134H97L96 136L101 137L100 135H103V133H101L100 135H98ZM104 134H105V132H104ZM112 134H113V133H112ZM122 134H123V133H122ZM122 134L120 133V135H122ZM124 134H126V133L124 132ZM132 134H133V133H132ZM134 134L137 135L136 133H134ZM134 134H133V135H134ZM144 134H147V133L145 132ZM150 134H151L152 136L155 137V135H153L152 133H150ZM164 134L166 135V133H164ZM170 134H172V133H170ZM3 135H4V139L6 140V138H5V134H3ZM3 135H1L0 138H1ZM46 135H47V134H46ZM50 135H51V134H50ZM55 135H56V134H55ZM55 135H54V136H55ZM57 135H58V134H57ZM66 135H67V134H66ZM68 135H69V134H68ZM68 135H67V137H68ZM82 135H83V134H82ZM85 135H86V134H85ZM85 135H84V136H85ZM91 135L89 134V136H91ZM93 135L91 136L92 138H93ZM106 135H107V134H106ZM126 135H127V134H126ZM129 135H130V134H129ZM133 135H132V137H133V138H136V136L134 137ZM165 135L162 136V138L167 137V136H165ZM168 135H169V134H168ZM10 136H11V135H10ZM48 136H49V135H47L46 138H47ZM61 136H63V135L61 134ZM84 136H83V137H84ZM86 136H87V135H86ZM86 136H85V137H86ZM89 136H88V137H89ZM115 136H116V135H114V136L111 135V137H107V136H106V137H104V138H103V136H102L101 138H98L99 140H97V137H96V138H93V139H96L95 142H93V141L91 140V137H90L89 141L91 140L92 143L94 144V147H93L94 149L90 148V150L92 149V150L95 152V153H93V152L91 151L92 154H93V155L95 154V155L99 156V158H100V157L103 158V156L106 157V156L108 155V156H107V159H105V158H104L105 160L102 159V160H103V161H102V164L100 163V160H99V163H100L99 166L102 167L101 170H100V172H102V171L104 170V171H107V173H108V172H109V173H113V175H115L114 173H116V174L118 175V177L115 176L116 179L118 178L117 180H120V179L122 180L123 176H121V175H122V174H121V172H122L121 170L124 169V168H122V166H120V165H121V164H120L121 162H119V164L117 163V159H116V158H118V161L120 160L119 157H117V156H118L117 153L119 154V152H120V150H118V152H117V149H119V146H120V145L118 146V148H116V144L118 143V142L116 143V140H119V138H122V136H120L118 139H117L118 136H117V137H115ZM127 136H128V135H127ZM127 136H125V137H127ZM138 136H139V134H138ZM138 136H137V137H138ZM152 136H151V138H150V136H149L150 140L154 138V137L152 138ZM169 136H170V135H169ZM171 136H172V135H171ZM199 136H200V135H199ZM8 137H9V136H8ZM8 137H7V138H8ZM42 137H43L44 139H46L44 135H43ZM51 137H53V136H51ZM145 137H146V136H145ZM196 137H197V136H195V138H196ZM236 137H237V136H236ZM48 138H49V137H48ZM56 138H57V136H56ZM56 138H55V139H56ZM64 138H65V140H66V136H65ZM64 138L62 139V141L64 140ZM123 138H124V135H123ZM139 138H140V136H139ZM147 138H148V137H147ZM170 138H171V137H169V138H167V139H170ZM197 138H198V137H197ZM200 138L204 140V137L202 138V136H200ZM200 138H199V139H196V140H199V141H200ZM1 139H3V138H1ZM8 139H9V138H8ZM8 139H7V140H8ZM10 139H11V138H10ZM12 139H13V138H12ZM12 139H11V140H12ZM51 139H52V138H51ZM51 139H49V140H51ZM59 139L61 140V138H59ZM59 139L57 138V140H59ZM127 139H128V138H127ZM130 139H132V138H130ZM143 139H145V138L143 137ZM160 139H161V136H160ZM232 139H234V138H232ZM232 139H231V141H234V140H235V139H234V140H232ZM237 139H238V138H237ZM248 139H249V138H248ZM36 140H37V139H36ZM36 140H35V141H36ZM38 140H40V138H39ZM38 140H37V143L39 142ZM52 140L55 141L54 139H52ZM52 140H51V141H52ZM60 140H59V142H60ZM65 140H64V141H65ZM68 140H69V139H68ZM68 140H67V141H68ZM85 140H86L85 143H87V139H86V138H85ZM121 140H122V139H121ZM121 140H119V142H120ZM124 140H125V139H124ZM124 140H123V141H124ZM128 140H129V139H128ZM133 140H134V139H133ZM136 140H137V139H136ZM136 140L133 141V146H135V144L137 143ZM139 140H140V139H139ZM147 140H148V139H147ZM153 140L155 141V139H153ZM163 140H164V139H163ZM163 140H162V142H163ZM170 140H171V139H170ZM238 140H239V139H238ZM242 140H243V139H242ZM242 140H241V141H242ZM244 140H246V139H244ZM12 141H13V140H12ZM46 141H47V139H46ZM51 141H50V142H51ZM53 141L51 142L52 145H53V143H54ZM64 141H63V143H65ZM81 141H82V139H81ZM126 141H127V140H126ZM126 141H125V142H126ZM131 141H132V140L129 141V144H132V143H130ZM137 141H138V140H137ZM151 141H152V140H151ZM167 141H168V140H167ZM167 141L165 140V142H167ZM171 141H172V140H171ZM171 141H169V142H171ZM199 141H197V142L199 143ZM3 142L6 143V141H3ZM13 142H14V141H13ZM30 142H31V144H30V143H29V144L33 147L34 144H32V142H34V140H33V141L31 140ZM41 142H42V145H43L44 142H43V141H41ZM41 142H40V146H41ZM48 142H49V141H48ZM50 142H49V143H50ZM121 142H122V141H121ZM125 142H124V143H125ZM134 142H136V143H134ZM145 142H146V141H145ZM152 142H153V141H152ZM162 142H160V143L162 144ZM197 142H195V144H196ZM204 142H205V141H204ZM234 142H235V144H236V143H237V140H235ZM234 142H231V143L234 144ZM238 142H239V141H238ZM255 142H256V141H255ZM10 143H11V142H10V140H9V145H10ZM37 143H36V144H37ZM51 143H50V144H51ZM60 143H61V142H60ZM79 143H80V142H79ZM90 143H91V142H90ZM148 143H149V145H150V142H148ZM154 143H155V142H154ZM198 143H197V144H198ZM244 143H245V142H244ZM6 144H8V141H7ZM6 144H5V145H6ZM36 144H35V146H36ZM46 144H47V143H46ZM46 144H45V145H46ZM54 144L56 145L57 143H54ZM61 144H62V143H61ZM66 144H67V143H66ZM68 144H69V143H68ZM82 144H83V142H82ZM88 144H89V143H87V145H88ZM118 144H119V143H118ZM118 144H117V145H118ZM145 144H146V143H145ZM152 144H153V143H152ZM163 144L165 145V144H167V143H163ZM163 144H162V146H163ZM189 144H190V143H189ZM192 144H193V143H192ZM192 144H190V145H192ZM233 144H232V146H233ZM0 145H1V147H3L2 145H4V144H0ZM9 145H8V146H9ZM55 145H54L55 148H54L53 150L56 151V150L59 148L58 150L60 151V150H61L60 147H58V148L56 149V147H57L59 144H57V146H55ZM80 145H81V143H80ZM87 145H84V146L86 147ZM91 145H92V144H91ZM91 145H90V146L88 145V146L91 147ZM125 145L127 146V143H126ZM125 145H124V147H125ZM184 145H185V144H184ZM229 145H231V144L229 143ZM236 145H237V144H236ZM6 146H7V145H6ZM8 146H7V147H8ZM10 146L12 147V145H10ZM16 146H17V145H16ZM28 146H29V145H28ZM38 146H39V145H37V148H38ZM43 146H44V145H43ZM46 146L50 147L51 145H46ZM46 146H44V147H46ZM63 146H64V144H63ZM63 146H62V147H63ZM67 146H69V145H67ZM72 146H73V145H72ZM74 146H75V145H74ZM88 146H87V147H88ZM100 146H105V147H104V148H101ZM106 146L108 147V150L106 149V148H107ZM114 146H115V147H114ZM133 146H131V148H132ZM162 146H161V147H162ZM187 146H188V147H191V146H189L188 144H187ZM199 146H201V145H199ZM199 146H198V147H199ZM202 146H204V145H202ZM205 146H206V145H205ZM232 146L230 147V150L233 151V150H235V149H231ZM244 146H245V145H244ZM7 147H6V148H7ZM48 147H47V149L49 150L50 148H48ZM51 147H53V146H51ZM64 147H65V146H64ZM64 147H63V148H64ZM75 147H76V146H75ZM85 147H84V150H85ZM89 147H88V148H89ZM121 147H122V149H124L123 146H121ZM137 147H138V146H137ZM137 147H136V148H133L132 150L137 149ZM151 147H152V146H151ZM159 147H160V146H159ZM159 147H158V149H159ZM184 147H186V146H184ZM188 147H187L186 149H188ZM193 147H194V146H193ZM206 147H207V146H206ZM227 147L229 148V146H227ZM28 148H30V146H29ZM33 148L35 149V147H33ZM40 148H41V147H40ZM66 148H67V147H66ZM66 148H64V149H66ZM68 148H69V147H68ZM68 148H67V149H68ZM70 148L72 149V147H70ZM73 148H74V147H73ZM82 148H83V147H82ZM147 148H148V147H147ZM149 148H150V147H149ZM149 148H148V149H149ZM180 148H181V147H180ZM202 148H203V147H201L200 149L202 150ZM207 148H208V147H207ZM233 148H234V146H233ZM236 148H237V147H236ZM244 148L246 149V147H244ZM0 149H1V148H0ZM4 149H5V148H4ZM30 149H31V148H30ZM44 149H45V148H44ZM75 149H76V148H75ZM75 149H74V151H73L74 154H75V151L77 150V149H76V150H75ZM79 149H80V148H79ZM126 149H130V148L128 147V148H126ZM184 149H185V148H184ZM189 149H190V148H189ZM189 149H188V150H189ZM203 149H204V148H203ZM205 149H206V148H205ZM205 149H204V150H205ZM226 149H227V148H226ZM9 150H10V148H9ZM14 150L17 151L15 147H14ZM31 150H32V149H31ZM80 150H81V149H80ZM84 150H82V151H84ZM90 150H87V151L90 152ZM150 150H151V149H150ZM154 150H155V149H153L152 151H154ZM181 150H182V149H181ZM193 150H195V149L192 148V151H193ZM201 150H200V151H201ZM204 150H203V151H204ZM207 150H208V149H207ZM2 151H4V150H2ZM11 151H13V150H11ZM11 151H10V152H11ZM27 151H28V149H27ZM29 151H30V150H29ZM29 151H28V154H29ZM40 151H41V149H40ZM42 151H44L43 148H42ZM51 151H52V148H51ZM61 151L63 152V151H65V150H61ZM68 151H69V150H68ZM82 151H81V153H83ZM85 151H86V150H85ZM125 151H126V150H125ZM125 151H124V150H123V151L121 150V152H123V153H120V155H121V156H122V154L124 155V152H125ZM135 151H136V150H135ZM179 151H180V149H179ZM182 151H183V150H182ZM184 151H185V150H184ZM184 151H183V152H184ZM190 151H191V150H189V152H190ZM197 151L199 152V150H197ZM225 151H226L225 154L227 155V153L229 152V150H228V151L225 150ZM235 151H237V150H235ZM235 151H234V152H235ZM7 152H8V151H7ZM30 152L33 153L34 151H30ZM35 152H36V149H35ZM56 152L58 153V151H56ZM65 152H66V151H65ZM65 152H64V153H65ZM77 152H79V151H77ZM198 152H196V153H198ZM207 152H210V150L207 151ZM238 152H239V150H238ZM240 152H241V151H240ZM242 152H243V151H242ZM3 153H4V152H3ZM11 153H13V152H11ZM14 153H15V152H14ZM43 153L46 154V155L49 154L48 151H47V152L45 151V152H43ZM54 153H55V152H54ZM64 153H63V155H64ZM128 153H129V152H128ZM132 153H134V152L132 151ZM187 153H188V152L186 151V154H187ZM191 153H192V152H191ZM194 153H195V151H194ZM205 153H206V152H205ZM210 153H211V152H210ZM221 153H222V152H221ZM223 153H224V152H223ZM223 153H222V155H223ZM229 153H231V152H229ZM232 153H233V152H232ZM232 153H231V154H232ZM236 153H237V152H236ZM8 154H10V153H8ZM33 154H34V153H33ZM35 154H37V153H35ZM51 154H53V153L51 152ZM51 154H50V155H51ZM55 154H56V153H55ZM55 154H54V155H55ZM78 154H80V153H78ZM89 154H90V153H88V155H89ZM99 154H101V155H99ZM129 154H130V153H129ZM183 154H185V153H183ZM189 154H190V153H188V155H189ZM198 154L201 155L202 153L200 152V153H198ZM208 154H209V153H208ZM2 155L4 156V154H2V152H1V154H0L1 159L3 158ZM10 155L13 156V154H10ZM10 155H7V156H9V157L11 158ZM24 155H25V154H24ZM29 155H30V154H29ZM29 155H27V153H26V156H27L28 158H30V156H31V155H30V156H29ZM38 155H39V154H38ZM54 155L51 156V157L53 158ZM58 155H59V153H58ZM63 155H62V157H64ZM88 155H87V156H88ZM125 155H126V154H125ZM131 155H132V154H131ZM131 155H129V156H131ZM143 155H144V154H143ZM181 155H182V152H181ZM193 155H195V154H193ZM193 155H192V156H193ZM199 155H198V156H199ZM206 155H207V154H206ZM228 155L230 156V154H228ZM241 155H243V154H241ZM241 155H240V156H241ZM247 155H248V154H247ZM26 156H25L24 158H26ZM35 156H36V155H35ZM47 156L49 157V155H47ZM56 156H57V155H56ZM79 156H80V157H78V158L80 159V158H81V154H80ZM82 156H84V157L86 158L85 155H82ZM89 156H91V154H90ZM144 156H145V155H144ZM168 156H169V155H168ZM207 156H208V157H206V156L204 155V159L206 158V160H208L209 155H207ZM212 156H214V155H211V157H212ZM220 156H221V154H220ZM229 156H228V157H229ZM236 156H238V155H236ZM9 157H7V158H9ZM21 157H22V156H21ZM31 157H32V156H31ZM37 157H39V156H36V158H37ZM44 157H46V156H44ZM48 157H47V158H43V160H44V159H45V160H46V159L49 160ZM51 157H50V160H52ZM60 157H61V156L59 155V158H60ZM94 157H95V156H94ZM181 157H182V156H181ZM184 157H185V155H184ZM190 157H191V156H190ZM193 157H196V162H197V163H198V162H203V161L205 162V160H202V159L198 161V159H200V158H199V157L197 158V156H193ZM211 157H210V158H211ZM216 157H218V156H216ZM228 157H226V159L223 161V162H225V164L227 163L226 161L229 159ZM244 157H245V155H244ZM10 158H9V161H10ZM22 158H23V157H22ZM24 158H23V160H24ZM33 158H34V157H33ZM90 158H91V157H89V158H87V159H90ZM121 158H123V157H121ZM125 158H128V155H127V157H125ZM125 158H124V159H125ZM136 158H137V157H136ZM136 158H135V159H136ZM138 158H140V157H138ZM142 158H143V157H142ZM142 158H141V159H142ZM144 158H145V157H144ZM149 158H150V157H149ZM168 158H169V157H168ZM186 158L188 159V156H187ZM186 158H185V160H186ZM201 158H203V155L201 156ZM210 158H209V159H210ZM213 158H215V157H212V160H213ZM227 158H228V159H227ZM230 158H232V157H230ZM240 158H241V157H240ZM248 158H249V157H248ZM12 159H13V158H12ZM12 159H11V160H12ZM34 159H35V158H34ZM34 159H33V160H34ZM87 159H85V160H87ZM124 159H123V160H124ZM130 159H131V161H132V158H130ZM178 159H179V158H178ZM193 159H194V158H193ZM215 159H216V158H215ZM243 159H244V158H243ZM3 160H4V158L2 159V161H3ZM33 160H32V161H33ZM36 160H37V159H36ZM55 160H56V159H53L52 162L50 161V164L53 163V162H56ZM58 160L64 162L65 159H63V160L58 159ZM58 160H57V162H58ZM76 160H77V159H76ZM83 160H84V158H83ZM83 160H82V158H81V159H80V162H81V161L83 162ZM121 160H122V159H121ZM121 160H120V161H121ZM126 160H127V159H126ZM126 160H125V161H126ZM144 160H145V159H144ZM164 160H166V158H165ZM171 160H172V159H171ZM181 160H182V158H181ZM181 160H178V161H179V162H178L179 165H180V163H182V162H184V164H186V161H182V162H180ZM189 160H190V158H189ZM217 160L220 161L221 159L218 158ZM217 160H215V161L217 162ZM234 160H235V159H234ZM236 160H238V159H236ZM240 160H241V159H240ZM24 161H25V160H24ZM88 161H89V162H87V163H88V165L90 166V164H89V163H90V160H88ZM125 161H124V162H125ZM129 161H130V160H129ZM129 161H128V162H129ZM168 161H169V160H168ZM168 161H167V162H168ZM190 161H191V160H190ZM194 161H195V160H194ZM209 161L211 162V160H209ZM209 161H208V162H209ZM215 161H213V162L216 163ZM14 162H15V161H14ZM22 162H23V161H21V163H22ZM77 162H78V161H77ZM80 162H79V163H80ZM84 162H85V161H84ZM128 162H126V165L129 164ZM140 162H141V161H140ZM143 162H144V161H143ZM172 162H174V161L172 160ZM175 162H176V161H175ZM175 162H174V163H175ZM191 162H193V161H191ZM191 162H189V163H191ZM204 162H203V163H204ZM220 162H221V161H220ZM220 162H219V164H221ZM223 162H222V163H223ZM232 162H233V161H232ZM232 162H230V163H232ZM234 162H235V161H234ZM246 162H247V161H246ZM0 163H2V162H0ZM11 163H12V162H11ZM11 163H9V164H11ZM23 163H24V162H23ZM23 163H22V164H23ZM58 163H59V162H58ZM58 163H56V164L54 163V164L57 166ZM64 163H65V162H64ZM79 163H78V164H79ZM132 163H134V162H132ZM138 163H139V162L137 161V163H134V165L137 164V166H138V165H139ZM176 163H177V162H176ZM178 163H177V164H178ZM193 163H195V162H193ZM228 163H229V161H228ZM228 163H227V166H228ZM236 163H237V162H236ZM242 163H244V161H243ZM12 164H13V163H12ZM35 164H36V163H35ZM50 164H49V165H50ZM83 164H85V163H83ZM83 164H82V165H83ZM122 164H123V163H122ZM124 164H125V163H124ZM124 164H123V165H124ZM130 164H131V163H130ZM130 164H129V165H130ZM140 164H141V163H140ZM150 164H151V163H150ZM150 164H149V165H150ZM168 164H169V162H168ZM170 164H171V163H170ZM210 164L213 165V166L215 165V167H213L214 169H215L216 167H218V166H216L217 163H216V164H213V163H209V164L207 163V164H206V163H205V164H204V166L206 165V166H205V169H206L207 165H209L208 167H210ZM2 165H3V164H2ZM14 165H15V164H14ZM30 165H31V164H30ZM30 165H29V166H30ZM32 165H33V164H32ZM60 165H61V164H60ZM82 165H81V167H79V169H80V168L83 169V168L85 167L86 164L84 165V167H83ZM97 165H98V164H97ZM131 165H132V164H131ZM142 165H143V163H142ZM163 165H164V164H163ZM174 165H176V164H174ZM179 165H178V166H179ZM187 165H188V163H187ZM187 165H186V166H187ZM201 165H202V164H201ZM217 165H218V164H217ZM221 165H223V164H221ZM10 166H11V165H10ZM23 166H24V165H23ZM23 166H22V167H23ZM26 166H27V165H26ZM34 166H35V165H34ZM52 166H53V165H52ZM56 166H55V167H56ZM61 166H63V165H61ZM99 166H97V167H98V172H99ZM132 166H133V165H132ZM167 166H168V165H167ZM183 166H184V165H182V167H181V168H182V171H183V168H184ZM194 166H196V165H194ZM194 166L192 167V169L195 168ZM197 166H198V165H197ZM197 166H196V167H197ZM204 166L200 167V163H199V166H198V167H200V168L202 169ZM223 166H225V165H223ZM233 166H234V165H233ZM3 167H4V165H3ZM32 167H33V166H32ZM32 167H31V168H32ZM35 167H36V166H35ZM57 167H58V166H57ZM82 167H83V168H82ZM97 167H96V168H97ZM128 167H129V166H128ZM130 167H131V166H130ZM133 167H134V166H133ZM208 167H207V168H208ZM235 167H236V166H235ZM7 168L9 169L8 165H7ZM26 168H27V167H26ZM26 168H22V169L24 170V169H26ZM29 168H30V167H29ZM33 168H34V167H33ZM85 168H86V167H85ZM121 168H122V169H121ZM225 168H226V166L224 167V170H226L228 167H227L226 169H225ZM256 168H257V166H256ZM36 169H38V167H37V168H34L35 171H36ZM61 169H62V167H61ZM61 169H60V171H61ZM81 169L79 170V173H80V171L82 172ZM86 169H87V168H86ZM131 169H132V168H130V170H131ZM171 169H172V167H171ZM171 169H170V170H171ZM208 169H211V167L208 168ZM218 169H221V168L219 167ZM230 169H231V165H230ZM257 169H258V168H257ZM26 170H28V168H27ZM26 170H25V173H26ZM56 170H57V169H56ZM56 170H55V172H56ZM95 170H96V169H95ZM95 170H94V171H95ZM164 170H165V169H164ZM167 170H168V169H167ZM185 170L188 171L187 167L185 168ZM190 170H191V166H190ZM190 170H189V171H190ZM198 170H199V168H198ZM203 170H204V169H203ZM203 170H201V172H202ZM216 170H217V169H216ZM216 170H214V171H216ZM232 170H233V167H232ZM4 171H5V169H4L3 171H1V172L3 173ZM37 171H38V170H37ZM62 171H63V170H62ZM64 171H65V170H64ZM66 171H67V170H66ZM68 171L71 172V170H68ZM83 171H84V170H83ZM123 171H124V172H126V171L129 172L128 169H127V170H123ZM132 171H134V170H132ZM132 171H131V172H132ZM145 171H146V170H145ZM175 171H176V170H175ZM189 171H188V172H189ZM191 171L193 172V170H191ZM221 171H222V170H221ZM221 171H219L218 175L220 174ZM252 171H253V170H252ZM1 172H0V173H1ZM28 172H29V170H28ZM28 172H27V173H28ZM32 172H33V170H32ZM38 172H39V171H38ZM57 172H58V171H57ZM87 172H88V171H87ZM89 172H90V171H89ZM98 172H97V173H98ZM100 172H99L98 175H100ZM136 172H137V171H136ZM160 172H161V171H160ZM163 172H165V171H163ZM188 172H187V173H188ZM195 172H196V171H195ZM206 172H207V170H206ZM208 172H211V173H212L213 170H212V171H211V170H210V171L208 170ZM208 172H207V173H208ZM216 172H218V171H216ZM223 172H228V171H227V170H226V171H222V174H223ZM231 172H232V171H231ZM234 172H236V171H234ZM253 172H254V171H253ZM7 173H8V172H7ZM22 173H24V171H23ZM25 173H24V174H25ZM30 173H31V172H30ZM30 173H29V174H30ZM36 173H37V172H36ZM40 173L42 174V172H40ZM65 173L68 174V172H65ZM65 173H64V174H65ZM71 173H73V171H72ZM71 173H70V174H71ZM95 173H96V171H95ZM211 173H210V174H211ZM8 174H9V173H8ZM24 174H23V175H24ZM31 174H32V173H31ZM34 174H35V173H34ZM60 174H61V173H60ZM120 174H121V175H120ZM123 174H126V173H123ZM132 174H133V172H132ZM137 174H138V173H137ZM146 174H147V173H146ZM193 174H194V172H193ZM195 174H196V173H195ZM200 174H201V173H200ZM200 174H199V175H200ZM202 174H204V173L202 172ZM202 174H201V175H202ZM205 174H206V173H205ZM205 174H204V175H205ZM210 174H208V175H210ZM214 174H215V175H213V176H215V178H217L215 172H214ZM224 174H225V173H224ZM250 174H251V173H250ZM25 175H26V174H25ZM36 175H37V174H36ZM58 175H59V174H58ZM128 175L131 176V174H129V173H128ZM187 175H188V174H187ZM190 175H191V174H190ZM190 175H188V176H189L190 179H192ZM199 175H198V177H199ZM226 175H227V173H226ZM236 175H238V174H236ZM1 176H2V175H0V177H1ZM26 176H27V175H26ZM52 176H53V175H52ZM54 176H56V174H55ZM62 176H63V175H62ZM62 176H61V177H62ZM64 176H65V175H64ZM125 176H127V174H126ZM206 176H207V175H206ZM211 176H212V175H211ZM211 176H208V177H210V178L212 179L213 176H212V177H211ZM232 176H234V175H232ZM32 177H33V174H32ZM32 177L30 176L31 179H32ZM35 177H36V176H35ZM37 177L40 179V181L37 180V179H34V180H32V181H35V180H36L37 182L39 181L38 183H40V182L42 181V179L39 177V175H37ZM37 177H36V178H37ZM56 177H57V176H56ZM56 177H55V178H56ZM58 177H59V176H58ZM67 177H70V176H67ZM111 177L113 178L114 176H112V174H111ZM121 177H122V178H121ZM142 177H143V176H142ZM152 177H153V176H152ZM196 177H197V176H196ZM196 177H194V178H196ZM204 177H205V176H204ZM229 177H230V174H229ZM3 178H4V177H2V179H3ZM33 178H34V177H33ZM51 178H52V177H51ZM71 178L73 179V182H74V179H76V176H75V178L70 177V179H71ZM108 178H110V177H108ZM112 178H110V179H112ZM119 178H120V179H119ZM158 178H159V177H158ZM201 178H202V176H201ZM205 178H206V177H205ZM205 178H204V179H205ZM227 178H228V177H227ZM234 178H236V177H234ZM2 179H1V180H2ZM52 179H54V177H53ZM58 179H59V178H57L56 180H58ZM72 179H71V180H72ZM114 179H115V178H114ZM142 179H143V178H142ZM204 179L202 178L201 182H203ZM207 179H209V178H207ZM231 179H232V178H231ZM231 179H230V180H231ZM236 179H238V178H236ZM263 179H264V177H263ZM29 180H30V179H29ZM59 180H60V179H59ZM71 180H70V181H71ZM121 180H120V181H116V183H117V182H122ZM129 180H130V179H129ZM158 180H159V179H158ZM158 180H157V181H158ZM178 180H179V179H178ZM181 180H182V179H181ZM226 180H227V179H226ZM232 180H233V179H232ZM232 180H231V181H232ZM32 181H30V182H32ZM50 181H51V180H50ZM77 181H78V179L76 180V182H77ZM143 181H144V180H143ZM143 181H142V184H143ZM149 181H150V180H149ZM182 181H183V180H182ZM188 181H189V180H187V182H188ZM192 181H194V179H193ZM198 181H199V180H198ZM228 181H229V180H228ZM237 181H238V180H237ZM237 181H236V182H237ZM2 182H3V181H2ZM30 182H29V183H30ZM48 182H49V181H48ZM48 182H46V183H48ZM123 182H124V181H123ZM158 182H159V181H158ZM162 182H163V181H162ZM187 182H186V183H187ZM190 182H191V181H190ZM32 183H33V182H32ZM42 183H44V182H42ZM50 183H52V181H51ZM71 183H72V182H69L70 186L73 185V184H71ZM124 183H125V182H124ZM196 183H197V182H196ZM205 183H206V182H205ZM55 184H59V182H57V183H55ZM69 184H68V186H69ZM101 184H103V182H102ZM101 184H99V185L101 186ZM162 184H163V183H162ZM189 184H190V183H189ZM193 184H194V182H193ZM193 184H192V185H193ZM233 184H234V182H233ZM238 184H239V182H238ZM34 185H35V184H34ZM37 185H38V184H37ZM44 185H47V184H44ZM74 185H75V184H74ZM74 185H73V186H74ZM97 185H98V184H97ZM103 185H104V184H103ZM113 185H114V184H112V186H113ZM199 185H200V184H199ZM229 185H230V184H229ZM239 185H240V184H239ZM29 186H30V185H29ZM39 186H40L41 188H43L41 183L39 184ZM49 186H50V185H49ZM49 186H48V187H49ZM51 186H53V185H51ZM54 186H55V185H54ZM73 186H72V187H73ZM92 186H96V184H95V185L92 184ZM115 186H116V185H115ZM230 186H231V185H230ZM230 186H229V187H230ZM233 186L235 187V185H233ZM236 186H237V184H236ZM240 186H241V185H240ZM245 186H246V185H245ZM247 186H248V185H247ZM46 187H47V186H46ZM46 187H45V189H46ZM57 187H58V186H57ZM66 187H67V186H66ZM98 187H99V186H98ZM110 187H111V185H110ZM175 187H176V186H175ZM194 187H195V186H193V188H194ZM200 187H201V186H200ZM202 187H203V186H202ZM202 187H201V188H202ZM261 187H263V186L261 185ZM30 188H31V186H30ZM49 188H50V187H49ZM58 188H59V187H58ZM60 188H61V187H60ZM69 188H70V187L67 188V189H68V192H67V193H69V190H70ZM74 188H75V187H74ZM91 188H92V187H91ZM102 188H103V187H102ZM105 188H106V186H105ZM112 188H113V187H112ZM162 188H163V187H162ZM176 188H177V187H176ZM178 188H179V187H178ZM180 188H181V185H180ZM203 188H204V187H203ZM231 188H232V187H231ZM231 188H230V189H231ZM33 189H34V187H33ZM88 189H89V187H88ZM110 189H111V188H110ZM185 189H186V187H185ZM191 189H192V188L189 189V190H190V193H191ZM195 189H196V187H195ZM195 189H194V190H195ZM228 189H229V188H228ZM235 189H236V187H235ZM38 190H39V188H38ZM41 190H43V189H41ZM48 190H50V189H48ZM51 190H52V191H55V188H54V190H53V188H52ZM56 190H57V189H56ZM61 190H62V189H61ZM106 190H107V189H106ZM111 190H112V189H111ZM162 190H163V189H162ZM178 190H182V191L184 192L183 189H178ZM187 190H188V188H187ZM233 190H234V189H233ZM242 190H243V189H242ZM261 190L263 191V189H261ZM28 191H29V190H28ZM44 191H46V190H44ZM64 191H66V190H64ZM64 191H62V192H64ZM229 191H230V190H228V192H229ZM262 191H261V192H262ZM29 192H30V191H29ZM32 192H34V191H32ZM36 192H37V191H36ZM46 192H47V191H46ZM56 192H57V191H56ZM58 192H60V191H58ZM62 192L57 193V194H58V195L60 194L59 196H62V195H61ZM106 192H108V191H106ZM111 192H112V191H111ZM157 192H158V191H157ZM188 192H189V191H188ZM238 192H239V191H238ZM241 192H242V191H241ZM256 192H257V191H256ZM34 193H35V192H34ZM41 193H43V192H41ZM44 193H45V192H44ZM44 193H43V194H44ZM64 193H65V192H64ZM67 193H65V194L67 195ZM112 193H113V192H112ZM112 193H111V195H112ZM230 193H232V192L230 191ZM233 193H234V191H233ZM26 194H29V193H26ZM30 194H33V193H30ZM30 194H29V195H30ZM37 194H39V193H37ZM43 194H42V195H43ZM65 194H63V196H64ZM69 194H70V193H69ZM133 194H134V193H133ZM159 194H160V193H159ZM191 194H192V193H191ZM263 194H264V193H262V195H263ZM44 195H45V194H44ZM44 195H43V196H44ZM55 195H56V194H55ZM111 195H110V196H111ZM172 195H173V194H172ZM188 195H189V194H188ZM229 195H231V194H229ZM254 195H255V194H254ZM38 196H40V195H37L36 197H38ZM43 196H42V197H43ZM53 196H54V195H53ZM59 196L56 195L55 197H59ZM157 196H158V195H157ZM189 196H191V195H189ZM231 196H232V195H231ZM231 196H229V197H231ZM36 197H35V199H38V198H36ZM55 197L52 198V201H51V202H53V199H55ZM234 197H235V196H234ZM26 198H27V197H26ZM28 198H29V196H28ZM31 198H32V196H31ZM31 198H30V199H31ZM43 198H44V197H43ZM59 198H60V197H59ZM62 198H63V197H62ZM169 198H170V197H169ZM187 198H188V196H187ZM193 198H194V197H193ZM39 199H40V198H39ZM39 199H38L37 201H39ZM188 199L191 200L192 198L189 197ZM227 199H228V198H227ZM232 199H233V198H232ZM232 199H231V200H232ZM237 199H238V198H237ZM263 199H264V198H263ZM33 200H34V199L32 198V202H33ZM41 200H42V198H41ZM229 200H230V199H229ZM235 200H236V199L234 198L233 201H235ZM241 200H242V199H241ZM30 201H31V200H30ZM30 201H29V202H30ZM35 201H36V200H34V205H35ZM37 201H36V202H37ZM49 201H50V200H49ZM49 201H48V202H49ZM173 201H174V200L172 199V202H173ZM187 201H188V200H186V202L184 201L185 204L187 203ZM191 201H192V200H191ZM227 201H228V200H227ZM233 201H232V203L228 201V203H231V204L234 203V204H236V206L239 204V203H238V204L235 203L236 201H235V202H233ZM239 201H240V200H239ZM239 201H238V202H239ZM48 202H47V203H48ZM184 202L181 201V203H184ZM240 202H241V201H240ZM242 202H243V201H242ZM37 203H38V202H37ZM37 203H36V204H37ZM188 203H189V202H188ZM262 203H264V200H263ZM262 203H261V207L263 206ZM27 204H28V203H27ZM30 204H31V203H30ZM49 204H50V203H49ZM174 204H175V203H174ZM174 204H173V205H174ZM191 204H192V202H191ZM221 204H222V203H221ZM225 204H226V203H225ZM225 204H222V205H224V206L222 207V209H224ZM69 205H70V204H69ZM180 205L183 206L182 204H180ZM194 205H195V204H193V206H194ZM227 205H228V204H227ZM27 206H28V205H27ZM171 206H172V205H171ZM175 206H176V205H175ZM178 206H179V205H178ZM228 206H230V204H229ZM239 206H240V204L238 205V207H239ZM32 207H33V206H32ZM34 207H35V206H34ZM36 207H37V205H36ZM47 207H48V206H47ZM163 207H164V206H163ZM194 207H195V206H194ZM233 207H235V205H234ZM41 208H42V207L40 206L39 211L42 210ZM48 208H49V207H48ZM173 208H174V207H173ZM176 208H180L181 210L183 209L182 207H176ZM188 208H190V207H188ZM225 208H227V207H225ZM229 208H230V207H228L227 210H229V211H230V209L232 210V208H230V209H229ZM236 208H237V207H236ZM257 208H258V207H257ZM35 209H36V208H35ZM35 209H33V212L30 210V212L34 213V212H35V211H34ZM180 209H179V212H180ZM190 209H191V208H190ZM258 209H260V208H258ZM258 209H257V210H258ZM262 209H264V208L262 207ZM262 209H261V210H262ZM25 210H27V209H25ZM36 210H37V209H36ZM238 210H239V209L237 208L236 211H238ZM261 210H260V211H261ZM39 211H38V212H35V213L38 214ZM176 211H177V213H179L177 209H176ZM189 211H190V210H189ZM221 211H222V210H221ZM224 211H225V209H224ZM233 211H234V210H233ZM263 211H264V210H263ZM25 212H27V211H25ZM30 212H29V213H30ZM40 212H42V211H40ZM57 212H59V210H58ZM57 212H56V213H57ZM191 212H192V211H191ZM191 212H189V214H190ZM222 212H223V211H222ZM234 212H235V211H234ZM261 212H262V211H261ZM35 213H34V215L31 214V213H30V214L33 215V216L35 217ZM50 213H51V212H50ZM56 213H54V214H55V215H58V214L60 215L62 212H61V213H58V214H56ZM69 213H70V209H69ZM174 213H175V212H174ZM223 213H225V212H223ZM257 213H258V212H257ZM46 214H47V216H48L49 212L46 213ZM51 214H52V213H51ZM175 214H176V213H175ZM192 214H193V212H192L190 215H192ZM201 214L204 215L203 213H201ZM201 214H200V215H201ZM221 214H222V213H221ZM227 214H228V213H227ZM229 214H230V213H229ZM234 214H235V213H234ZM258 214L260 215V212H259ZM261 214H262V213H261ZM39 215H40V214H39ZM39 215L37 216V217H38L37 219H39V217L41 216V215H40V216H39ZM59 215H58V217H59ZM61 215H62V214H61ZM198 215H199V214H198ZM198 215H197V216H198ZM219 215H220V212H219ZM223 215H224V214H223ZM235 215H236V214H235ZM238 215H240V214H238ZM259 215H258V216H259ZM29 216H30V215H29ZM29 216H27V217H28V218H31V217H29ZM33 216H32V217H33ZM45 216H46V215H45ZM50 216H51V215H50ZM52 216H53V215H52ZM206 216H207V215H206ZM224 216H225V215H224ZM229 216H230V215H229ZM246 216H247V215H246ZM258 216H257V218H258ZM48 217H49V216H48ZM48 217H47V218H48ZM58 217H57V218H58ZM60 217L62 218V216H60ZM195 217H196V215H195ZM198 217H200V216H198ZM201 217H202V216H201ZM225 217H226V216H225ZM236 217H237V216H236ZM238 217H239V216H238ZM242 217H243V216H242ZM255 217H256V216H255ZM260 217L263 218V215H261ZM40 218H41V217H40ZM43 218H46V217H42V219H40V220L42 221ZM55 218H56V217H55ZM202 218H203V217H202ZM202 218H201V219H202ZM227 218H229V217H227ZM257 218H255V219H257ZM262 218H260V219H262ZM31 219H32V218H31ZM37 219H36L35 221H39V220H37ZM48 219H50V218H48ZM48 219H47V220H48ZM62 219H63V218H62ZM175 219H176V218H175ZM190 219H191V218H190ZM190 219H189V222L193 221V220L190 221ZM194 219H195V218H194ZM196 219L198 220V218H196ZM201 219H199V221H200ZM204 219H207V218L204 217ZM234 219H235V218H234ZM236 219H237V218H236ZM240 219H241V217H240ZM28 220L31 221L30 219H27L26 221H28ZM47 220H46V221H47ZM53 220H54V218H53ZM57 220H59V221H56V220H55L54 222H57V223L54 224V226L57 227V224H58V228H57L56 230L59 231V229H60V230L62 231V230H63L62 228H64V227H63V224H64V223L61 221L60 218L57 219ZM223 220H224V219H223ZM226 220H228V219H226ZM231 220H232V219H231ZM238 220H239V219H238ZM201 221H202V220H201ZM203 221H205V220H203ZM243 221H245V220H243V218H242V224H243ZM252 221H253V220H252ZM262 221H263V220H262ZM175 222H176V221H175ZM196 222H197V221H196ZM196 222L193 221V222H191V223H192L193 226L196 224V226L198 227V229L196 228V229H197L196 232H195V231H194V232L198 235V238H199V239H198V242H199L200 244H202L203 241H204L203 238H206L207 235L210 236V233L212 232V229H213V225H214V224H212V223H208L206 226H203V224H202L203 222H201V224H202V226H201V224L198 222V223L200 224V227H199V225H197ZM245 222H247V220H246ZM256 222H257V221H256ZM31 223L34 224L35 222H33V220H32ZM38 223H39V222H38ZM38 223H37V224H38ZM240 223H241V222H240ZM240 223H239V224H240ZM247 223H248V222H247ZM250 223H251V222H250ZM250 223H248V224H250ZM263 223H264V222H263ZM42 224H43V223H42ZM188 224H189V223H188ZM188 224H187V225H188ZM236 224H237V223H236ZM236 224H234V225H236ZM253 224H254V223H253ZM259 224H261V223H259ZM259 224H258V225H259ZM27 225H28V223H27ZM31 225H32V224H31ZM34 225H36V224H34ZM192 225H191V226L188 225V227H189V228H190V227L192 228ZM243 225H244V224H243ZM28 226H29V225H28ZM28 226H27V227H28ZM32 226H33V225H32ZM40 226H42V225L40 224ZM35 227H36V226H34V231L32 230V231H33V236H35V235H34V234H35L34 232H37V229H36ZM38 227H39V226H38ZM42 227H43V226H42ZM56 227H55V228H56ZM194 227H195V226H194ZM239 227H240V225H239ZM247 227H251V226L249 225V226H247ZM28 228H29V227H28ZM31 228H32V227H31ZM235 228H237V227H235ZM35 229H36V231H35ZM38 229L41 230L40 228H38ZM237 229H238V228H237ZM260 229H261V228H260ZM262 229H263V227H262ZM29 230H31V229H29ZM43 230H44V228H43ZM238 230H239V229H238ZM242 230H243V229H242ZM247 230H248V229H247ZM250 230H251V229H250ZM53 231H54V230H53ZM58 231H57V232H58ZM244 231H245V230H244ZM244 231H242V232H244ZM45 232H46V231H45ZM45 232H42V235H44L43 233H45ZM57 232H56V233H57ZM247 232H248V231H247ZM247 232H245V233H246V234H250L251 231H250L249 233H247ZM261 232H262V231H261ZM1 233H2V232H1ZM28 233H30V232L28 231ZM28 233H27V234H28ZM40 233H41V231H40ZM40 233L38 232V235H39ZM54 233H55V231H54L52 234H54ZM58 233H60V232H58ZM58 233H57V234H58ZM191 233H192V232H191ZM195 233H194V234H195ZM257 233L260 234V232H257ZM36 234H37V233H36ZM48 234H50V233L48 232ZM194 234H193V235H194ZM204 234H206V236H205ZM261 234H263V232H262ZM30 235H31V234H30ZM40 235H41V234H40ZM40 235H39V236H40ZM42 235H41L40 237H42ZM45 235H46V234H45ZM202 235H203L204 237H203ZM253 235H255V234H253ZM257 235H258V234H257ZM39 236H38V237H39ZM49 236H52V235H49ZM49 236H47V237H49ZM187 236H188V237L190 236V234H189L188 232H187ZM258 236H261V235H258ZM263 236H264V235H263ZM29 237H30V236H29ZM43 237H45V236H43ZM194 237H195V235H194ZM255 237H256V235H255ZM261 237H262V236H261ZM261 237H260V238H261ZM31 238H32V237H31ZM52 238H54V237L52 236ZM56 238H57V236H56ZM256 238H257V237H256ZM260 238H259V239H260ZM33 239H34V237H33ZM35 239H37V238H35ZM40 239H41V238H40ZM183 239H184V238H183ZM192 239H193V237H192ZM195 239H196V237H195ZM257 239H258V238H257ZM262 239H264V237H263ZM43 240H44V238H43ZM45 240H46V237H45ZM51 240H52V239H50V241H51ZM252 240H253V239H252ZM37 241H38V240H37ZM37 241H36V242H37ZM55 241H56V240H55ZM194 241H195V240H194ZM231 241H232V240H231ZM233 241H234V240H233ZM244 241H245V240H244ZM246 241H248V240H246ZM246 241H245V243H246ZM254 241H255V240H254ZM254 241H253V242H254ZM256 241H257V240H256ZM256 241H255V242H256ZM259 241H260V240H259ZM261 241H262V240H261ZM182 242H184V241H182ZM236 242H237V241H236ZM236 242H235V244H236ZM248 242H249V241H248ZM257 242H258V241H257ZM38 243H39V242H38ZM47 243H48V242H47ZM51 243H52V242H51ZM229 243H230V242H229ZM245 243H244V244H245ZM251 243H252V242H251ZM258 243H259V242H258ZM258 243H257V244H258ZM260 243H261V242H260ZM42 244H43V243H42ZM183 244H184V243H183ZM230 244H231V243H230ZM232 244H233V243H232ZM232 244H231V246H230L229 244H227V245H229V246L232 247V248L236 247L235 245L232 246ZM237 244L239 245V242H238ZM237 244H236V245H237ZM255 244H256V243H255ZM238 245H237V246H238ZM245 245H246V244H245ZM249 245H250V244H249ZM251 245H252V244H251ZM36 246H37L36 248H38V245H37V244H36ZM39 246L41 247V246H45V245H39ZM46 246H47V245H46ZM208 246H209V245H208ZM210 246H211V245H210ZM247 246H248V245H247ZM253 246H254V243H253ZM257 246L260 247V245H256V246H254V247H257ZM262 246H263V245H262ZM262 246H261V248H262ZM238 247H239V246H238ZM240 247H241V246H240ZM240 247H239V248H240ZM242 247H243V246H242ZM254 247H252V248L254 249ZM263 247H264V246H263ZM41 248H42V247H41ZM205 248H207V247H205ZM209 248H211V247H209ZM228 248H229V247H228ZM244 248H245V247H244ZM257 248H258V247H257ZM261 248H259L260 251H261ZM39 249H40V248H39ZM196 249H197V248H196ZM207 249H208V248H207ZM207 249H206V250H207ZM248 249H249V246H248ZM262 249H263V248H262ZM45 250H46V249H45ZM198 250H201V249L198 248ZM202 250H203V247H202ZM229 250H230V248H229ZM241 250H242V249L240 248L239 251H241ZM251 250H252V249H251ZM255 250H256V248L254 249V251H255ZM263 250H264V249H263ZM32 251H33V250H32ZM208 251H209V249H208ZM208 251H207V253H209ZM230 251H231V250H230ZM233 251H234V250H233ZM233 251H231V252L233 253ZM235 251H236V249H235ZM246 251H248V250H246ZM260 251H259V252H260ZM43 252H44V251H43ZM43 252H42V253H43ZM191 252L193 253L192 248H191ZM198 252H200V251H198ZM203 252H204V251H203ZM227 252H228V251H227ZM248 252H250V251H248ZM259 252H258V250H257V253H258V254H259ZM44 253H45V252H44ZM44 253H43V254H44ZM50 253H52V252L50 251ZM192 253H190L191 256H193ZM194 253H195V251H194ZM196 253H197V252H196ZM201 253H202V251H201ZM205 253H206V251H205ZM205 253H204V254L202 253V255H205ZM232 253H231V255H233ZM237 253H239V254H237ZM237 253L235 252V254H237V255L242 254L241 252H237ZM253 253H256V251H255V252L252 251V255H253ZM260 253H261V252H260ZM244 254H246V253H243V255H244ZM247 254H249V253H247ZM258 254H257V255H258ZM199 255H201V254L198 253L197 256H199ZM202 255H201V256H202ZM206 255H207V254H206ZM261 255H264V253H262ZM261 255H260V256H261ZM194 256L196 257V255H194ZM194 256H193V258H195ZM201 256H200V257H201ZM208 256H209V255H208ZM227 256H228V253L226 254V257H227ZM247 256H248V255H246V256L244 255V257H247ZM250 256H251V253H250V255L247 257L248 260H250V259H249V258H251ZM254 256H256V255H253L251 259H253ZM200 257H199V258H200ZM231 257H234V256H231ZM235 257H236V256H235ZM235 257H234L233 260H236ZM201 258L206 259V258H208V257L206 256V258H205V256H204V257H201ZM209 258H211V257H209ZM209 258H208V260H209ZM254 258H255V257H254ZM258 258H259V256H258ZM258 258H257V256H256V259H255V260H257V262H258V264H259L260 262L258 261ZM260 258H261V257H260ZM197 259H198V258H197ZM263 259H264V257H263ZM42 260H43V259H42ZM227 260H228V259H227ZM229 260H230V259H229ZM253 260H254V259H253ZM253 260H252V261H253ZM255 260H254V261H255ZM196 261H198V260H196ZM199 261H200V260H199ZM204 261H205V260H204ZM231 261H232V258H231V260H230V263H231ZM236 261H237V260H236ZM205 262H206V261H205ZM209 262H210V261H209ZM232 262H235V261H232ZM246 262H247V260H246ZM246 262H245V263H246ZM257 262H255V263H257ZM263 262H264V261H263ZM207 263H208V262H207ZM230 263H229V261H228V264H230ZM247 263H248V262H247ZM250 263H251V264H252V263L255 264L254 262H251V261L249 262V264H250ZM261 263H262V262H261ZM261 263H260V264H261ZM236 264H237V263H236ZM239 264H240V263H239ZM243 264H244V263H243ZM262 264H264V263H262Z\"/></svg>",
	"mask_w": 264,
	"mask_h": 264
}]
</instances>
